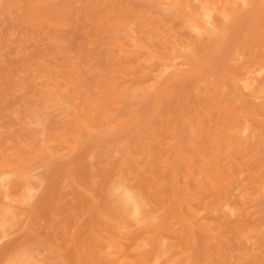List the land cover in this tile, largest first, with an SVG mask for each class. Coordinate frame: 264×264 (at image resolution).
<instances>
[{"label":"rangeland","instance_id":"obj_1","mask_svg":"<svg viewBox=\"0 0 264 264\" xmlns=\"http://www.w3.org/2000/svg\"><path fill=\"white\" fill-rule=\"evenodd\" d=\"M58 1V2H57ZM161 1V2H160ZM211 1V3H210ZM233 2V3H230ZM115 2V3H114ZM125 2V3H124ZM143 2V4H142ZM155 2V4H154ZM193 2V3H192ZM204 4H203V3ZM7 3V4H5ZM131 3V5H130ZM129 3V0H1L0 1V94H2L3 92H5V95L4 93L2 94V96L0 95V99H1V103H0V107L3 109L0 108V162L3 161L4 157L6 160L7 159H10L9 161L6 160V161H3V163H0V236H2L3 238L5 239H1L2 237H0V264H32L33 263V259H34V264H96L98 259H99V264H120L121 261L122 263L121 264H143L142 262L146 261L145 263L146 264H151L155 262L156 260V257L158 258L157 261L155 262L157 264V262L159 264H169L170 262L174 264V262H176V264H184V262L186 264H189L190 261H191V264H207V261L209 262L208 264H226V262L229 264H264V227L262 226V224H264V155L262 153H264V124L262 125L261 124V120L263 119L264 120V108H262L264 105V46H262V44L264 45V37H261V36H264L262 33L264 31V18H263V15H264V0H131ZM137 3V4H136ZM158 3V4H157ZM167 3V4H166ZM193 5H192V4ZM196 3V4H194ZM208 3V4H207ZM216 3V4H215ZM122 4V5H121ZM154 4V5H153ZM161 4V5H159ZM163 4L165 6H163ZM198 4V5H197ZM262 4V5H261ZM126 5V6H125ZM130 5V6H129ZM133 5V6H132ZM138 5V6H137ZM259 5V6H258ZM261 5V6H260ZM97 6V7H96ZM122 6V7H121ZM144 6V7H143ZM151 6H153L154 8L152 9ZM161 6H163L162 8H160ZM188 6V7H187ZM192 8H191V7ZM195 6V7H194ZM209 6H212L213 8L209 7ZM30 7V8H29ZM96 7V9H95ZM166 7V8H165ZM185 7V8H184ZM187 7V8H186ZM147 11H146V9ZM168 8V9H167ZM194 8V9H193ZM197 8L199 9L198 10V13H197ZM256 8V9H255ZM98 9V10H97ZM122 9V10H121ZM125 9V10H124ZM132 9V10H131ZM137 9V10H136ZM143 9L145 11H143ZM151 9V11H150ZM159 9V10H158ZM162 9V11L160 10ZM164 9V10H163ZM261 9L263 10L262 11V15L261 14ZM119 10V11H118ZM130 10V11H129ZM136 10V11H134ZM155 10V11H154ZM166 10V11H165ZM25 11V12H24ZM80 11V12H79ZM95 11V12H94ZM135 14H134V12ZM150 11V12H149ZM257 11V12H256ZM91 12V13H90ZM164 12V13H163ZM185 12V13H184ZM189 12V14L187 13ZM193 12V13H192ZM194 12H196L197 14H195ZM203 12V13H202ZM260 14H259V13ZM48 13V14H47ZM72 13V14H71ZM160 13V14H159ZM162 13V14H161ZM185 15H183V14ZM25 14V15H24ZM79 15V16H76ZM98 14V15H97ZM166 14V16H165ZM187 14V15H186ZM191 14V15H190ZM249 14V15H248ZM251 14V15H250ZM253 14V15H252ZM82 15H84L82 17ZM130 15V17H129ZM146 15V16H144ZM158 15V16H157ZM172 15V16H171ZM259 15V16H258ZM36 16V17H35ZM74 18H73V17ZM99 16V17H98ZM133 16V18H132ZM155 16V17H154ZM170 16V17H169ZM191 16V17H189ZM196 16V17H195ZM245 16V17H244ZM253 18H252V17ZM262 18H261V17ZM81 17L84 19L82 20ZM93 17V18H91ZM128 17V18H127ZM135 17V18H134ZM143 17V18H142ZM169 17V18H168ZM182 17H184L182 19ZM203 17V18H202ZM235 17V18H234ZM244 19H243V18ZM28 18V19H27ZM40 18V19H39ZM106 18V19H105ZM130 18V19H129ZM148 18V19H147ZM165 18V20H164ZM175 18V19H174ZM191 20H190V19ZM248 18V19H247ZM251 18V19H249ZM26 19V20H25ZM49 19V20H48ZM78 19V20H77ZM139 20L137 22H135V20ZM147 19V20H145ZM171 19V20H170ZM199 19V20H198ZM242 19V20H241ZM246 19V20H245ZM253 19V20H252ZM260 19V21H259ZM104 20V21H103ZM130 20V21H128ZM173 20V21H172ZM188 20V21H186ZM201 20V21H200ZM211 20V21H210ZM79 21V22H78ZM94 21V22H93ZM148 21V23H147ZM174 21H177V22H174ZM192 21V23H191ZM240 21V22H239ZM253 23H252V22ZM256 23H255V22ZM259 23H258V22ZM71 22V23H70ZM78 22V23H77ZM105 22V23H104ZM134 24H133V23ZM150 22V23H149ZM168 22V23H167ZM186 22L188 24H186ZM202 22V23H201ZM243 22V23H242ZM26 23V24H25ZM89 23V25L87 24ZM95 23V24H94ZM136 23V25H135ZM167 23V24H166ZM197 24L195 26V24ZM222 23V24H221ZM239 23V24H238ZM46 24V25H45ZM67 26H66V25ZM70 24V25H69ZM92 24V25H91ZM104 24V26H103ZM107 24V25H106ZM155 24V25H153ZM245 24V25H244ZM252 24H255V25H252ZM261 24V26H256ZM52 25V26H51ZM101 25V26H100ZM138 25V27H137ZM152 25V26H151ZM186 25V26H185ZM66 26V27H65ZM85 26V27H83ZM88 28H87V27ZM98 26V27H97ZM105 28H103V27ZM124 26V27H122ZM129 26V27H128ZM145 26V27H144ZM175 26V27H174ZM177 26V28H176ZM251 26V28H250ZM252 26H256V28L259 27L260 30H258V35H260V32L262 33L260 35V37H258L257 39L259 40H254L257 36L254 34V31H256L257 29L252 27ZM58 27V28H57ZM134 27V28H133ZM135 27L137 28L136 31L134 30ZM143 27V29H142ZM180 29H179V28ZM183 27V29H182ZM238 27V28H237ZM263 27V28H262ZM64 28V29H63ZM84 30H83V29ZM87 28V29H85ZM101 28V29H100ZM186 30H185V29ZM236 28V29H235ZM254 28V29H252ZM46 29V30H45ZM60 30V31H57V30ZM100 29V30H99ZM105 29V30H104ZM132 29V30H131ZM141 29V30H140ZM145 29H148L147 32ZM160 29H162L163 31H161ZM178 29V30H177ZM192 29V30H191ZM244 29L246 30L245 32ZM252 29V30H250ZM130 30V31H129ZM160 30V31H159ZM177 31V32H174V31ZM184 30V32H183ZM188 30L190 32H188ZM240 30V31H239ZM249 30V31H247ZM254 30V31H253ZM33 33H31V32ZM37 31V32H36ZM55 31V32H54ZM83 31V32H82ZM97 31H99V33H97ZM111 31V32H110ZM133 31V33L131 32ZM141 31V32H140ZM151 31V32H150ZM188 33H187V32ZM235 31V32H234ZM239 33H238V32ZM41 32V33H40ZM57 32V33H56ZM63 32V33H60ZM96 32V33H95ZM101 32V33H100ZM118 32V33H117ZM121 32V33H119ZM124 32V33H123ZM140 32V33H139ZM146 32V33H145ZM179 32V33H178ZM182 32V33H181ZM243 32V33H242ZM248 32H249V35L251 37V39H249V35H248ZM257 32V31H256ZM44 33V34H43ZM82 33V35H81ZM107 33V34H105ZM112 35H111V34ZM115 33V34H114ZM123 33V34H122ZM139 34L140 37H138L137 35ZM145 33V34H143ZM148 33V34H147ZM174 33V35H173ZM184 33H187L188 34V40L185 39L184 37L187 38V34L183 35ZM190 33V34H189ZM238 33V34H237ZM247 33V34H246ZM252 36H251V34ZM57 34V35H56ZM93 34V35H92ZM95 34V35H94ZM98 36H97V35ZM102 35V38H104V40L101 38V35ZM114 34V35H113ZM126 34V35H125ZM176 34V35H175ZM179 34H181L179 36ZM193 34V35H192ZM235 34V36H234ZM243 34V35H241ZM245 34V35H244ZM85 35V36H83ZM104 35V36H103ZM106 35V36H105ZM124 35V36H123ZM142 35V36H141ZM161 35V36H160ZM203 35V37H202ZM255 35V36H254ZM91 38H89V37ZM95 36V37H94ZM127 38H126V37ZM154 36H156L157 38H155ZM172 37L171 39H173V43H172V40L170 38H167L166 37ZM178 36V37H177ZM190 36V37H189ZM192 36V38H191ZM195 36V37H193ZM232 36V37H231ZM240 36L242 38H240ZM57 37V38H56ZM96 38V39H93ZM109 38V39H106V38ZM112 37V38H111ZM120 39V41H117L118 39ZM138 37V38H136ZM150 37V39H149ZM154 37V38H153ZM199 37V38H198ZM247 37V40H249L248 42L245 41ZM63 38V39H60ZM99 38V39H98ZM112 40H111V39ZM116 38V39H115ZM141 38V39H140ZM161 38V39H159ZM177 38V39H176ZM179 38V39H178ZM211 38V39H210ZM230 38V39H229ZM261 40H260V39ZM263 38V39H262ZM58 39V40H57ZM68 39V40H67ZM95 40L94 42H92L93 40ZM127 39V40H126ZM141 41H140V40ZM168 39H170L168 41ZM182 39V40H181ZM242 41H241V40ZM62 40H65V41H62ZM102 40V42H101ZM110 40V41H108ZM126 40V41H125ZM136 40V41H135ZM152 42H151V41ZM156 40V41H154ZM157 40H159L157 42ZM175 40H177L178 42H176ZM203 40V41H202ZM207 40V41H206ZM231 42H230V41ZM234 40V41H233ZM251 40L254 42L252 44H255V45H247L248 43L250 44L251 43ZM55 41V42H54ZM59 41H62L60 42L59 44ZM99 41V42H98ZM104 41H106V43H108V46L106 45V43H104ZM112 41H114L112 43ZM123 41V42H122ZM125 41V43H124ZM162 41V42H161ZM182 41V42H181ZM185 41V42H184ZM190 41V42H189ZM233 41V42H232ZM245 41V42H244ZM263 41V42H262ZM110 42V43H109ZM119 42V43H118ZM175 42V43H174ZM187 42V43H186ZM189 42V43H188ZM191 42H192V47L191 46ZM194 42V44H193ZM195 42H197V45ZM229 42V43H228ZM247 42V43H246ZM262 42V43H261ZM99 43V44H98ZM128 43V44H127ZM155 43V44H154ZM159 43V44H157ZM186 43V45H185ZM261 43V44H258ZM102 46H101V45ZM123 44H126V45H123ZM147 44V45H146ZM154 44V45H153ZM177 44V45H176ZM182 44V46L180 45ZM196 44V45H195ZM237 44H241L240 45H237ZM61 45V46H60ZM92 45V46H91ZM95 45V46H94ZM105 45V46H104ZM111 45H114L115 48ZM154 47H153V46ZM156 45V46H155ZM205 45V46H204ZM208 45V46H207ZM228 45V46H227ZM230 45V46H229ZM124 46V47H123ZM150 46V47H149ZM159 46V47H158ZM171 46V47H170ZM174 46V47H173ZM179 48L177 49L176 47ZM183 46L185 47L184 49ZM190 46V47H189ZM200 48V50H197L196 48ZM199 46V47H198ZM204 46V47H203ZM239 46V47H238ZM253 46V49H247L248 47L252 48ZM261 46L262 49H260L258 47ZM99 47V48H98ZM100 47H102V50H100ZM129 47V48H128ZM155 49H153V48ZM156 47V48H155ZM167 47V48H165ZM181 47V48H180ZM188 47V48H187ZM243 49H242V48ZM254 47H256L254 49ZM50 48V49H49ZM64 48V50H63ZM68 48V49H67ZM97 48V49H95ZM112 48V50H111ZM125 48V49H124ZM152 48V49H151ZM159 48V49H158ZM171 48V49H169ZM177 50H176V49ZM190 48V49H189ZM203 48V49H201ZM205 48V50H204ZM221 48V50H220ZM45 49V50H44ZM53 49V50H52ZM59 49V50H58ZM76 49V50H75ZM92 49V50H91ZM109 49V50H108ZM116 49L118 51H116ZM175 49V50H174ZM180 49V51H179ZM186 49V50H185ZM196 49V50H195ZM52 50V52L50 53V51ZM67 50V51H66ZM70 50V51H69ZM93 50H95L93 52ZM108 52H106V51ZM152 50V51H151ZM183 50V51H181ZM195 50V51H194ZM203 50V51H202ZM226 50V51H225ZM228 50V51H227ZM239 50V51H238ZM243 50L245 52H243ZM251 50V51H250ZM252 50H253V54H252ZM46 51V53H45ZM63 51V52H62ZM69 51V53H68ZM81 51V52H80ZM89 51V52H88ZM105 51V52H104ZM127 51V52H126ZM149 51V52H148ZM158 51H160L158 53ZM198 51V52H197ZM202 52V55H200V53ZM242 51V54H240ZM56 52V53H55ZM74 52V53H72ZM87 52V53H86ZM94 54H92V53ZM214 52V53H213ZM226 55H225V53ZM229 54H228V53ZM238 52V54L236 53ZM240 52V53H239ZM44 53V56L43 54ZM89 53V55H88ZM120 53V54H119ZM141 53V54H140ZM153 53V54H152ZM213 53V54H212ZM231 53V54H230ZM244 53H247V54H244ZM248 53H250L249 55L252 54V56H249ZM256 53V55H254ZM48 54V55H47ZM51 54V55H50ZM53 54V55H52ZM56 54V55H54ZM79 54V55H78ZM82 54V55H81ZM84 54H86L84 56ZM116 54V55H115ZM124 54V55H123ZM135 54V55H134ZM163 54V55H161ZM199 54V55H198ZM219 54V55H218ZM224 54V56H222ZM260 54V55H258ZM49 57V58H46L45 57ZM93 55V56H92ZM95 55V57H94ZM160 55V56H159ZM200 57V58H198ZM243 55V56H242ZM34 56V57H33ZM41 58H40V57ZM54 56V58H53ZM56 56V57H55ZM66 56V57H65ZM77 56V58H76ZM84 56V57H83ZM92 56V57H91ZM127 56V57H126ZM131 56V57H130ZM138 58H137V57ZM142 56V57H141ZM146 56V57H145ZM153 58H151V57ZM227 58H226V57ZM241 58H239V57ZM249 56V57H248ZM255 56V57H254ZM257 56V57H256ZM36 57V58H35ZM39 57V58H38ZM83 59H82V58ZM89 57V58H88ZM117 57H123L122 59L120 58V61H119V58ZM131 59H130V58ZM134 57V58H133ZM156 57V58H154ZM238 57V58H237ZM245 59H244V58ZM43 58V59H42ZM46 58V59H45ZM67 58V59H65ZM85 58V59H84ZM87 58V59H86ZM117 58V59H116ZM126 58V59H125ZM230 58V59H228ZM236 58V59H235ZM49 59V60H48ZM57 59V62L55 61ZM67 60V61H63V60ZM90 61H89V60ZM125 59V60H124ZM126 61V60H128ZM133 59V60H132ZM135 59V60H134ZM144 59L146 61H144ZM169 59V60H168ZM247 59H249L247 61ZM251 59V60H250ZM76 60V61H75ZM88 60V61H86ZM115 60L117 61V63L115 62ZM142 60V61H141ZM148 60V61H147ZM156 60V62H155ZM219 60V61H218ZM258 60V61H257ZM260 60V61H259ZM33 61V62H32ZM45 61V62H44ZM50 61V62H49ZM69 61V62H68ZM80 62V65H79V62ZM83 61H86L87 65L86 64H83L84 62ZM91 61H92V65H89L91 64ZM119 61V62H118ZM122 61V62H121ZM124 61V62H123ZM138 61V62H137ZM180 61V62H179ZM183 61V62H182ZM216 61V62H215ZM218 61V62H217ZM232 61V62H231ZM253 61H255V67H258L256 65H258L259 63L260 66H262L260 68V66L258 67L260 69V71L258 70V68L254 69L253 68V71H252V67H253V64H251ZM48 62V63H47ZM72 62V63H71ZM89 62V63H88ZM95 62V63H94ZM126 62V63H125ZM134 62V63H133ZM141 63V66L140 63ZM155 62V63H154ZM180 63L179 65L177 63ZM183 64H182V63ZM215 62V63H214ZM245 62V63H244ZM21 63V64H20ZM29 63V64H28ZM45 63V64H44ZM54 63V64H53ZM61 63V64H60ZM65 63V64H64ZM68 63V64H67ZM71 63V64H70ZM78 63V64H77ZM117 64L116 66H119L121 67H125L128 69H125V68H120V67H115L114 64ZM122 63V64H121ZM130 63V65H129ZM133 63V65H131ZM160 63V64H159ZM214 63V64H213ZM244 63V64H242ZM250 63V64H249ZM257 63V64H256ZM14 64V65H13ZM33 64V65H31ZM56 64V65H55ZM67 64V66H66ZM82 64H83V67H82ZM111 64V65H110ZM113 64V65H112ZM248 64H249V67H248ZM63 65V66H61ZM79 65V66H78ZM99 65V67H96V66ZM107 65V66H106ZM129 65V66H128ZM138 65V66H137ZM145 65V66H143ZM155 65V66H153ZM157 65V66H156ZM163 65V66H162ZM182 65V66H181ZM184 65V66H183ZM211 65V66H210ZM222 65V67H221ZM228 65V66H227ZM242 65V66H241ZM32 66V67H31ZM55 66V67H54ZM59 66V69H56L58 68ZM69 66V67H68ZM85 66V67H84ZM108 66L110 67V69H108ZM113 66V67H112ZM127 66V67H126ZM133 66V68L131 67ZM137 68H136V67ZM165 66V67H164ZM168 66V67H167ZM180 66V67H179ZM198 66V67H197ZM208 70H207V68ZM241 66V67H239ZM244 66V70L242 69ZM247 66V68H246ZM27 69H26V68ZM61 67V68H60ZM89 67V68H88ZM92 67V68H90ZM94 67V68H93ZM140 67V68H138ZM144 67V68H143ZM146 67V69H145ZM150 67V68H148ZM154 67H156L154 69ZM170 67V68H169ZM210 67V68H209ZM228 67V68H227ZM232 70H231V68ZM238 67V68H237ZM24 68V69H22ZM54 68V69H53ZM69 68V69H68ZM99 68V69H98ZM143 68V69H142ZM159 68V69H158ZM161 68V69H160ZM184 68V69H182ZM199 68V69H197ZM215 68V69H214ZM230 68V69H229ZM241 70H240V69ZM247 70H246V69ZM248 68L250 70H248ZM18 69V70H17ZM22 71H20V70ZM50 69V70H49ZM61 69V70H60ZM66 69V70H65ZM71 69V71H70ZM78 69L80 71H78ZM83 69V70H82ZM86 71H85V70ZM92 71H91V70ZM94 69V70H93ZM98 69V70H97ZM105 69V70H104ZM107 69V70H106ZM114 69V71L116 70L115 72V75H118L119 78H117L114 74L113 76L111 75V72H114L112 71ZM125 69V70H124ZM131 72H130V70ZM155 71H154V70ZM173 69V70H172ZM187 69V70H185ZM230 73H229V71ZM235 69H239L237 71H234ZM8 70V71H7ZM25 70V71H24ZM33 70V72L31 71ZM35 70V71H34ZM57 70V71H56ZM63 70H65V74L67 72V75L65 76L63 73ZM90 70V71H89ZM95 70L97 71L95 73ZM122 70V71H121ZM134 70V71H132ZM143 73H142V71ZM165 70V71H164ZM190 70V71H189ZM204 70L207 72H204ZM247 72H243V71ZM258 71L257 72H255ZM29 71V72H27ZM44 71V72H43ZM47 71V75L45 74ZM50 71V72H49ZM100 71L102 74H100ZM111 71V72H110ZM121 71V72H120ZM186 73H183L185 72ZM199 71V73H198ZM218 71V72H217ZM233 71V72H232ZM242 71V72H240ZM2 72V73H1ZM23 72V74H22ZM63 72V73H62ZM81 72V74L79 73ZM91 72V73H89ZM94 72V73H93ZM99 72V73H98ZM108 72V73H107ZM126 72V73H123ZM129 72V73H128ZM143 75L142 78H141V74H138L140 73ZM145 72V73H144ZM189 72V73H188ZM197 72V74H196ZM25 73V75H24ZM32 73V74H31ZM33 73H34V77H33ZM39 73V74H38ZM51 73V74H49ZM55 73V74H54ZM58 73V75H57ZM89 73V74H88ZM110 73V74H109ZM164 73V74H163ZM182 73V74H181ZM188 73V74H187ZM204 73V75H203ZM228 73V74H227ZM247 75H245V74ZM251 73V75H250ZM8 74V76H7ZM64 76H63V75ZM74 74V75H72ZM99 74H100V77H99ZM105 74V75H104ZM110 78H108L109 75ZM133 74V75H132ZM137 77H135L134 76ZM195 74V75H194ZM243 74V75H242ZM250 76H249V75ZM255 74V75H254ZM258 74V75H256ZM21 75V77H20ZM56 75V76H54ZM62 75V76H60ZM85 75V76H83ZM131 75V76H129ZM199 75V76H197ZM201 75V76H200ZM226 75V76H225ZM236 75V76H234ZM240 76L239 78H235L237 76ZM254 75V77H253ZM10 76V77H9ZM30 76V77H29ZM46 76V77H45ZM58 76V77H57ZM73 76V77H72ZM83 76V78H82ZM178 76H181V77H178ZM229 76V77H228ZM233 76V77H232ZM246 76V77H245ZM257 76V78H255ZM261 76H263L262 80L259 79L261 78ZM6 77H7V81H6ZM20 77V78H19ZM32 77V79H31ZM61 77V78H60ZM92 77L93 79L95 80H92ZM106 77V78H104ZM125 77H128V78H125ZM189 77V78H188ZM243 77V78H242ZM13 78V79H11ZM22 78V79H21ZM31 79V80H28V79ZM35 78H36V81H35ZM41 80H40V79ZM60 79L58 80L57 82V79ZM66 78V79H65ZM88 78V79H87ZM99 80H97V79ZM103 78V79H102ZM112 78V79H111ZM116 78V79H115ZM130 78V79H129ZM144 78V79H143ZM148 78V79H147ZM152 78V79H151ZM172 81H171V79ZM248 78H251L248 80ZM254 78V79H252ZM16 79V80H14ZM56 79L55 81H51V80H54ZM63 79V80H62ZM76 81H74V80ZM84 79V80H83ZM102 82H101V80ZM112 80L111 82L108 80ZM127 79V80H126ZM133 79V80H132ZM151 79V80H150ZM230 79V80H229ZM243 79V80H242ZM257 79V80H256ZM2 80V81H1ZM19 80V81H18ZM22 80V81H21ZM27 80V81H26ZM34 80V81H33ZM72 80V81H71ZM105 80V81H104ZM153 80V82H151ZM180 80V81H179ZM228 80V81H227ZM233 80V81H232ZM252 80V82L250 81ZM260 80V81H259ZM42 83H41V82ZM49 81V82H48ZM79 81V82H78ZM83 81V82H82ZM88 81V82H87ZM96 81V83H95ZM99 81V82H98ZM115 81V82H114ZM127 81V83L124 84V82ZM171 81V82H170ZM178 81V82H177ZM192 83H191V82ZM198 81V82H197ZM216 81V83L214 82ZM245 81H249L251 83H245ZM254 81V82H253ZM13 82H16L18 83L19 86H17V84L15 85L12 84ZM22 84H21V83ZM26 82V83H25ZM39 82V83H38ZM47 82V83H46ZM69 82V84H68ZM73 86H72V84ZM89 82H92V84ZM109 84H107V83ZM119 82H122V83H118ZM129 82V83H128ZM170 82V83H169ZM189 82V83H188ZM231 82V83H229ZM260 82V83H258ZM11 85H10V84ZM46 83V84H45ZM49 83H52V85L55 87L53 89H51V86ZM60 85H58V84ZM88 83V85H87ZM113 83V84H112ZM141 83V84H139ZM144 83H146V85H144ZM166 83V84H165ZM186 83V84H185ZM234 83V84H233ZM239 83V85H238ZM255 83V84H254ZM5 86H4V85ZM8 84V86H6ZM41 84V85H40ZM45 84V86H44ZM49 84V85H48ZM89 88H87L85 85ZM98 84V85H97ZM106 84V85H105ZM129 84H131L130 86H128ZM133 84V85H132ZM151 84V85H150ZM183 84V85H181ZM195 84V85H194ZM217 84V86L215 85ZM236 84V85H235ZM241 84V85H240ZM250 84H253V85H250ZM261 86H258L260 85ZM12 85H15V86H12ZM20 85H23L21 86L22 88L24 87L25 85V88L21 89L20 88ZM36 85V86H35ZM47 85L49 86L48 90L46 91L45 88H47ZM64 85V86H63ZM90 85H92L91 87H96L94 88L96 91L94 92V89H92L90 87ZM109 87H108V86ZM129 88H127V86ZM176 85V86H175ZM198 85L200 87H198ZM210 85V86H209ZM213 85H215V90H213ZM235 85V86H234ZM237 85L239 86V88L237 87ZM247 85V87H246ZM18 88H17V87ZM43 86V87H41ZM52 86V87H53ZM82 86V87H81ZM84 86V88H83ZM98 86V87H97ZM105 86V87H104ZM139 86V87H138ZM141 86V88H140ZM143 86V87H142ZM147 87V88H144ZM149 86V87H148ZM151 86L153 88H151ZM171 86V87H170ZM195 86V87H194ZM205 86V87H204ZM223 86V87H222ZM243 86V87H242ZM255 86V88H254ZM7 87V88H6ZM10 87H12L10 89ZM16 87V88H15ZM37 87V88H36ZM41 87V88H40ZM60 87V88H59ZM66 88V90H64V88ZM175 87V88H174ZM191 87V88H190ZM200 88V90H198V88ZM227 87V88H226ZM237 87V88H236ZM253 87V89H252ZM258 87V88H256ZM262 87V88H261ZM87 88V90L85 91V89ZM100 88V89H99ZM101 88H104L103 91H101ZM107 88V89H106ZM122 88V89H121ZM166 88H169V89H166L168 91L165 92V89ZM171 88V90H170ZM197 88V89H195ZM203 88V89H202ZM213 88V89H212ZM223 88V89H222ZM225 88V89H224ZM244 88V90H243ZM263 89L261 91V89ZM5 89V91H3ZM6 89H8L6 91ZM15 89V90H14ZM20 89V90H19ZM31 89V91H30ZM33 89V90H32ZM36 89V90H35ZM42 89V90H40ZM50 89V90H49ZM64 91H63V90ZM98 89H99V93H98ZM130 89V91L128 90ZM162 89H164L162 91ZM176 89V90H175ZM191 89V90H190ZM202 89V90H201ZM205 89H209L207 90V92H213L214 95L216 94V96H212V94L210 95V93H207L205 92ZM236 89H238L236 91ZM242 89V90H241ZM252 90V93L250 92V90ZM254 89L257 91L254 93ZM12 90V91H11ZM23 90V91H22ZM54 91L53 92H50V91ZM58 90V91H57ZM74 90V91H72ZM83 90V91H82ZM93 90V91H92ZM107 90V91H106ZM116 94H115V92ZM172 90H174V92H172ZM193 90H195L193 92ZM204 90V92H203ZM211 90V91H210ZM213 90V91H212ZM231 90V91H230ZM240 90V91H239ZM10 91V92H9ZM16 93H14V92ZM20 91L21 92V97H20ZM25 91V92H24ZM34 91V93H33ZM37 91V92H36ZM39 91V92H38ZM41 91H43L41 93ZM90 91V92H89ZM114 94H113V92ZM145 91V92H144ZM184 91V92H183ZM191 91V92H190ZM203 92L202 94L199 92ZM225 91V92H224ZM244 91V92H243ZM7 92V93H6ZM11 94H9V93ZM28 92H30L31 94H29ZM47 92V93H45ZM50 92V94H49ZM58 92V93H57ZM74 92V93H73ZM89 93V94H85V93ZM179 92V93H178ZM186 92V93H185ZM193 92V93H192ZM197 92V94L195 93ZM199 92V93H198ZM221 92V93H219ZM26 93V95H25ZM36 93V94H35ZM91 93V94H90ZM95 94L93 96V94ZM102 93V95H101ZM105 95H104V94ZM133 93V94H132ZM138 93H140L138 95ZM171 93V95H170ZM173 93V95H172ZM219 93V94H217ZM236 93H239V94H236ZM241 93V94H240ZM244 93V95L242 94ZM9 94V95H8ZM22 94L24 95V97L28 99V101H26L24 103L25 99ZM28 94V95H27ZM35 94V95H34ZM46 94V95H43ZM56 97L54 98L53 96ZM62 94V96H61ZM98 94V95H97ZM193 94V95H192ZM221 94V95H220ZM224 96H223V95ZM8 95V96H7ZM15 96V99H14V96ZM33 95V96H32ZM37 95V96H36ZM51 95V96H49ZM88 98L86 99L85 97ZM109 95V96H108ZM125 95V96H123ZM137 95V96H136ZM179 95V96H178ZM196 95V96H195ZM200 95V96H198ZM219 95V96H218ZM232 95V96H230ZM239 95V96H238ZM242 95V96H241ZM10 96V97H9ZM43 96V97H42ZM61 96V97H60ZM92 96V97H91ZM97 96V97H96ZM98 96L100 98H98ZM187 96V97H186ZM194 96V97H193ZM241 98L244 96V98H239L237 99V97ZM246 96V97H245ZM3 97V98H2ZM38 97L40 99H38ZM42 97V98H41ZM47 97V99H46ZM80 97V98H79ZM94 97V99H92ZM106 97V98H105ZM109 97V98H108ZM184 97V98H182ZM193 97V99H192ZM215 97L218 99H215ZM5 98V99H4ZM21 98V99H20ZM38 101H37V99ZM45 98V99H44ZM68 98V99H67ZM95 98H98V99H95ZM103 98V100L101 99ZM176 98H178L177 100H175ZM34 99H36V101H34ZM55 99V101H54ZM59 99V100H58ZM89 99V100H88ZM105 99V101H104ZM126 99V100H125ZM129 103L128 102V100ZM184 99V100H183ZM193 101H192V100ZM204 99H206L204 102ZM228 100V102H226V100ZM4 100V101H3ZM6 100V101H5ZM32 100V101H31ZM47 100V101H46ZM62 100V101H61ZM72 100V101H71ZM74 100V101H73ZM80 100V101H79ZM94 100H96V103H94ZM137 100V101H136ZM146 100V101H145ZM168 100V101H167ZM175 100V101H174ZM182 100V101H181ZM215 100H217L218 102H216ZM232 100V101H231ZM247 100V101H245ZM8 101V102H7ZM22 101V102H21ZM43 101H46V102H43ZM58 101V102H57ZM117 101L119 103H117ZM133 101V102H132ZM191 101L193 102V104L191 103ZM202 101L204 103H202ZM235 101V102H234ZM241 101V102H240ZM244 101V102H242ZM251 101V102H250ZM7 102V103H6ZM41 102V104H40ZM43 102V103H42ZM78 102V103H77ZM82 102V103H81ZM88 102V103H87ZM116 102V103H115ZM129 104H128V103ZM142 102L141 104L143 105H140L139 103ZM148 102V103H147ZM159 102V103H158ZM169 102V103H168ZM202 104H201V103ZM209 102V103H208ZM211 102V105H209ZM216 102V103H214ZM229 102H232L231 104ZM20 103V105H19ZM37 103V104H36ZM61 103V104H59ZM71 103V104H69ZM77 103V104H76ZM81 103V104H80ZM84 103V104H83ZM86 103L87 105H90L89 106H86ZM101 103V104H100ZM137 103V104H135ZM152 103V104H151ZM172 103V105H171ZM174 103H176V105H174ZM178 103V104H177ZM195 103V104H194ZM198 103V105L200 107H198V105L196 104ZM229 103V104H228ZM238 103V104H237ZM248 103V104H247ZM250 103V104H249ZM8 104V105H7ZM25 104V105H23ZM43 104V105H42ZM45 104H47L45 106ZM57 106H56V105ZM88 107L85 109V107ZM96 104V105H95ZM157 104V105H156ZM189 104H192V105H189ZM220 104V105H219ZM228 104V106L226 105ZM23 105V107H22ZM27 105V106H26ZM35 105V106H34ZM40 105V106H39ZM54 105V106H53ZM60 105V106H59ZM73 105V106H72ZM103 105V106H102ZM133 107H132V106ZM167 108L164 109L166 106ZM171 107H169V106ZM173 105L176 107L177 105H179V107L177 106L176 108L178 109H175L173 107ZM195 105V106H194ZM247 107H246V106ZM263 105V106H262ZM5 106V108H4ZM54 109H52L53 107ZM72 106V107H71ZM82 106V108H81ZM102 106V107H101ZM115 106V107H114ZM128 106H129V109H132V110H129L128 109ZM187 106V107H186ZM192 108H191V107ZM194 106V108H193ZM212 106V108L209 109V107ZM227 106V107H226ZM233 108H232V107ZM261 106V107H260ZM7 107V109H6ZM36 110H35V108ZM42 107V108H41ZM73 107H76L75 109ZM104 107V108H103ZM109 107V109H108ZM113 109H112V108ZM134 107H135V110H134ZM158 107V108H157ZM215 107V108H214ZM219 107H221V109H219ZM249 107V108H248ZM256 108L255 110L258 111L256 113V111L253 109ZM28 111H27V109ZM39 110H38V109ZM79 108V109H78ZM116 111L117 109L118 112H111L112 110ZM181 108V109H180ZM183 108V109H182ZM191 110H190V109ZM208 108V109H206ZM225 108H226V111H225ZM229 108V110H228ZM232 108L233 111L236 113H233L231 112L232 110L230 109ZM236 108V109H234ZM242 110H241V109ZM262 108V109H261ZM5 109V110H4ZM31 109V110H30ZM32 109L34 111H32ZM41 109V110H40ZM42 109H45V110H42ZM47 109L50 110L48 111L47 113ZM52 109V110H51ZM68 109V110H67ZM83 109H84V112H83ZM89 110V115H88V110ZM139 109V110H138ZM171 109V110H170ZM173 109H175L173 111ZM194 109V110H193ZM198 111H197V110ZM205 109V112L203 111ZM212 109V110H211ZM219 109V110H218ZM248 109V110H247ZM261 109V110H260ZM30 110V111H29ZM79 110V111H78ZM81 110V112H80ZM109 110H111L109 112ZM122 110V111H121ZM193 110V112H192ZM209 113H208V111ZM237 110L238 113H237ZM263 110V111H262ZM31 111L33 112L31 114ZM38 111V112H37ZM56 113H55V112ZM86 111V112H85ZM101 111V113H100ZM136 111V113L133 114V112ZM148 112V115L147 112ZM166 111V112H165ZM168 111V112H167ZM191 111V114H188V112ZM198 113H197V112ZM200 111V112H199ZM204 113H203V112ZM207 111V112H206ZM224 111V112H222ZM230 111V114L228 113ZM25 112V114H24ZM36 112V114H35ZM63 112V114H62ZM72 112V113H71ZM78 112V113H77ZM122 112V113H121ZM125 112V113H124ZM163 112L164 113H167V114H164L165 117L168 116V113H169V116H173V117H167L164 119V116L163 114L161 113ZM171 112V113H170ZM177 112V115L176 113ZM182 112V113H181ZM185 112L188 114L187 116L185 115ZM242 112V113H241ZM29 116H28V114ZM38 113V115H37ZM42 113V114H41ZM44 113V114H43ZM51 113L53 115H51ZM82 113V115H81ZM85 113L86 117L83 115ZM109 113V114H108ZM121 113V114H120ZM127 113V114H126ZM160 113V114H158ZM190 113V112H189ZM218 113V114H217ZM228 113V114H227ZM6 114V115H4ZM49 114V115H48ZM62 114V116H61ZM66 114V115H65ZM100 114V115H99ZM126 114V115H125ZM132 114V116H130ZM143 114V115H142ZM197 114H204L203 115V118L200 116V119L197 117ZM216 114V116H214ZM223 114V115H222ZM226 114V115H225ZM236 114V116L234 115ZM238 114V115H237ZM14 115V116H13ZM32 115V116H31ZM43 115V116H42ZM48 115V117H47ZM55 115H59L58 117ZM65 115V116H64ZM70 117H69V116ZM102 115V116H101ZM108 115V116H106ZM110 115V116H109ZM125 115V116H124ZM137 118H135V116ZM146 115V116H145ZM151 115V116H149ZM160 115V119H159V116ZM162 115V116H161ZM167 115V116H166ZM182 115H185V116H182ZM198 115V116H199ZM210 115V117L208 116ZM228 115V116H227ZM240 115V116H239ZM245 115V116H244ZM248 115V116H247ZM258 115V116H256ZM259 115L260 118H259ZM13 116V117H12ZM31 116V117H30ZM37 118H36V117ZM52 116V117H51ZM79 116V117H78ZM115 116L117 117V119L115 118ZM127 116V117H126ZM129 116V117H128ZM139 116V117H138ZM147 117L146 118H144ZM194 116V117H193ZM223 116V117H222ZM229 116H232L229 118ZM235 116V117H233ZM8 119V121L5 119ZM8 117V118H7ZM10 117V118H9ZM20 117V118H19ZM24 117V119H23ZM43 117V118H42ZM57 118V119H54ZM60 117V118H59ZM62 117V118H61ZM68 119H67V118ZM84 118L83 120L80 118ZM93 117V118H92ZM100 117V118H99ZM106 117H107V121H106ZM133 117V118H132ZM149 117V118H148ZM188 117V118H186ZM190 117V118H189ZM214 117V118H212ZM218 117V119H217ZM228 117V118H227ZM259 119H258V118ZM19 118V119H18ZM22 118V119H21ZM26 118V119H25ZM36 120H34V119ZM41 118V119H40ZM49 118V119H48ZM89 118V119H88ZM92 118V120L90 119ZM95 118V119H94ZM115 118V120H114ZM118 118H123L122 120L121 119H118ZM125 118V119H124ZM132 118V119H131ZM157 118V119H156ZM172 118V119H170ZM174 118V119H173ZM236 118V119H235ZM254 118V119H253ZM262 118V119H261ZM4 122H2L3 120ZM12 119V120H10ZM39 119V120H38ZM86 119V120H85ZM88 119V120H87ZM93 119L95 120V122H92ZM130 121H129V120ZM145 121H144V120ZM169 119V120H168ZM187 119V120H186ZM191 119L195 122L196 121V125L194 123H191ZM210 119V120H209ZM230 119V120H228ZM261 119V120H260ZM6 120V121H5ZM10 120V121H9ZM18 120V121H17ZM22 120V121H21ZM29 120V121H28ZM32 120V121H31ZM46 120V121H45ZM57 120V121H56ZM63 120V121H62ZM65 120H67L66 123H69L67 124V126L65 125ZM79 120V121H78ZM148 120V121H147ZM161 120V121H160ZM176 124H175V122ZM186 120V121H185ZM190 120V121H189ZM222 120V121H221ZM226 122V124L224 125V121ZM228 120V121H226ZM243 120V121H242ZM30 122L32 125H29L32 127H30L28 125V122ZM45 123H43V122ZM62 121V124L60 125ZM72 121V122H70ZM101 121V123H100ZM115 121V122H114ZM147 121V122H146ZM154 121H156L157 123H155ZM168 121V122H167ZM171 121V122H170ZM190 123H188V122ZM201 121V122H200ZM205 121V122H203ZM210 121V122H209ZM23 122V123H22ZM54 122V123H53ZM85 122V123H83ZM91 122V123H90ZM114 122V123H112ZM140 122V123H139ZM146 122V123H144ZM151 123V126H150V123ZM159 122V123H158ZM174 122V123H173ZM212 122V123H211ZM215 122V123H214ZM224 122V123H223ZM241 122V123H240ZM10 123V124H9ZM23 125H22V124ZM35 123V125H34ZM43 124L41 126V124ZM55 123L58 125H55ZM73 123V124H71ZM104 123V124H103ZM139 123V124H138ZM142 123V124H141ZM161 123V124H160ZM171 123V124H170ZM203 123V128L207 127L208 128H205L203 129L201 124ZM205 123V124H204ZM248 125H247V124ZM262 123H264V121H262ZM9 124V125H8ZM51 126H50V125ZM74 126V127H71V125ZM86 125H89V126H85ZM93 124V125H92ZM137 124H138V127H137ZM149 124V126L147 127V125ZM169 124V125H168ZM173 124V125H172ZM193 124V125H192ZM218 125V128H217V125ZM221 124V125H219ZM232 124V125H230ZM7 127H6V126ZM60 125V127H59ZM81 125V126H80ZM96 125V127L94 126ZM159 125V126H158ZM164 125V126H163ZM172 125V126H170ZM227 125V126H226ZM230 125V126H229ZM253 125V126H251ZM255 125V127H254ZM5 126V127H4ZM20 126L22 128H20ZM39 128H37V127ZM50 126V128H49ZM56 126V128H55ZM63 126V127H62ZM69 126V127H68ZM93 126V128H92ZM153 126H156V127H153ZM161 126V127H160ZM205 126V127H204ZM36 127V129L38 130H35L34 131V128ZM52 127L54 128V130L56 129V131H54L52 129ZM71 127V128H70ZM84 127V128H83ZM90 127V128H89ZM141 127V128H140ZM151 127V128H149ZM154 130H152L153 128ZM158 127V128H157ZM184 127H185V130H184ZM192 127V128H191ZM203 130L202 132L201 129ZM213 128V129H210ZM221 127V128H219ZM223 127V129H222ZM229 129H227V128ZM6 128H9V129H6ZM15 128V129H14ZM19 128V129H18ZM42 128V129H41ZM52 129V131H50L49 129ZM58 128V130H57ZM61 130H60V129ZM63 128L67 129V131H70L69 133H67L66 130H64ZM76 128V129H74ZM78 128V129H77ZM97 128V129H95ZM149 128V130L147 129ZM157 130H156V129ZM163 128H165L164 132H162ZM167 128L169 129H172V130H167ZM193 128L196 129V132L195 129L194 131L192 130ZM217 128V129H215ZM237 130H236V129ZM18 129V130H17ZM24 129V130H22ZM29 129V130H28ZM31 129V130H30ZM48 129V130H47ZM92 129L94 132H92ZM210 129V130H209ZM20 130V131H19ZM22 130V131H21ZM78 130V131H76ZM142 130V132H141ZM147 130V131H146ZM184 130V131H183ZM198 130V132H197ZM207 130V131H206ZM212 130V131H211ZM229 132L228 134L225 135L226 131ZM2 131V132H1ZM19 131V132H18ZM35 135H33V133ZM40 131H43L42 133H40ZM46 131V132H45ZM76 131L75 135H73V133ZM143 131H146V132H143ZM152 131H153V134H152ZM158 131V132H157ZM186 131V132H185ZM211 131V132H209ZM219 131V132H217ZM221 131V132H220ZM225 131V132H223ZM6 132V133H5ZM9 134H8V133ZM13 134H12V133ZM24 132V133H23ZM49 132V133H48ZM73 132V133H72ZM80 132L83 134L82 138L80 139L81 135ZM141 132V133H140ZM149 132V133H148ZM171 132V133H170ZM175 132V134H173ZM184 132V133H183ZM192 132V133H190ZM199 132H200V135H199ZM215 132V134L213 133ZM11 133V135H10ZM31 133H32V136H31ZM46 133V134H45ZM78 133V134H77ZM143 133H144V136H143ZM167 136H165L164 134ZM168 133L170 134L168 136ZM181 133V134H180ZM187 133V136H184L183 135L185 134L186 135ZM193 133L197 134V135H194ZM210 133V136H208ZM213 133L214 134V137L217 133V138L216 139H211V137L213 136ZM218 133L220 135L219 139H218ZM241 133V134H239ZM28 134V137L29 139H27L28 137H26ZM40 134L39 138L38 135ZM42 134V136H41ZM86 136H85V135ZM142 134V136L140 135ZM156 134V136L154 135ZM182 136H180V135ZM205 134V135H204ZM208 134V135H207ZM222 134V135H221ZM240 136H239V135ZM255 134V135H254ZM3 135V136H2ZM10 135V137H9ZM13 135H16L13 137ZM20 135H23L20 136ZM26 135V136H25ZM50 135V136H49ZM52 135V136H51ZM147 135L148 138L145 136ZM160 135V136H158ZM162 135V137H161ZM172 135V137H171ZM175 135V136H174ZM180 136V139H179V136ZM203 135V136H201ZM234 135V136H233ZM2 136V137H1ZM47 136V141L49 142L50 140V145L48 144V142H46L45 138L44 137ZM75 136V137H73ZM77 136V137H76ZM152 136V137H151ZM178 136V137H177ZM189 136V137H188ZM201 136V137H200ZM225 136V137H224ZM231 138H229V137ZM7 137V138H6ZM13 137V138H12ZM32 137V138H31ZM36 137V138H35ZM53 137V138H52ZM142 137V138H141ZM159 138V140H157V138ZM174 138L173 141L170 140V138ZM203 137V138H202ZM206 137V138H205ZM210 137V138H209ZM10 138V140H9ZM34 138V139H33ZM42 138V139H41ZM77 138V140H75ZM139 138V139H137ZM155 138V139H154ZM163 138L164 139V142H163ZM169 138V139H168ZM178 138V139H177ZM192 138L193 141L191 140ZM207 138H209V140H207ZM221 138H222V141H221ZM225 138H228V139H225ZM238 138V140H237ZM247 140H246V139ZM4 139H6L7 141H5ZM13 139V140H11ZM17 139V142L15 141ZM21 139V140H19ZM37 141H36V140ZM53 139V140H51ZM58 139V140H57ZM69 141H68V140ZM84 139V140H83ZM143 139H146V140H143ZM152 140L151 142L153 143H149L147 144L148 142H150V140ZM162 141H161V140ZM182 139V140H181ZM185 139V141H184ZM204 139H205V142H204ZM211 139V140H210ZM230 139V140H229ZM24 140H27V141H24ZM34 140L36 141L35 144L33 143ZM40 140V142H39ZM57 140V141H55ZM75 140V141H74ZM134 140L138 141V142H134ZM141 140V141H140ZM167 140V141H166ZM169 140V141H168ZM177 140V141H176ZM179 140V142H178ZM188 140V141H187ZM198 140V143L199 141H202L204 142V144H202V142L199 143V145L197 146L196 144ZM218 140V143L219 144H225V146L223 145H219L217 146V144L215 142H217ZM245 140V141H243ZM21 141V142H20ZM24 144H23V142ZM31 141V142H30ZM71 141V142H70ZM73 141V142H72ZM140 141V143H139ZM156 141V142H155ZM172 141V145L174 147V149L172 148V146L170 145ZM184 141V143H183ZM189 141H192L190 143H188L187 145L186 142H189ZM226 141V142H225ZM228 141V142H227ZM263 141V142H262ZM7 142V143H6ZM11 144H10V143ZM12 142H14L15 144H13ZM39 142V143H38ZM70 142V143H69ZM79 142V143H78ZM107 142V143H105ZM131 142V143H130ZM160 142L161 144V147H160V144L158 143ZM166 142V143H165ZM179 143L180 146L178 148V145L176 144ZM208 144H207V143ZM209 142L211 144H209ZM214 142V143H213ZM242 142H244L242 144ZM247 142V143H246ZM6 143V144H4ZM19 143V144H18ZM26 143V144H25ZM28 143V144H27ZM30 143L32 144V146H30ZM71 143H73L71 145ZM76 143V144H75ZM120 145H119V144ZM123 143V145L121 144ZM125 143V145H124ZM164 143L165 144V147L164 145L162 144ZM167 143H170L169 146ZM254 143V144H253ZM21 144V145H20ZM23 144V145H22ZM42 146H41V145ZM117 146H115V145ZM133 145V146H130V145ZM147 144V145H146ZM159 144V145H158ZM177 146H175V145ZM195 147H193V145ZM203 146H202V145ZM215 144V145H214ZM245 144V145H244ZM28 145V147H27ZM36 145V146H35ZM54 145V146H53ZM61 145V146H60ZM101 147H100V146ZM113 145V146H111ZM128 145V146H127ZM152 145V146H151ZM169 148H167V146ZM181 145L184 147L181 148ZM188 145H191V147H187ZM241 145V146H239ZM244 147H243V146ZM5 146V147H4ZM6 146L8 148H6ZM19 148H18V147ZM41 147V149H37L38 147ZM48 146H53L52 148L51 147H48ZM57 146V147H56ZM110 146V147H109ZM130 146V147H129ZM137 146V147H136ZM150 149V153H153V155H151L149 153V149ZM163 146V148H162ZM186 146V148H185ZM199 148H197V147ZM201 146V147H199ZM211 146V148H210ZM214 146V148H213ZM216 146V147H215ZM247 146V147H246ZM249 146V147H248ZM4 147V148H3ZM20 147L22 149H20ZM24 147V148H23ZM30 147V148H29ZM36 148V151H38L37 153L41 154L42 156H40L39 154L36 153L35 149L32 150L31 152V148ZM56 149H55V148ZM97 147V149H96ZM109 149H108V148ZM113 147H117L115 148L117 151H112L113 149H111ZM124 150H123V148ZM158 147L161 149V150H164V151H161V150H158ZM203 147V148H202ZM204 147H206L204 149ZM221 147V148H220ZM238 147V148H237ZM242 147V149H241ZM246 147V148H245ZM253 147V148H251ZM11 149L10 151L8 149ZM15 148V149H14ZM18 149V151L16 152V150ZM26 148H29V150L27 149V152H26ZM50 150H49V149ZM64 150H63V149ZM99 148V149H98ZM103 148V149H102ZM106 148L108 149V151L106 150ZM129 151L132 149L133 151L132 152H129V151H126L128 150ZM142 149V153L144 154H141V152L138 150V149ZM154 148V149H153ZM181 148V149H180ZM187 148H188V152H187ZM197 150L194 152V149ZM202 148V149H201ZM208 148V149H207ZM220 148V149H219ZM223 148V150H222ZM225 148H226V151H225ZM230 148V149H229ZM2 149V150H1ZM14 149V150H12ZM52 149V151H51ZM53 149L55 150V153L53 151ZM60 149L62 151H60ZM95 149V151H94ZM114 149V150H115ZM121 149V151H120ZM135 149V151H134ZM148 149V150H147ZM167 149V150H165ZM171 152H170V150ZM176 149V150H175ZM185 149V150H183ZM192 149V150H191ZM211 150L208 152V150ZM218 149V151H217ZM247 149V150H246ZM252 149V150H251ZM259 149V150H258ZM261 149V150H260ZM98 150V151H96ZM105 150V151H103ZM147 150V153H145ZM173 150H175L173 152ZM183 151L182 153L179 151ZM189 150H191L190 154H189ZM203 150V151H202ZM238 150V152H237ZM253 150H257V152H253ZM5 151V152H4ZM21 151V153H20ZM23 151V152H22ZM45 151V153H44ZM51 151V152H50ZM59 151V152H58ZM92 151V152H91ZM126 151V153L124 154L123 152ZM139 151V152H138ZM159 151H161L159 153ZM205 151V153H204ZM225 151V152H223ZM233 151V152H232ZM248 153V155L250 156H246L247 154L244 153L246 152ZM248 151H251L248 152ZM261 151V154H258V152ZM263 151V152H262ZM3 152V153H1ZM16 152V153H15ZM19 152V153H18ZM31 152V153H29ZM58 152V153H57ZM94 152V153H93ZM102 152V153H101ZM109 152V153H108ZM112 152V153H111ZM122 152V154H121ZM129 152V153H127ZM135 152V153H134ZM137 152V153H136ZM164 152V153H163ZM178 152V154H177ZM203 152V153H202ZM208 152V153H207ZM213 152V153H211ZM218 152H221V153H218ZM234 154V157H231L232 155H229V154ZM6 153H9V157L8 154ZM39 155H35V154ZM44 153V154H42ZM99 153V154H98ZM107 155H106V154ZM116 153V154H115ZM171 153V154H170ZM184 153V154H183ZM186 154H188L187 156H190L189 159L186 157ZM196 153V154H195ZM226 156H224L225 154ZM245 155H244V154ZM250 153V154H249ZM256 155L253 157L254 154ZM260 153V152H259ZM5 154V156L3 155ZM23 156H22V155ZM29 156H28V155ZM32 154H34V156H32ZM64 154V155H62ZM90 154V155H89ZM113 154V155H112ZM121 157H119V155ZM175 154V155H174ZM194 155V157L192 158V156ZM205 155V154H208L210 155L208 158V155H205V158L207 159H210V160H207V159H204L203 157H201L202 155ZM214 154V156H213ZM221 154V155H220ZM223 154V155H222ZM242 154V155H241ZM252 154V156H251ZM13 155V157L15 159H13V157L11 156ZM46 155V156H45ZM95 155V156H94ZM98 155H101V156H98ZM111 155V156H110ZM116 157H115V156ZM126 155V156H125ZM127 155H128V159L127 158ZM129 155H131L132 157H134L133 159L131 157H129ZM151 156V157H148ZM163 155V156H162ZM167 155V156H166ZM181 155V156H180ZM185 155V157H184ZM217 155V156H216ZM260 155L261 158H258ZM263 155V156H261ZM4 156V157H3ZM11 156V157H10ZM18 156V158H16ZM32 156V157H30ZM90 157V160H91V157L93 156L94 158H92V160L90 161L89 160V157ZM117 156L119 157V159L117 158ZM126 158H125V157ZM140 156V157H139ZM147 156V158L145 157ZM173 156V157H171ZM176 156V158H175ZM180 156V157H179ZM221 156H224L222 157L223 160H220ZM240 156H242L240 158ZM245 156V157H243ZM25 157V158H24ZM38 157H39V160H38ZM83 157V158H82ZM98 157V158H97ZM108 157V158H107ZM110 157V158H109ZM113 157H115L116 159H112ZM124 157V158H123ZM156 157V158H155ZM163 157V158H161ZM166 157V158H165ZM170 157V159H169ZM184 157V158H183ZM200 157V158H199ZM219 157V159H218ZM227 157V158H226ZM237 157V158H236ZM239 157V159H238ZM252 157V158H250ZM20 158H24V159H20ZM27 158V159H26ZM30 158L33 160H30ZM46 158V159H45ZM54 158V159H53ZM56 158V159H55ZM97 158V159H96ZM102 158V159H101ZM123 158V159H121ZM138 158V159H137ZM148 158H151V160H149ZM158 158V160H156ZM172 158V159H171ZM182 158V159H181ZM214 158L216 160H214ZM243 158V159H242ZM248 159V160H245ZM250 158V159H249ZM254 158V160H253ZM17 159V161H16ZM27 160L24 162V160ZM48 159V160H47ZM50 159V160H49ZM84 159V160H83ZM95 159V160H94ZM109 159V160H108ZM124 159L126 160L124 162ZM137 161L136 165H134V161L132 160ZM140 159V160H139ZM148 159V160H147ZM161 159V160H160ZM163 159V160H162ZM164 159L166 160H173L171 162H166ZM179 159V160H178ZM185 159V160H183ZM199 159V160H198ZM226 159V160H224ZM236 161H235V160ZM242 159V160H241ZM256 159V160H255ZM12 160V161H11ZM14 160V162H13ZM37 162H35V161ZM54 160V161H53ZM99 160V161H98ZM113 162H112V161ZM115 160V161H114ZM117 160V161H116ZM119 160L122 162H124V164L122 162H119ZM149 163H147L146 161ZM160 160V161H159ZM175 160V161H174ZM182 160V161H181ZM229 160V161H228ZM238 160V161H237ZM240 160V162H239ZM245 160V161H243ZM253 160V161H251ZM260 160V162H259ZM7 161L10 163V165H5L7 163ZM16 161V162H15ZM32 161V162H30ZM46 161H49V162H46ZM76 161V163H74ZM89 161V162H87ZM157 161H158V164H157ZM184 162H187L186 164H182ZM199 161V162H198ZM202 165H205L203 163H205L206 161V168H203V166H201V163ZM203 161V162H202ZM215 161L217 162L215 165ZM220 161V162H219ZM221 161H225L223 162L224 165H221ZM228 161V162H227ZM242 161V163H241ZM22 162V163H21ZM29 162V165H27ZM35 162V163H34ZM54 162V163H53ZM59 162V163H58ZM86 162V164H85ZM112 162V163H111ZM131 162H133L131 164ZM156 162V163H155ZM163 162L164 163V166H163ZM179 162V163H178ZM193 162V163H191ZM195 162V163H194ZM198 162V163H197ZM210 162H211V166H210ZM230 162V164H229ZM238 162V163H237ZM248 163V166H252L251 168L253 169L254 168V171L250 168V169H247L248 166H247V163ZM253 162V163H252ZM16 163L18 165H16ZM26 163V165H25ZM41 163H46V164H41ZM53 163V166L52 164ZM78 163V164H77ZM88 163V165H87ZM94 163V164H93ZM101 163V164H100ZM104 163L106 166H104ZM120 163V165H119ZM122 163V164H121ZM151 163V164H150ZM168 163H171V164H168ZM182 166H181V164ZM197 163V164H196ZM213 163V164H212ZM219 163V164H218ZM225 163H228V164H225ZM240 163L243 165L240 166ZM251 163V164H250ZM261 165H260V164ZM3 164V167H1V165ZM8 164V163H7ZM41 164V165H39ZM75 164V165H74ZM91 164V166H90ZM110 164V165H109ZM112 164V166H111ZM127 166H126V165ZM140 164V167L139 166ZM148 164H150L151 166H149ZM162 164V165H161ZM189 164V165H188ZM191 164V166H190ZM16 165V167H15ZM78 165V167H77ZM102 165V166H101ZM119 165V166H118ZM130 165V166H129ZM146 165H148L146 167ZM172 165V167H171ZM176 165V167H175ZM180 165V166H178ZM209 165V166H208ZM215 165V166H214ZM256 165V166H255ZM24 166V168L26 169H22V167ZM26 166V167H25ZM45 166V167H44ZM49 166L51 168H49ZM83 168V169H80V167ZM85 166V167H84ZM88 166V167H87ZM102 168H101V167ZM111 166V167H110ZM122 166V167H120ZM159 170L161 171H158V168ZM161 166V167H160ZM166 166V168L164 169V167ZM189 166V167H188ZM201 166V169L200 167ZM220 168H219V167ZM222 166V167H221ZM226 166H229V167H226ZM258 166V167H257ZM261 168H260V167ZM6 167V168H5ZM19 167V168H18ZM21 167V168H20ZM42 167V168H41ZM44 167V168H43ZM98 167V168H97ZM117 167V168H116ZM120 169H119V168ZM126 167V169H125ZM138 167V168H137ZM152 169H151V168ZM163 167V168H162ZM178 167V168H177ZM180 167V168H179ZM184 167H187L184 168ZM211 167L212 169L214 170L213 173L210 174L211 171ZM219 169H217V168ZM224 167H226L228 170L230 169L232 175H229V171H225ZM232 169H231V168ZM34 168V169H33ZM49 168V169H48ZM77 168V169H76ZM111 170H110V169ZM136 168V169H135ZM157 168V169H156ZM161 168V169H160ZM190 168H192L190 170ZM222 168V169H221ZM239 168V169H238ZM9 169V170H7ZM29 169V170H27ZM32 169V170H31ZM38 169V170H37ZM45 169V170H44ZM51 169V171H50ZM109 169V170H108ZM121 169L123 172H121ZM131 169V170H130ZM134 169H135V172H134ZM141 169V170H140ZM149 169V170H148ZM163 169V170H162ZM170 169H173V170H170ZM179 169V170H178ZM180 169H182L183 171H181ZM186 169V171H185ZM204 169V170H203ZM209 169V170H207ZM242 169V171H240ZM245 171H244V170ZM258 169V170H257ZM13 170V171H11ZM44 170V171H43ZM97 170V171H96ZM105 170V171H104ZM138 170V171H136ZM146 170V171H144ZM177 170V171H176ZM188 170L190 173H192L191 175L188 173ZM211 170V171H210ZM261 171V175H260V171ZM34 171V172H33ZM82 171V172H81ZM94 171H96L94 173ZM103 171L105 173H103ZM113 171H116V172H113ZM140 171V172H139ZM172 171V172H171ZM173 171H176V173H174ZM181 171V172H180ZM194 171V172H193ZM198 171V172H197ZM206 175H204V172ZM219 171V173H218ZM221 171V172H220ZM224 171V173H223ZM237 171H240L239 173H237ZM253 171V172H252ZM16 172H18L16 174ZM41 172H43L41 174ZM52 172V173H51ZM79 174H78V173ZM89 172V173H88ZM92 172V173H91ZM119 172V173H118ZM132 172V173H131ZM141 174H139V173ZM143 172V173H142ZM150 172V173H148ZM154 172V173H153ZM162 174V176L160 177L159 175H161L160 173ZM186 172V174H185ZM197 174H196V173ZM201 173L198 174V173ZM38 173V174H36ZM48 173V174H47ZM127 177H125L123 174ZM126 173V174H125ZM135 173V174H134ZM138 173V174H137ZM145 173V177H144V174ZM148 173V176H146ZM159 173V174H158ZM180 173V174H179ZM184 173V174H182ZM216 173H218V177L216 175ZM229 173V174H228ZM237 175H236V174ZM245 175H244V174ZM251 173H253L254 175H252ZM256 173V174H255ZM33 174V175H32ZM45 174V175H43ZM47 174V175H46ZM83 174V175H82ZM90 174V175H89ZM94 174V175H93ZM99 174V175H98ZM134 174V175H133ZM151 174V175H150ZM153 174V175H152ZM169 174V175H168ZM171 174V176H170ZM177 177H175V175ZM189 178L185 179L187 176H189ZM235 174V176L233 175ZM239 174V176H238ZM27 175V176H26ZM37 175V176H36ZM43 175V176H42ZM76 175L75 179H74V176ZM82 175V176H81ZM88 175V176H87ZM98 175V176H97ZM117 175L119 178H117ZM129 175V176H128ZM137 175L139 176H142V177H137ZM158 177H157V176ZM183 175V179H185L184 183H182V181L179 179L181 178ZM193 175V177L191 178V176ZM198 175V176H197ZM224 175V176H223ZM241 175V176H240ZM244 175V177H243ZM251 175H252V178H251ZM262 176V180H260L261 178L259 177ZM26 176V177H25ZM46 176V177H45ZM84 176V178H83ZM91 176V179L90 180V177ZM131 176V177H130ZM132 176H134L132 178ZM153 176V177H152ZM205 176H208L209 179ZM213 176V177H212ZM229 178H227V177ZM236 178H234V177ZM248 176V177H247ZM250 176V177H249ZM258 176V178H257ZM29 177V178H28ZM44 177V178H43ZM67 177V178H66ZM82 179H81V178ZM108 177V178H107ZM110 177H112L110 179ZM124 177V178H123ZM164 177V178H163ZM171 177V179H170ZM179 177V178H178ZM196 177V178H194ZM201 177V178H200ZM238 177L240 179H238ZM242 177V178H241ZM26 178V179H24ZM34 178V179H33ZM43 178V179H42ZM88 178V179H87ZM104 178V179H103ZM116 178V179H115ZM124 181H123V179ZM150 178V179H149ZM154 178V179H153ZM159 178V179H158ZM175 178V180H174ZM179 180H177V179ZM201 180H200V179ZM202 178H204L205 180H203ZM207 178V179H206ZM249 178V179H248ZM32 179V180H31ZM86 179V180H85ZM93 179H94V182H93ZM119 179V180H118ZM121 179V181H120ZM127 179V180H126ZM137 179V180H136ZM182 179V180H183ZM190 179V180H189ZM230 179V182H228V180ZM245 179V180H244ZM247 179V181H246ZM254 181L253 183H256L255 185H253L252 181ZM256 179V180H255ZM259 179V180H258ZM25 180V181H24ZM41 180V182H40ZM64 180H67V181H64ZM77 180V182H76ZM78 180H79V183L81 182L82 186L78 183ZM81 180V181H80ZM118 180V181H117ZM135 180V181H134ZM152 182L150 183V187H149V181ZM158 180H161L162 184L160 181ZM170 180V182H169ZM173 180V181H171ZM187 180V182H186ZM189 180V181H188ZM194 180V181H193ZM195 180H196V183H195ZM199 180V181H197ZM212 180V181H211ZM213 180H215V184L213 183ZM225 180V181H224ZM241 180V181H240ZM244 180V181H243ZM28 181V182H27ZM85 181V182H83ZM104 181V182H103ZM108 181V182H107ZM110 181L113 182L111 183L110 185ZM120 181V182H119ZM131 182V184L129 185ZM137 181V182H136ZM177 181V183H176ZM205 181H208V186H207V182L203 183ZM222 181V182H221ZM246 181V182H245ZM261 182V186H260V182ZM21 182V183H20ZM33 182V183H32ZM83 182V183H82ZM116 182V183H115ZM136 182V184H135ZM166 182V183H165ZM175 182V185L174 183ZM179 182V183H178ZM181 182V183H180ZM201 182V183H200ZM218 182V183H217ZM220 182L222 184H220ZM241 182H244V183H241ZM248 182V183H247ZM41 183V184H40ZM75 183H78L79 186H77V184ZM88 183H90L88 185ZM105 183V184H104ZM120 183V184H119ZM122 183V184H121ZM154 183V187H152V184ZM157 183V185H156ZM171 184V185H168V184ZM187 183H189L190 185H188ZM191 183L195 184L193 186H191ZM203 183V185H202ZM225 183H227L228 185H226ZM230 183V184H229ZM234 183V184H233ZM240 183V187L238 186V184ZM259 183V184H258ZM21 184V185H20ZM38 184V185H37ZM73 184V185H72ZM86 184V185H85ZM109 184V185H108ZM113 184V185H112ZM115 184H119L118 186L115 185ZM125 185V186H122L120 187L121 185ZM135 184V185H134ZM141 184V185H140ZM148 186H147V185ZM197 184V185H196ZM263 184V185H262ZM40 185V187H39ZM65 185V186H64ZM68 185V186H67ZM90 185H93L94 187H90ZM103 185V186H102ZM116 186V189H115V186ZM129 185V186H128ZM161 185V186H159ZM200 185V186H199ZM206 187L207 188H203V187ZM212 185V186H210ZM238 189H237V187ZM36 186V187H35ZM62 186H64L62 188ZM100 186V187H99ZM113 186V187H112ZM134 186V187H133ZM137 186V187H136ZM173 186H176L175 188H173ZM196 186V187H195ZM218 186V187H217ZM225 186L227 188H225ZM231 186V188L229 187ZM235 186V187H234ZM254 186H257V191L254 190ZM259 186V187H258ZM70 187V191L66 190V188ZM85 187V188H84ZM102 187V188H101ZM108 187V189H107ZM112 187V188H111ZM127 187V189H126ZM167 187H169L168 189L170 190L171 189V193L170 191L167 189ZM172 187V188H171ZM184 187V188H183ZM195 187V188H194ZM217 187V188H216ZM232 187L236 188L237 191H241L242 192V189H246L242 194H244L247 198H245V196L243 197L242 194L239 193V196H238V192L236 191V189H232ZM77 188V189H76ZM84 190H83V189ZM96 188V189H95ZM114 188V189H113ZM135 188V190H134ZM157 188H160V189H157ZM163 188V191L167 192L165 194H163L164 192H162V189ZM182 188V189H180ZM186 188V191L184 190ZM201 188V189H200ZM213 188V190H212ZM223 188V189H222ZM240 188V189H239ZM251 188V189H250ZM253 188V189H252ZM259 188V189H258ZM262 188V189H260ZM39 189V190H37ZM64 191H63V190ZM90 189V190H89ZM92 189V190H91ZM122 189V191H121ZM140 189V190H139ZM165 189V190H164ZM177 189V190H176ZM188 189V190H187ZM192 189V190H191ZM198 189L201 190L198 191ZM234 191V194L232 190ZM13 190V191H12ZM66 190V191H65ZM108 190V191H107ZM113 190V191H112ZM117 190V192H116ZM149 190V192H148ZM153 190L154 193H152L151 191ZM157 190H160V193L159 191L157 192ZM196 190V191H195ZM208 190V191H207ZM216 190V192H215ZM250 190V191H249ZM254 190V191H252ZM260 190V191H259ZM17 191V192H16ZM59 191V192H58ZM63 191V192H62ZM75 191V192H74ZM126 193L128 195V201H124L125 199L121 197V195H119L120 193L119 192H123ZM128 191V192H127ZM132 191V192H131ZM134 191H135V194H134ZM142 191V192H140ZM207 191V193H205ZM213 191V192H212ZM219 194H218V192ZM224 191V192H223ZM228 191V192H226ZM232 191V192H231ZM263 191L262 195L261 192ZM66 192V193H64ZM68 192V194H67ZM85 193V198L84 196H82L83 194L81 193ZM92 192V193H91ZM99 192V193H98ZM108 194H107V193ZM177 192V194H176ZM187 192V193H186ZM191 194H190V193ZM222 192V193H221ZM248 192V193H247ZM250 192V193H249ZM256 194H255V193ZM259 192V193H258ZM48 193V194H47ZM70 193V194H69ZM80 193V194H79ZM101 193V194H100ZM106 193V194H105ZM112 193V194H111ZM116 193V194H115ZM142 193V194H140ZM150 193L152 196L149 197ZM173 193L172 195V198L173 199L171 202L169 201V196H171V194ZM189 193V194H188ZM195 193V194H194ZM201 195H200V194ZM217 194L215 196V194ZM225 193V195H224ZM251 193L255 194V195H252ZM7 194V195H6ZM47 194V195H46ZM55 194V195H54ZM59 194V195H58ZM64 196V199H63V196ZM67 194V195H66ZM82 194V195H81ZM94 194V195H93ZM97 194V195H96ZM111 195H115L114 196H110ZM140 195L137 196V195ZM156 194V197L154 195ZM167 194L168 196V201H167V196L164 197L165 195ZM170 194V195H169ZM193 194V195H192ZM198 194V195H197ZM203 194V196H202ZM212 194V197L210 196ZM228 194V195H227ZM229 194H230V197L232 195L231 198H229ZM234 194V195H233ZM252 196H251V195ZM18 195V196H17ZM37 195V196H36ZM80 195V196H79ZM109 195V196H108ZM132 198H131V196ZM136 195V196H135ZM142 195V196H141ZM147 195V196H146ZM200 195V196H199ZM219 195V196H218ZM51 196V197H50ZM62 196V197H61ZM67 196V197H65ZM72 196V197H71ZM94 198H92V197ZM96 196V197H95ZM117 196V197H116ZM120 196V197H119ZM162 199H161V197ZM205 196V197H204ZM249 196V197H248ZM46 197V198H44ZM59 199H58V198ZM83 197V201H82V198ZM118 197L121 199H118ZM160 199H159V198ZM174 197H178L179 199H177L178 203L176 202V199H174ZM184 199H183V198ZM191 197V198H189ZM200 197V198H198ZM209 197V198H208ZM214 197V198H213ZM242 197V199L240 198ZM44 198V199H42ZM79 198V199H78ZM99 198V199H97ZM106 198V199H105ZM133 198H137L135 200H133ZM138 198L141 200H138ZM143 198V199H142ZM155 198V200H153ZM166 198V199H165ZM193 198V199H192ZM220 198V199H219ZM223 198V200H222ZM224 198L226 201H224ZM234 198H236V200L234 201ZM253 198H255L253 200ZM2 199V200H1ZM56 199V201H55ZM62 199V201H61ZM87 199V200H86ZM90 199V200H89ZM102 199V200H101ZM113 199V200H112ZM115 199V201H114ZM132 201H131V200ZM150 200V203L149 204V200ZM159 199V200H158ZM164 199V200H163ZM205 199H208L210 202H208V200H205ZM219 199V201L217 202L216 200ZM228 199V200H227ZM246 199V200H245ZM6 200V202L4 201ZM78 200L80 202H78ZM86 200V202H85ZM91 201L89 203V201ZM96 200V201H95ZM123 200V201H122ZM138 200V202H137ZM163 200V201H161ZM175 200V202H174ZM195 200V201H194ZM205 200V201H204ZM212 200L214 201L212 202ZM224 202H222V201ZM230 200V201H229ZM249 200V201H247ZM2 201V202H1ZM17 201V202H16ZM41 201V202H40ZM55 201V202H54ZM110 201V202H109ZM118 203H117V202ZM130 201V202H129ZM133 201L135 203H133ZM140 201V202H139ZM152 201L154 202V204H152ZM184 203L186 202V204L183 205V202ZM191 201V202H189ZM192 201L195 203L192 204ZM199 201L201 204L197 203ZM204 201V203H202ZM207 201V202H206ZM232 201V202H231ZM242 201L244 203H242ZM12 202V203H11ZM52 202L53 204L57 202L56 205H54L53 207H56V208H53L52 207ZM64 202V203H63ZM66 202V203H65ZM70 202V203H68ZM83 202V203H82ZM102 202L105 204L102 205ZM121 202V203H120ZM123 202V203H122ZM125 202V203H124ZM127 202L129 203L127 205ZM132 202V203H131ZM158 202V203H156ZM162 202H163V206H164V209L162 208ZM168 202V203H167ZM222 202V203H221ZM241 202V203H239ZM246 202H248V205L246 204ZM254 202V204H253ZM258 202V203H257ZM5 203H7L5 205ZM63 203V204H62ZM86 205H85V204ZM131 203V204H130ZM141 205L139 207V205ZM142 203V204H141ZM161 203V204H159ZM177 203V204H176ZM207 203V204H206ZM220 203V204H219ZM229 203V204H228ZM231 203H234V204H231ZM65 204V206L67 207H63V205ZM71 204V206H69ZM97 204V206H99V208L97 206H95ZM99 204V205H98ZM133 204V205H132ZM137 205V206H134ZM145 206H144V205ZM173 204V206H172ZM198 204V205H197ZM210 204V205H209ZM219 204V205H218ZM234 205V206H231V205ZM236 204V205H235ZM242 204V205H241ZM246 204V206L244 205ZM252 204V205H251ZM256 204V205H255ZM3 205V207H2ZM59 205V206H58ZM62 205V206H61ZM92 205V206H91ZM118 207H117V206ZM130 206L131 208L134 207V208H129V207H126V206ZM159 205H161V207H159ZM169 205H171L172 207H169ZM175 205V206H174ZM189 205V206H188ZM191 205V206H190ZM196 205V206H195ZM205 205V206H203ZM208 207H207V206ZM212 205V207H211ZM225 205V206H224ZM228 205V206H227ZM229 205H230V209H229ZM251 205V206H250ZM255 205V207H254ZM79 206V207H78ZM86 206V207H85ZM90 206V207H89ZM102 206V207H101ZM122 206V207H121ZM144 208H143V207ZM149 206V207H148ZM155 206V208H154ZM178 206V207H177ZM184 206H188V208H192L193 209V206H194V210L190 209V211H188V209ZM201 206V207H200ZM218 206V208L216 207ZM223 206V207H222ZM237 206V209H239L238 211L235 212V208ZM243 206V207H242ZM246 208H245V207ZM259 206V207H258ZM15 210H14V208ZM62 207V208H61ZM116 207V208H114ZM124 208L123 210L120 209V208ZM126 207V208H125ZM157 207V208H156ZM169 207V211L171 212V210H173L174 212L170 213L169 211H167V209ZM175 207H176V211H175ZM179 207L181 208V210H179ZM206 208V209H203V208ZM231 207L233 210H231ZM253 209H252V208ZM3 208V209H2ZM52 208V209H51ZM86 208V209H85ZM88 208V209H87ZM92 208H96L95 209V213H91L94 212ZM118 208V209H117ZM128 208L130 210H128ZM139 208V209H138ZM160 208V210H159ZM202 208V210H200ZM208 208H211L212 210L208 209ZM215 208V209H214ZM219 208L223 209L225 208V212L221 210V213H220V210ZM242 208V209H241ZM247 212H246V210ZM250 208V209H249ZM260 208V209H259ZM2 209V210H1ZM56 211H55V210ZM62 209V210H60ZM65 209V210H64ZM75 209V210H74ZM79 209V210H78ZM82 209V210H81ZM91 209V210H90ZM151 210V211H148V210ZM156 209V210H155ZM217 209V211H216ZM236 209V210H237ZM250 211H249V210ZM262 209V211H261ZM54 210V211H53ZM71 210V211H69ZM78 210V211H77ZM90 210V211H89ZM114 210V211H113ZM119 212L121 213L123 211L122 216L121 214L118 216L119 213L116 212ZM122 210V211H121ZM124 210H125V213L127 214H124ZM132 210V211H131ZM134 210V211H133ZM162 210H163V213H162ZM201 212V215L199 214ZM205 210V211H204ZM219 210V211H218ZM2 211V212H1ZM50 211V212H49ZM62 211V213H61ZM105 211V212H104ZM110 211H112L110 213ZM127 211V212H126ZM133 217H131L129 215ZM141 211V213H139ZM148 211V212H147ZM189 212L186 213V212ZM198 211V212H197ZM208 211V212H206ZM211 211V212H210ZM227 211V212H226ZM245 211V213H244ZM253 211V212H252ZM257 211V212H256ZM10 212V214H9ZM58 212V213H56ZM69 213V214H65V213ZM82 212V213H81ZM134 212V213H132ZM150 212V213H149ZM155 212V213H154ZM160 212V213H159ZM166 212V214H164ZM206 212V213H205ZM216 212V213H215ZM229 212V213H228ZM234 212V213H233ZM239 212L240 213V216H236L237 214L239 215ZM243 212V213H241ZM259 212L258 217H254V216H257L256 214ZM90 213V214H89ZM140 215H139V214ZM169 213V214H168ZM175 213V215L173 214ZM178 213V214H177ZM217 215H215V214ZM220 213V214H219ZM224 215H223V214ZM233 213V214H232ZM247 213H252L251 215L250 214H247ZM5 214V215H3ZM44 214V215H43ZM46 214V216H45ZM53 214V215H52ZM57 214V215H56ZM75 214V215H74ZM94 214V215H93ZM126 216V219L128 220L129 218V223L128 221L125 219L124 215ZM149 214V216H148ZM151 214V215H150ZM160 214H164V215H160ZM180 214V215H179ZM187 214V215H186ZM194 214H197L198 218L196 215ZM203 214V215H202ZM210 214V215H209ZM213 216H212V215ZM223 216H222V215ZM254 214V215H253ZM262 216H261V215ZM7 215H8V218H7ZM13 215V216H12ZM60 215V216H59ZM65 215V216H64ZM68 215H70L72 217V215L74 217H68ZM82 215V216H81ZM88 215V216H87ZM98 215V217H97ZM99 215H100V218H99ZM137 215V216H136ZM143 215L145 217V221L143 219L140 218V216ZM146 215L148 217H146ZM183 215V217H182ZM200 215V216H199ZM204 215H209L210 217L208 216H204ZM234 215V216H233ZM248 215V216H246ZM253 215V216H252ZM16 219H15V217ZM42 216V218H41ZM45 218H44V217ZM57 216V217H56ZM77 216H78V219H82L81 221H78L77 220ZM91 216V218H89ZM113 216V217H112ZM129 216V217H128ZM139 217L138 219L135 220L136 217ZM153 216V217H152ZM155 216V218H154ZM161 216V217H160ZM162 216H165L164 218ZM187 216H188V220L190 221V223H188V220L187 219ZM192 216L197 217V218H193ZM203 216V217H202ZM215 216V217H214ZM226 216V217H224ZM241 216L243 217V219L241 218ZM252 216V217H251ZM5 217V219H4ZM21 217V218H20ZM56 217V218H55ZM59 217V218H58ZM66 217H68L66 219ZM76 219H73L75 218ZM80 217V218H79ZM83 217V218H82ZM122 217V218H121ZM150 217V219H149ZM179 217V218H178ZM182 222H181V219ZM186 217V219H185ZM245 217V218H244ZM253 217H254V220H253ZM7 218V219H6ZM13 218L15 219V221L13 222ZM20 218V219H19ZM38 218L40 219L39 221H35L38 220ZM49 218V219H48ZM52 220H51V219ZM107 220L106 222L103 220ZM110 218V219H109ZM116 218V219H115ZM122 221H120L119 220ZM161 218H163L164 220H162ZM177 218V219H176ZM221 220H220V219ZM226 218V219H224ZM239 218L241 220H239ZM252 218V219H251ZM5 221H4V220ZM12 219V220H11ZM19 219V220H18ZM54 219V220H53ZM59 219V221H58ZM69 219V220H68ZM100 220L102 221V223L100 221H97V220ZM114 219V220H113ZM142 221H141V220ZM148 219V221L146 220ZM158 221V219H160V221H158L159 223L158 224H161V226L158 227L155 226V221ZM171 220V222H167V220ZM180 219V220H179ZM185 219V220H184ZM196 220V221H193V220ZM200 219V220H199ZM206 222H205V220ZM218 219V220H216ZM238 219V220H237ZM259 219V220H258ZM47 220V221H46ZM49 220V221H48ZM74 220V221H73ZM76 220V221H75ZM110 222H109V221ZM135 220V221H134ZM138 220V221H137ZM162 220V221H161ZM169 220V221H170ZM175 221L173 222V225L175 224L176 226V223H177V228L175 226H172V221ZM224 220V221H222ZM237 220V221H236ZM250 220H252L251 222H249ZM10 221V222H9ZM50 221L52 222L50 224ZM73 223H71V222ZM78 221V222H77ZM112 221H114L112 223ZM116 221H118L119 224H122V225H115ZM133 221V222H131ZM184 221V225L185 224H189L188 226H183V223ZM195 223H193V222ZM200 221V223H199ZM202 221V223H201ZM208 221H212V226L211 223L208 224ZM236 221V222H235ZM255 221H258L256 222V226L254 224ZM3 222V223H2ZM6 222V223H5ZM49 224H48V223ZM59 222V223H58ZM85 222V223H84ZM89 222V223H88ZM98 222L100 225V229L99 227L97 226ZM111 224H109V223ZM136 222V223H135ZM142 222H144L142 224ZM161 222V223H160ZM215 222V223H213ZM245 222V224L243 223ZM253 222V223H252ZM262 222V224H260ZM36 225H35V224ZM40 223V224H39ZM48 224L47 226L45 224ZM71 223V224H70ZM81 223V224H80ZM104 223V225H103ZM124 223V225H123ZM134 223V224H132ZM147 223V224H145ZM151 223V225H149ZM155 223V224H154ZM220 223V224H219ZM14 224V225H13ZM32 224V225H31ZM39 224V226L37 225ZM55 226H54V225ZM62 224V225H61ZM86 224V225H85ZM113 224V225H112ZM130 224V225H129ZM139 224V225H138ZM145 225H149V227L145 226L146 228L142 227ZM171 224V225H170ZM180 224V225H179ZM197 224V225H196ZM204 224V226L202 225ZM206 224V225H205ZM208 224V225H207ZM215 224V225H214ZM235 224V225H234ZM241 224V225H240ZM248 224V226H246ZM251 224V225H249ZM254 226H253V225ZM259 224V225H258ZM5 227H4V226ZM13 225V226H12ZM50 225V226H49ZM61 227H60V226ZM65 225V227H64ZM84 227H81L83 226ZM129 226L130 230L127 228V226ZM138 225V226H137ZM191 225V226H190ZM194 225V226H193ZM201 225V227H199ZM228 225V226H227ZM230 225V226H229ZM237 225V226H236ZM245 225V226H244ZM261 225V226H260ZM34 226V227H33ZM45 228H44V227ZM87 228H86V227ZM92 226V227H90ZM114 226H117V227H112ZM126 226V227H125ZM133 228H132V227ZM136 226V227H135ZM141 226V227H140ZM164 226V227H163ZM181 226V227H180ZM193 226V228H192ZM196 226H198V228L201 230L198 229V228H195ZM205 227V229L203 230V227ZM218 226V227H217ZM224 228H222V227ZM225 226V227H224ZM233 226V227H232ZM250 226V228H249ZM38 229H37V228ZM164 229H163V228ZM174 227V228H173ZM179 227V228H178ZM184 227L185 230H191L190 227L192 228L191 231H184L182 228ZM209 227V228H208ZM214 227L216 233L215 234H210L211 230ZM217 227V228H215ZM231 227L233 229H231ZM244 227H247V230L246 228ZM255 227V228H254ZM261 229H260V228ZM7 228V229H6ZM9 228L11 229L10 232H9ZM33 228V230H32ZM56 228V229H55ZM62 230H60V229ZM89 228L91 229V231L89 230ZM93 228V229H92ZM102 228V230H101ZM119 230V232H116L115 230L116 229ZM127 228V230H126ZM132 228V229H131ZM150 230H149V229ZM183 232L181 233V229ZM207 228V230H206ZM221 228V229H219ZM226 228V229H225ZM227 228H229V231ZM5 229V230H3ZM30 229V230H29ZM34 229L36 231H34ZM87 229L92 232L94 231V233H90L89 231H87ZM115 229V230H114ZM123 229V230H122ZM140 229L139 233H138V230ZM208 229L210 231H208ZM214 229H212V233H214ZM241 229V230H240ZM243 229V230H242ZM249 229V230H248ZM253 229V230H251ZM38 230V231H37ZM54 230V231H53ZM86 230V231H85ZM114 230V231H113ZM121 230V231H120ZM159 230V231H157ZM193 230H195L193 232ZM198 232H197V231ZM205 232H203V231ZM219 230V232L217 231ZM226 230V232H225ZM237 230V231H236ZM59 232V233H56ZM60 231H62L60 233ZM85 235H84V233ZM102 231V232H101ZM148 231V232H147ZM228 231V232H227ZM246 231H250L248 233H246ZM257 231V232H256ZM33 232V233H32ZM51 234H50V233ZM53 232V233H52ZM69 232V233H68ZM105 232V233H104ZM108 232V234H106ZM115 232V233H113ZM131 234H130V233ZM155 232V233H154ZM203 232V233H202ZM225 232V234H224ZM235 232V237H231L230 234H233ZM237 232V233H236ZM240 232V233H239ZM246 234H245V233ZM259 232V233H258ZM8 233V234H7ZM32 233V234H31ZM49 235H48V234ZM110 233V234H109ZM119 233L120 237H123V239H119L120 237L117 236ZM123 233H124V236H123ZM128 235H126V234ZM148 233V235H147ZM154 233V234H153ZM181 233V234H179ZM186 233V234H185ZM199 233V234H198ZM209 236H207V234ZM229 234V235H226V234ZM258 233V234H256ZM262 233V234H261ZM35 234V235H33ZM37 234V235H36ZM43 235V236H40V235ZM53 234V236H52ZM63 234V236H62ZM70 234V235H69ZM86 234H88V236H86ZM117 234V235H116ZM135 236H133V235ZM152 234V235H151ZM193 234V235H192ZM219 234V235H218ZM222 234L224 236H222ZM237 234H241L240 237L239 235ZM242 234H244L242 236ZM48 235V236H47ZM58 235V237H57ZM68 235V236H67ZM113 235V236H112ZM125 235L128 236V239L125 238ZM129 235H132L129 237ZM151 235V236H150ZM153 235H156L155 238ZM181 237H180V236ZM187 235H189L187 237ZM203 235V236H202ZM211 235V236H210ZM214 235V237H213ZM216 235V237H215ZM218 235V236H217ZM226 235V237H225ZM261 237H260V236ZM28 236H29V239H28ZM35 236L37 238H35ZM62 236V237H61ZM168 237L169 239L166 240V237ZM193 236V237H192ZM200 236V237H199ZM207 236V237H206ZM27 237V238H26ZM55 237V238H53ZM65 237V238H64ZM94 237L96 238L95 239V242H94ZM114 237L116 239H112L110 240V238ZM150 237V238H149ZM151 237L152 240H151ZM165 237V238H164ZM184 237V238H183ZM199 237V238H198ZM225 237V238H224ZM233 238V240H230V238ZM237 237V238H236ZM256 239H255V238ZM258 237V238H257ZM40 238V239H38ZM47 238V239H46ZM61 238V239H59ZM106 238V239H105ZM156 241H155V239ZM187 238H189L188 240H186ZM193 238V239H192ZM214 238V239H213ZM227 241L226 244L224 241H222L221 239ZM236 238V239H235ZM252 238V239H250ZM22 239V240H21ZM55 239V240H54ZM63 239V240H62ZM104 239V241H103ZM135 239V240H134ZM151 241H150V240ZM172 239V240H171ZM204 239V240H203ZM218 239V240H216ZM227 239V240H226ZM235 239V241H234ZM238 239V241H237ZM254 239V240H253ZM6 240V241H5ZM31 240V241H29ZM35 240V241H34ZM40 240V241H39ZM57 240H60V241H57ZM63 242H62V241ZM65 240V241H64ZM102 240V241H101ZM142 240L145 242L144 245H148V248L146 246L143 245L144 242H142ZM171 240V241H170ZM177 240V241H176ZM185 240V241H184ZM210 242H209V241ZM216 242H215V241ZM250 240V241H249ZM22 241V242H20ZM34 241V242H33ZM42 241V242H41ZM45 241V242H44ZM57 241V242H56ZM67 241V242H66ZM79 243H78V242ZM89 241V242H88ZM92 241V242H91ZM98 241V242H97ZM106 241V242H105ZM114 242H117L116 244L113 243ZM137 241V242H136ZM141 241V242H140ZM168 241V242H166ZM190 241V242H189ZM209 243H207V242ZM212 241L215 242L214 244H212ZM218 241V242H217ZM220 241V242H219ZM238 243H237V242ZM252 241V242H251ZM14 242V243H13ZM30 242V243H29ZM47 242V244H46ZM82 244H81V243ZM94 242V243H93ZM103 242V243H102ZM105 242V243H104ZM126 242V243H125ZM131 242V243H130ZM134 242V243H133ZM179 242V243H177ZM199 242V243H198ZM222 242V243H221ZM262 242V244H261ZM28 243V244H27ZM45 243V244H44ZM63 243H66L63 244ZM99 243V244H98ZM109 245H107V244ZM121 243H125L123 244L124 248L122 245H120ZM137 243V244H135ZM140 243L141 246H140ZM167 243V244H166ZM170 245H169V244ZM173 243V244H171ZM188 243V245H186ZM190 243V244H189ZM204 243V244H203ZM206 243L208 244L206 246ZM217 243V244H216ZM220 243V244H218ZM238 244L235 245V244ZM251 243V244H250ZM256 243V246H254V244ZM9 244V245H8ZM14 244V245H13ZM37 244V245H35ZM38 244L41 246L43 245L41 248L40 246H38ZM80 246H79V245ZM105 244L104 246H101V245ZM118 244V245H117ZM152 244L155 249L151 248L150 247ZM162 244V245H160ZM173 246V250L172 247L168 249L167 248H164L166 247L165 246ZM231 244V246H230ZM235 248H234V246ZM253 244V245H252ZM259 244V245H258ZM8 245V246H7ZM79 246L76 248L75 250V246ZM90 245V246H89ZM95 245V247H94ZM98 245V246H97ZM116 245V247H115ZM182 245V246H181ZM200 245V246H199ZM205 245V246H204ZM218 247H214V246H217ZM221 249L222 251L220 250V247L221 246ZM240 245V246H239ZM242 245V246H241ZM243 245H244V248H243ZM246 245V246H245ZM5 246V247H4ZM11 246V247H10ZM31 246V249H29ZM34 246H37V247H34ZM74 246V247H73ZM111 246V247H110ZM120 246L122 247L120 250L123 251V252H120L118 249L120 248ZM143 246V247H142ZM175 246V247H174ZM189 246L191 248H189ZM212 246V247H210ZM253 246V247H252ZM259 246V247H258ZM3 247V249H2ZM10 247V248H9ZM26 247L28 248V251L26 250ZM45 247V248H44ZM92 247V248H90ZM107 247H110L111 248V252H113V254L111 255V252L109 251L110 249L107 248ZM131 249H130V248ZM140 247H142L143 249H139ZM157 247H162L161 248V251H160V248L157 249ZM225 250H224V248ZM237 247H239L240 249H238ZM245 247H248L245 249ZM254 249L253 252H252V248ZM13 248V249H12ZM24 248V249H23ZM38 248V249H37ZM96 248V249H95ZM105 248V249H104ZM124 248V249H123ZM137 248L139 250H137ZM178 250H177V249ZM199 248V249H198ZM208 248V249H207ZM216 248V249H215ZM251 248V249H250ZM258 248V250H257ZM262 248V249H261ZM20 249V250H19ZM33 249V250H32ZM77 249L80 251H77ZM92 249V251H91ZM146 249V250H145ZM150 249V250H149ZM166 249V251H164ZM182 251H181V250ZM202 249H204L202 251ZM218 249V250H217ZM232 249V251L230 252V250ZM234 249H236V251H234ZM238 249V250H237ZM248 249V250H247ZM7 250V251H6ZM17 250V252H16ZM23 252H22V251ZM26 250V251H25ZM29 250H31L32 252H29ZM35 250V252H34ZM38 250V251H37ZM45 250V251H44ZM83 250V254L81 255V257L78 256V254L80 255ZM90 250V251H89ZM94 250H95V253H94ZM101 250V251H100ZM121 253L118 254L115 252V251ZM134 250V251H133ZM140 251V252H135V251ZM154 250V251H153ZM177 252H176V251ZM185 250V251H184ZM198 250V251H197ZM201 250V251H200ZM242 250V251H241ZM244 250V251H243ZM12 251V252H11ZM107 251H108V255H107ZM125 251V253H124ZM149 251V252H148ZM160 251V252H159ZM168 252V254H166ZM184 251V254L181 253V252ZM190 251V253H189ZM192 251H193V254H192ZM195 251H197L195 253ZM205 251H206V254L208 255V257H206L207 255H205ZM208 251V253H207ZM218 251V254L216 253ZM220 251V252H219ZM224 252L221 253V252ZM245 251H247L245 253ZM42 252V253H41ZM47 254H46V253ZM49 252V253H48ZM52 252V253H51ZM57 252V253H56ZM115 252V253H114ZM132 252V253H131ZM135 252V253H134ZM157 252V253H156ZM165 252V253H164ZM173 252H176L173 254ZM230 252V254H229ZM240 252V253H239ZM20 253V254H18ZM22 253V254H21ZM35 253V254H34ZM40 253V255L38 254ZM86 253V255H85ZM89 253V254H88ZM97 253V254H96ZM105 253V257H103L104 255L103 254ZM123 253V254H122ZM161 253V254H159ZM198 253V256L196 255ZM201 253V255H200ZM211 253V254H210ZM228 253V254H227ZM234 253L233 256H236L235 254L237 253L238 256L236 257H232V254ZM240 255H239V254ZM249 255H248V254ZM12 254V256L10 255ZM33 254V255H32ZM37 254V255H36ZM52 254V255H51ZM58 254V255H57ZM60 254V255H59ZM96 254V255H95ZM149 256V258L147 257V255ZM162 254L164 255V257H166L167 255V258L166 261L169 262L167 263L166 261H164L165 259H162L161 256ZM180 254L182 257H180ZM219 256H217V255ZM226 254L228 255L226 257ZM18 255V256H17ZM25 255V257L23 256ZM31 255V256H30ZM76 255V256H75ZM89 255V256H87ZM95 255V256H94ZM110 255V256H109ZM116 255V256H115ZM124 256V257H121V256ZM146 255V256H145ZM161 255V256H159ZM166 255V256H165ZM171 255H174V256H171ZM189 257H188V256ZM191 255V256H190ZM211 255V256H210ZM214 255V256H213ZM244 255H246L245 257H243ZM249 257H248V256ZM253 255V256H252ZM36 256L38 257V259L36 258ZM41 256V257H39ZM44 256V257H43ZM49 256V257H47ZM58 256V257H57ZM68 256V257H67ZM94 256V260L92 259V257ZM111 256H114L113 259H111ZM159 256V257H158ZM185 256V257H184ZM204 256V257H203ZM224 256V257H223ZM256 256V257H255ZM21 257V258H20ZM45 257L47 259H45ZM52 257V258H51ZM53 257H55L56 259H53ZM76 257V258H75ZM89 257H91V260ZM110 259H107L109 258ZM170 257V259H169ZM184 257V258H183ZM195 260H193V258ZM201 257V258H200ZM203 257V259H202ZM248 257V258H247ZM254 257V258H253ZM260 257V258H259ZM12 258V259H11ZM17 258V259H16ZM32 258V259H31ZM69 258V260H68ZM81 258V259H79ZM84 258V260H82ZM105 258V260H104ZM128 258V259H127ZM132 258H134V260H132ZM143 258V259H141ZM172 258V260H171ZM181 258V259H180ZM187 258V260L185 261V259ZM207 258V260L205 259ZM220 258V259H219ZM223 258V259H222ZM237 260H236V259ZM16 259V260H15ZM22 259V260H20ZM40 259V260H39ZM77 259V260H75ZM96 259V260H95ZM103 259V262L102 260ZM126 259V260H125ZM130 259V260H129ZM168 259V260H167ZM191 259V260H190ZM212 259V260H211ZM222 259V260H221ZM232 259V261H231ZM253 259L254 262L252 261ZM8 260V261H7ZM13 260V261H12ZM29 260V262H28ZM35 260L37 262H35ZM51 260V261H50ZM82 260L83 263L80 261ZM110 262H107L109 261ZM114 260V261H113ZM117 260V261H116ZM119 260V261H118ZM136 260V261H135ZM144 260V261H142ZM161 260V261H160ZM198 260V262H197ZM215 260V261H214ZM221 262H220V261ZM227 260V261H226ZM258 263H257V261ZM260 260V262H259ZM21 261V262H20ZM31 261V262H30ZM77 261V262H76ZM101 261V262H100ZM106 261V262H105ZM114 263H113V262ZM116 261V262H115ZM133 261L135 263H133ZM140 261V262H139ZM224 261V262H223ZM226 261V262H225ZM230 261V262H229ZM18 262V263H17ZM45 262V263H44ZM137 262V263H136ZM160 262H164V263H160ZM178 262V263H177ZM212 262V263H210ZM232 262V263H231ZM97 263V264H98ZM144 263V264H145Z\"/></svg>","mask_w":264,"mask_h":264},{"label":"bare ground","instance_id":"obj_2","mask_svg":"<svg viewBox=\"0 0 264 264\" xmlns=\"http://www.w3.org/2000/svg\"><path fill=\"white\" fill-rule=\"evenodd\" d=\"M0 1H1V0H0ZM18 1H19V0H18ZM84 1H85V0H84ZM100 1H101V0H100ZM124 1H126V0H124ZM130 1H131V0H129V3H130ZM132 1H133V0H132ZM225 1H226V0H225ZM57 2H58V1H57ZM160 2H161V1H160ZM114 3H115V2H114ZM124 3H125V2H124ZM192 3H193V2H192ZM192 3H191V4H192ZM202 3H203V2H202ZM210 3H211V1H210ZM230 3H233V2L230 1ZM5 4H7V3H5ZM136 4H137V3H136ZM142 4H143V2H142ZM154 4H155V2H154ZM154 4H153V5H154ZM157 4H158V3H157ZM166 4H167V3H166ZM194 4H196V3H194ZM203 4H204V3H203ZM207 4H208V3H207ZM215 4H216V3H215ZM121 5H122V4H121ZM130 5H131V3H130ZM130 5H129V6H130ZM143 5H144V4H143ZM159 5H161V4H159ZM192 5H193V4H192ZM197 5H198V4H197ZM261 5H262V4H261ZM261 5H260V6H261ZM125 6H126V5H125ZM132 6H133V5H132ZM137 6H138V5H137ZM163 6H165V5L163 4ZM163 6H161L160 8H162ZM258 6H259V5H258ZM96 7H97V6H96ZM96 7H95V9H96ZM121 7H122V6H121ZM143 7H144V6H143ZM187 7H188V6H187ZM187 7H186V8H187ZM190 7H191V6H190ZM194 7H195V6H194ZM209 7L213 8L212 6H209ZM29 8H30V7H29ZM151 8L153 9L154 7L151 6ZM165 8H166V7H165ZM184 8H185V7H184ZM191 8H192V7H191ZM145 9H146V8H145ZM167 9H168V8H167ZM193 9H194V8H193ZM213 9H214V8H213ZM255 9H256V8H255ZM97 10H98V9H97ZM121 10H122V9H121ZM124 10H125V9H124ZM131 10H132V9H131ZM136 10H137V9H136ZM136 10H134V11H136ZM158 10H159V9H158ZM160 10L162 11V9H160ZM163 10H164V9H163ZM198 10H199V9L197 8V13H198ZM118 11H119V10H118ZM129 11H130V10H129ZM134 11H133V12H134ZM143 11H145V10L143 9ZM146 11H147V9H146ZM150 11H151V9H150ZM150 11H149V12H150ZM154 11H155V10H154ZM165 11H166V10H165ZM262 11H263V10L261 9V14H260L259 12H258V13H259L260 15H262ZM24 12H25V11H24ZM79 12H80V11H79ZM94 12H95V11H94ZM256 12H257V11H256ZM90 13H91V12H90ZM163 13H164V12H163ZM184 13H185V12H184ZM187 13L189 14V12H187ZM192 13H193V12H192ZM194 13L197 14L196 12H194ZM202 13H203V12H202ZM47 14H48V13H47ZM71 14H72V13H71ZM134 14H135V12H134ZM159 14H160V13H159ZM161 14H162V13H161ZM182 14H183V13H182ZM198 14H199V13H198ZM24 15H25V14H24ZM97 15H98V14H97ZM183 15H184V14H183ZM186 15H187V14H186ZM190 15H191V14H190ZM248 15H249V14H248ZM250 15H251V14H250ZM252 15H253V14H252ZM76 16H79V15L76 14ZM83 16H84V15H82V17H83ZM144 16H146V15H144ZM157 16H158V15H157ZM165 16H166V14H165ZM171 16H172V15H171ZM184 16H185V15H184ZM258 16H259V15H258ZM35 17H36V16H35ZM72 17H73V16H72ZM82 17H81V19L84 20ZM98 17H99V16H98ZM129 17H130V15H129ZM154 17H155V16H154ZM169 17H170V16H169ZM169 17H168V18H169ZM189 17H191V16H189ZM195 17H196V16H195ZM244 17H245V16H244ZM251 17H252V16H251ZM260 17H261V16H260ZM73 18H74V17H73ZM91 18H93V17H91ZM127 18H128V17H127ZM132 18H133V16H132ZM134 18H135V17H134ZM142 18H143V17H142ZM183 18H184V17H182V19H183ZM202 18H203V17H202ZM234 18H235V17H234ZM242 18H243V17H242ZM252 18H253V17H252ZM261 18H262V17H261ZM263 18H264V15H263ZM27 19H28V18H27ZM39 19H40V18H39ZM105 19H106V18H105ZM129 19H130V18H129ZM147 19H148V18H147ZM147 19H145V20H147ZM174 19H175V18H174ZM189 19H190V18H189ZM243 19H244V18H243ZM247 19H248V18H247ZM249 19H251V18H249ZM25 20H26V19H25ZM48 20H49V19H48ZM77 20H78V19H77ZM134 20H135V19H134ZM139 20H140V19H139ZM139 20L137 19V20H135V22H137V21H139ZM164 20H165V18H164ZM170 20H171V19H170ZM190 20H191V19H190ZM198 20H199V19H198ZM241 20H242V19H241ZM245 20H246V19H245ZM252 20H253V19H252ZM103 21H104V20H103ZM128 21H130V20H128ZM172 21H173V20H172ZM186 21H188V20H186ZM200 21H201V20H200ZM210 21H211V20H210ZM259 21H260V19H259ZM78 22H79V21H78ZM78 22H77V23H78ZM93 22H94V21H93ZM139 22H140V21H139ZM139 22H137V23H139ZM174 22H177V21H174ZM239 22H240V21H239ZM251 22H252V21H251ZM254 22H255V21H254ZM257 22H258V21H257ZM70 23H71V22H70ZM104 23H105V22H104ZM132 23H133V22H132ZM147 23H148V21H147ZM149 23H150V22H149ZM167 23H168V22H167ZM167 23H166V24H167ZM191 23H192V21H191ZM201 23H202V22H201ZM242 23H243V22H242ZM252 23H253V22H252ZM255 23H256V22H255ZM258 23H259V22H258ZM262 23H264V22H262ZM25 24H26V23H25ZM87 24L89 25V23H87ZM94 24H95V23H94ZM133 24H134V23H133ZM186 24H188V23L186 22ZM192 24H193V23H192ZM194 24H195V23H194ZM221 24H222V23H221ZM238 24H239V23H238ZM45 25H46V24H45ZM65 25H66V24H65ZM69 25H70V24H69ZM91 25H92V24H91ZM106 25H107V24H106ZM135 25H136V23H135ZM153 25H155V24H153ZM196 25H197V24H195V26H196ZM244 25H245V24H244ZM252 25H255V24H252ZM51 26H52V25H51ZM66 26H67V25H66ZM66 26H65V27H66ZM100 26H101V25H100ZM103 26H104V24H103ZM103 26H102V27H103ZM151 26H152V25H151ZM185 26H186V25H185ZM256 26H261V24H259V25L256 24ZM256 26H252V27L256 28ZM83 27H85V26H83ZM86 27H87V26H86ZM97 27H98V26H97ZM122 27H124V26H122ZM128 27H129V26H128ZM137 27H138V25H137ZM144 27H145V26H144ZM174 27H175V26H174ZM57 28H58V27H57ZM87 28H88V27H87ZM87 28H85V29H87ZM103 28H105V27H103ZM133 28H134V27H133ZM176 28H177V26H176ZM178 28H179V27H178ZM237 28H238V27H237ZM250 28H251V26H250ZM254 28H252V29H254ZM262 28H263V27H262ZM63 29H64V28H63ZM82 29H83V28H82ZM100 29H101V28H100ZM100 29H99V30H100ZM136 29H137V28L135 27L134 30L136 31ZM142 29H143V27H142ZM179 29H180V28H179ZM182 29H183V27H182ZM184 29H185V28H184ZM235 29H236V28H235ZM252 29H250V30H252ZM256 29H257V30H256L257 32L253 30V31H254V34H255V33L257 34V33H258V30H260L259 27L256 28ZM45 30H46V29H45ZM56 30H57V29H56ZM83 30H84V29H83ZM104 30H105V29H104ZM131 30H132V29H131ZM140 30H141V29H140ZM145 30H146V32H147L148 29H145ZM160 30L163 31L162 29H160ZM160 30H159V31H160ZM177 30H178V29H177ZM185 30H186V29H185ZM191 30H192V29H191ZM191 30H190V31H191ZM57 31H60V30H57ZM129 31H130V30H129ZM172 31H174V30H172ZM190 31L188 30V32H190ZM239 31H240V30H239ZM245 31H246V30L244 29L243 32H245ZM247 31H249V30H247ZM30 32H31V31H30ZM36 32H37V31H36ZM54 32H55V31H54ZM82 32H83V31H82ZM110 32H111V31H110ZM131 32L133 33V31H131ZM136 32H137V31H136ZM140 32H141V31H140ZM140 32H139V33H140ZM146 32H145V33H146ZM150 32H151V31H150ZM174 32H177V31H174ZM183 32H184V30H183ZM186 32H187V31H186ZM188 32H187V33H188ZM234 32H235V31H234ZM237 32H238V31H237ZM243 32H242V33H243ZM31 33H32V32H31ZM40 33H41V32H40ZM56 33H57V32H56ZM59 33H60V32H59ZM61 33H63V32H61ZM61 33H60V34H61ZM95 33H96V32H95ZM97 33H99V31H97ZM100 33H101V32H100ZM117 33H118V32H117ZM119 33H121V32H119ZM123 33H124V32H123ZM123 33H122V34H123ZM145 33H143V34H145ZM178 33H179V32H178ZM181 33H182V32H181ZM187 33H184L183 35H185V34H187ZM238 33H239V32H238ZM238 33H237V34H238ZM262 33H264V31H263ZM262 33L260 32V35H261ZM32 34H33V33H32ZM43 34H44V33H43ZM105 34H107V33H105ZM110 34H111V33H110ZM114 34H115V33H114ZM114 34H113V35H114ZM137 34H138V33H137ZM147 34H148V33H147ZM189 34H190V33H189ZM246 34H247V33H246ZM250 34H251V33H250ZM256 34H255V35H256ZM258 34H259V33H258ZM258 34H257V35H258ZM56 35H57V34H56ZM81 35H82V33H81ZM92 35H93V34H92ZM94 35H95V34H94ZM96 35H97V34H96ZM100 35H101V34H100ZM111 35H112V34H111ZM125 35H126V34H125ZM145 35H146V34H145ZM173 35H174V33H173ZM175 35H176V34H175ZM180 35H181V34H179V36H180ZM192 35H193V34H192ZM241 35H243V34H241ZM244 35H245V34H244ZM248 35H249V32H248ZM255 35H254V36H255ZM257 35H256V36H257ZM260 35L257 36L254 40H258L257 38L260 37ZM263 35H264V34H263ZM83 36H85V35H83ZM97 36H98V35H97ZM103 36H104V35H103ZM105 36H106V35H105ZM123 36H124V35H123ZM137 36L140 37L139 34H138ZM141 36H142V35H141ZM146 36H147V35H146ZM160 36H161V35H160ZM181 36H182V35H181ZM234 36H235V34H234ZM251 36H252V34H251ZM88 37H89V36H88ZM94 37H95V36H94ZM94 37H93V39H96V38H97V37H96V38H94ZM125 37H126V36H125ZM138 37H136V38H138ZM154 37L157 38L156 36H154ZM154 37H153V38H154ZM177 37H178V36H177ZM189 37H190V36H189ZM193 37H195V36H193ZM202 37H203V35H202ZM231 37H232V36H231ZM261 37H264V36H261ZM56 38H57V37H56ZM89 38H91V37H89ZM101 38H102V35H101ZM111 38H112V37H111ZM111 38H110V39H111ZM126 38H127V37H126ZM147 38H148V36H147ZM167 38H170V39H171L172 37L169 36V37H166V39H167ZM174 38H175V37H174ZM174 38H173V39H174ZM184 38L188 40V34H187V38H186V37H184ZM191 38H192V36H191ZM195 38H196V37H195ZM198 38H199V37H198ZM240 38H242V37L240 36ZM59 39H60V38H59ZM61 39H63V38H61ZM61 39H60V40H61ZM93 39H91V40H93ZM98 39H99V38H98ZM102 39L104 40V38H102ZM106 39H109V38L107 37ZM115 39H116V38H115ZM117 39H118V37H117ZM120 39H121V38H120ZM120 39H118L117 41H120ZM140 39H141V38H140ZM140 39H139V40H140ZM149 39H150V37H149ZM159 39H161V38H159ZM170 39H168V41H169ZM173 39H171V40H172V43H173ZM176 39H177V38H176ZM178 39H179V38H178ZM210 39H211V38H210ZM229 39H230V38H229ZM249 39H251L250 35H249ZM259 39H260V38H259ZM262 39H263V38H262ZM57 40H58V39H57ZM67 40H68V39H67ZM96 40H97V39H96ZM111 40H112V39H111ZM126 40H127V39H126ZM126 40H125V41H126ZM181 40H182V39H181ZM240 40H241V39H240ZM260 40H261V39H260ZM62 41H65V40H62ZM62 41H59V44H60V42H62ZM94 41H95V40H93L92 42H94ZM108 41H110V40H108ZM125 41H124V43H125ZM135 41H136V40H135ZM140 41H141V40H140ZM150 41H151V40H150ZM154 41H156V40H154ZM158 41H159V40H157V42H158ZM175 41L178 42L177 40H175ZM202 41H203V40H202ZM206 41H207V40H206ZM229 41H230V40H229ZM233 41H234V40H233ZM233 41H232V42H233ZM241 41H242V40H241ZM245 41H247V42L249 41V40H247V37H246ZM245 41H244V42H245ZM258 41H259V40H258ZM263 41H264V40H263ZM263 41H262V42H263ZM54 42H55V41H54ZM98 42H99V41H98ZM101 42H102V40H101ZM110 42H111V41H110ZM110 42H109V43H110ZM113 42H114V41H112V43H113ZM122 42H123V41H122ZM151 42H152V41H151ZM161 42H162V41H161ZM181 42H182V41H181ZM184 42H185V41H184ZM189 42H190V41H189ZM189 42H188V43H189ZM230 42H231V41H230ZM247 42H246V43H247ZM249 42H250V41H249ZM262 42H261V43H262ZM94 43H95V42H94ZM104 43H106V41H104ZM118 43H119V42H118ZM174 43H175V42H174ZM178 43H179V42H178ZM186 43H187V42H186ZM186 43H185V45H186ZM195 43L197 44V42H195ZM228 43H229V42H228ZM252 43H254V42L251 40V43H250V44L248 43L247 45L249 46V45H251ZM261 43H259V44H261ZM263 43H264V42H263ZM98 44H99V43H98ZM127 44H128V43H127ZM154 44H155V43H154ZM154 44H153V45H154ZM157 44H159V43H157ZM193 44H194V42H193ZM196 44H195V45H196ZM257 44H258V43H257ZM259 44H258V45H259ZM100 45H101V44H100ZM106 45L108 46V43H106ZM123 45H126V44H123ZM146 45H147V44H146ZM153 45H152V46H153ZM176 45H177V44H176ZM180 45L182 46V44H180ZM197 45H199V44H197ZM237 45H240V46H241V44H237ZM252 45H255V44H252ZM60 46H61V45H60ZM91 46H92V45H91ZM94 46H95V45H94ZM101 46H102V45H101ZM104 46H105V45H104ZM111 46H113V47L115 48L114 45H111ZM155 46H156V45H155ZM191 46H192V42H191ZM204 46H205V45H204ZM204 46H203V47H204ZM207 46H208V45H207ZM227 46H228V45H227ZM229 46H230V45H229ZM262 46H264V45L262 44ZM123 47H124V46H123ZM149 47H150V46H149ZM153 47H154V46H153ZM153 47H152V48H153ZM158 47H159V46H158ZM170 47H171V46H170ZM173 47H174V46H173ZM175 47H176V46H175ZM189 47H190V46H189ZM192 47H193V46H192ZM198 47H199V46H198ZM238 47H239V46H238ZM256 47H257V46H256ZM256 47H254V49H255ZM258 47H259V46H258ZM258 47H257V49H258ZM98 48H99V47H98ZM128 48H129V47H128ZM152 48H151V49H152ZM155 48H156V47H155ZM165 48H167V47H165ZM176 48H177V47H176ZM176 48H175V49H176ZM178 48H179V46H178ZM178 48H177V49H178ZM180 48H181V47H180ZM184 48H185V47L183 46L182 49H184ZM187 48H188V47H187ZM193 48H194V47H193ZM195 48H196V46H195ZM241 48H242V47H241ZM259 48L262 49L261 46H260ZM49 49H50V48H49ZM67 49H68V48H67ZM95 49H97V48H95ZM124 49H125V48H124ZM153 49H154V48H153ZM158 49H159V48H158ZM169 49H171V48H169ZM175 49H174V50H175ZM177 49H176V50H177ZM189 49H190V48H189ZM196 49H197V50H200V48H199V49L196 48ZM196 49H195V50H196ZM201 49H203V48H201ZM242 49H243V48H242ZM247 49H253V46H252V48H251V47H250V48L248 47ZM44 50H45V49H44ZM52 50H53V49H52ZM52 50L50 51V53L52 52ZM58 50H59V49H58ZM63 50H64V48H63ZM75 50H76V49H75ZM91 50H92V49H91ZM100 50H102V47H100ZM108 50H109V49H108ZM111 50H112V48H111ZM154 50H155V49H154ZM185 50H186V49H185ZM195 50H194V51H195ZM204 50H205V48H204ZM220 50H221V48H220ZM66 51H67V50H66ZM69 51H70V50H69ZM69 51H68V53H69ZM94 51H95V50H93V52H94ZM105 51H106V50H105ZM105 51H104V52H105ZM116 51H118V50L116 49ZM151 51H152V50H151ZM179 51H180V49H179ZM181 51H183V50H181ZM202 51H203V50H202ZM225 51H226V50H225ZM227 51H228V50H227ZM238 51H239V50H238ZM250 51H251V50H250ZM62 52H63V51H62ZM80 52H81V51H80ZM88 52H89V51H88ZM106 52H108V51H106ZM126 52H127V51H126ZM148 52H149V51H148ZM159 52H160V51H158V53H159ZM197 52H198V51H197ZM243 52H245V51L243 50ZM45 53H46V51H45ZM55 53H56V52H55ZM72 53H74V52H72ZM86 53H87V52H86ZM91 53H92V52H91ZM199 53H200V51H199ZM213 53H214V52H213ZM213 53H212V54H213ZM224 53H225V52H224ZM227 53H228V52H227ZM235 53H236V52H235ZM239 53H240V52H239ZM42 54H43V56H44V53H42ZM69 54H70V53H69ZM92 54H94V53H92ZM119 54H120V53H119ZM140 54H141V53H140ZM152 54H153V53H152ZM228 54H229V53H228ZM230 54H231V53H230ZM236 54H238V52H237ZM240 54H242V51H241ZM240 54H238V55H240ZM244 54H247V53H244ZM249 54H250V53H248V55H249ZM252 54H253V50H252ZM252 54L249 55V56H252ZM47 55H48V54H47ZM50 55H51V54H50ZM52 55H53V54H52ZM54 55H56V54H54ZM78 55H79V54H78ZM81 55H82V54H81ZM85 55H86V54H84V56H85ZM88 55H89V53H88ZM90 55H91V54H90ZM90 55H89V56H90ZM115 55H116V54H115ZM123 55H124V54H123ZM134 55H135V54H134ZM161 55H163V54H161ZM198 55H199V54H198ZM200 55H202V52L200 53ZM218 55H219V54H218ZM225 55H226V53H225ZM254 55H256V53H255ZM258 55H260V54H258ZM84 56H83V57H84ZM92 56H93V55H92ZM92 56H91V57H92ZM159 56H160V55H159ZM196 56H197V55H196ZM222 56H224V54H223ZM226 56H227V55H226ZM226 56H225V57H226ZM242 56H243V55H242ZM249 56H248V57H249ZM33 57H34V56H33ZM39 57H40V56H39ZM39 57H38V58H39ZM45 57H46V55H45ZM55 57H56V56H55ZM65 57H66V56H65ZM85 57H86V56H85ZM94 57H95V55H94ZM126 57H127V56H126ZM130 57H131V56H130ZM130 57H129V58H130ZM136 57H137V56H136ZM141 57H142V56H141ZM145 57H146V56H145ZM150 57H151V56H150ZM152 57H153V56H152ZM152 57H151V58H152ZM197 57H198V56H197ZM238 57H239V56H238ZM238 57H237V58H238ZM240 57H241V56H240ZM240 57H239V58H240ZM254 57H255V56H254ZM256 57H257V56H256ZM35 58H36V57H35ZM40 58H41V57H40ZM46 58H49V57H46ZM46 58H45V59H46ZM53 58H54V56H53ZM76 58H77V56H76ZM81 58H82V57H81ZM88 58H89V57H88ZM117 58H119V57H117ZM117 58H116V59H117ZM120 58L122 59L123 57H120ZM120 58H119V61H120ZM133 58H134V57H133ZM137 58H138V57H137ZM154 58H156V57H154ZM198 58H200V57H198ZM226 58H227V57H226ZM243 58H244V57H243ZM42 59H43V58H42ZM54 59H55V58H54ZM65 59H67V58H65ZM82 59H83V58H82ZM84 59H85V58H84ZM86 59H87V58H86ZM125 59H126V58H125ZM125 59H124V60H125ZM130 59H131V58H130ZM152 59H153V58H152ZM228 59H230V58H228ZM235 59H236V58H235ZM240 59H241V58H240ZM244 59H245V58H244ZM48 60H49V59H48ZM62 60H63V59H62ZM88 60H89V59H88ZM88 60H86V61H88ZM132 60H133V59H132ZM134 60H135V59H134ZM168 60H169V59H168ZM248 60H249V59H247V61H248ZM250 60H251V59H250ZM55 61L57 62V59H56ZM63 61H64V60H63ZM65 61H67V60H65ZM65 61H64V62H65ZM75 61H76V60H75ZM86 61H83V62H84L83 64H86V65H87ZM89 61H90V60H89ZM119 61H118V62H119ZM126 61L130 62L129 59L126 60ZM141 61H142V60H141ZM144 61H146V60L144 59ZM147 61H148V60H147ZM218 61H219V60H218ZM218 61H217V62H218ZM257 61H258V60H257ZM259 61H260V60H259ZM32 62H33V61H32ZM44 62H45V61H44ZM49 62H50V61H49ZM68 62H69V61H68ZM78 62H79V61H78ZM115 62L117 63L116 60H115ZM121 62H122V61H121ZM123 62H124V61H123ZM137 62H138V61H137ZM155 62H156V60H155ZM155 62H154V63H155ZM179 62H180V61H179ZM179 62L177 63L178 65L180 64ZM182 62H183V61H182ZM182 62H181V63H182ZM215 62H216V61H215ZM215 62H214V63H215ZM231 62H232V61H231ZM47 63H48V62H47ZM71 63H72V62H71ZM71 63H70V64H71ZM88 63H89V62H88ZM94 63H95V62H94ZM116 63L114 64V66H115V67H120V66H119L120 64H119L118 66H116V65H117ZM125 63H126V62H125ZM133 63H134V62H133ZM133 63H132L131 65H133ZM139 63H140V62H139ZM214 63H213V64H214ZM244 63H245V62H244ZM244 63H242V64H244ZM253 63H255V61H253L251 64H253ZM20 64H21V63H20ZM28 64H29V63H28ZM44 64H45V63H44ZM53 64H54V63H53ZM60 64H61V63H60ZM64 64H65V63H64ZM67 64H68V63H67ZM67 64H66V66H67ZM77 64H78V63H77ZM83 64H82V67H83ZM121 64H122V63H121ZM159 64H160V63H159ZM182 64H183V63H182ZM249 64H250V63H249ZM249 64H248V67H249ZM256 64H257V63H256ZM260 64H261V63H259V64L256 65V66L259 67ZM13 65H14V64H13ZM31 65H33V64H31ZM55 65H56V64H55ZM79 65H80V62H79ZM79 65H78V66H79ZM89 65H92V61H91V64H89ZM110 65H111V64H110ZM112 65H113V64H112ZM129 65H130V63H129ZM129 65H128V66H129ZM61 66H63V65H61ZM95 66H96V65H95ZM106 66H107V65H106ZM137 66H138V65H137ZM139 66H141V63H140ZM143 66H145V65H143ZM153 66H155V65H153ZM156 66H157V65H156ZM162 66H163V65H162ZM181 66H182V65H181ZM183 66H184V65H183ZM210 66H211V65H210ZM227 66H228V65H227ZM241 66H242V65H241ZM241 66H239V67H241ZM31 67H32V66H31ZM54 67H55V66H54ZM68 67H69V66H68ZM84 67H85V66H84ZM96 67H99V65L96 66ZM112 67H113V66H112ZM126 67H127V66H126ZM131 67L133 68V66H131ZM135 67H136V66H135ZM164 67H165V66H164ZM167 67H168V66H167ZM179 67H180V66H179ZM197 67H198V66H197ZM221 67H222V65H221ZM254 67H255V64H253L252 71H253V68H254ZM258 67H256V68H258ZM261 67H262V66H260V68H261ZM25 68H26V67H25ZM60 68H61V67H60ZM88 68H89V67H88ZM90 68H92V67H90ZM93 68H94V67H93ZM120 68H125V67H122V65H121ZM136 68H137V67H136ZM138 68H140V67H138ZM143 68H144V67H143ZM143 68H142V69H143ZM148 68H150V67H148ZM155 68H156V67H154V69H155ZM169 68H170V67H169ZM206 68H207V66H206ZM209 68H210V67H209ZM227 68H228V67H227ZM230 68H231V67H230ZM230 68H229V69H230ZM237 68H238V67H237ZM246 68H247V66H246ZM246 68H245V69H246ZM256 68H254V69H256ZM22 69H24V68H22ZM26 69H27V68H26ZM53 69H54V68H53ZM56 69H59V66H58V68H56ZM68 69H69V68H68ZM98 69H99V68H98ZM98 69H97V70H98ZM108 69H110L109 66H108ZM125 69H128V67L125 68ZM125 69H124V70H125ZM145 69H146V67H145ZM154 69H153V70H154ZM158 69H159V68H158ZM160 69H161V68H160ZM182 69H184V68H182ZM197 69H199V68H197ZM214 69H215V68H214ZM239 69H240V68H239ZM239 69H235L234 71H237V70H239ZM242 69L244 70V66H243ZM261 69H262V68H261ZM17 70H18V69H17ZM19 70H20V69H19ZM49 70H50V69H49ZM60 70H61V69H60ZM65 70H66V69H65ZM65 70H63V72H64ZM82 70H83V69H82ZM84 70H85V69H84ZM90 70H91V69H90ZM90 70H89V71H90ZM93 70H94V69H93ZM104 70H105V69H104ZM106 70H107V69H106ZM129 70H130V69H129ZM172 70H173V69H172ZM185 70H187V69H185ZM207 70H208V68H207ZM207 70H206V71L204 70V72H207ZM227 70H228V69H227ZM231 70H232V68H231ZM240 70H241V69H240ZM243 70H242V71H243ZM246 70H247V69H246ZM248 70H250V69L248 68ZM258 70L260 71L259 68H258ZM7 71H8V70H7ZM20 71H22V70H20ZM24 71H25V70H24ZM31 71L33 72V70H31ZM34 71H35V70H34ZM56 71H57V70H56ZM70 71H71V69H70ZM78 71H80V70L78 69ZM85 71H86V70H85ZM91 71H92V70H91ZM112 71H114V69H113ZM121 71H122V70H121ZM121 71H120V72H121ZM132 71H134V70H132ZM141 71H142V70H141ZM154 71H155V70H154ZM164 71H165V70H164ZM187 71H188V70H187ZM189 71H190V70H189ZM228 71H229V70H228ZM242 71H240V72H242ZM27 72H29V71H27ZM43 72H44V71H43ZM49 72H50V71H49ZM63 72H62V73H63ZM96 72H97V71L95 70V73H96ZM110 72H111V71H110ZM115 72H116V70H115L114 72H111V75H112V76H113V74L115 75ZM130 72H131V70H130ZM217 72H218V71H217ZM232 72H233V71H232ZM243 72H245V71H243ZM255 72L258 73V71H256V70H255ZM1 73H2V72H1ZM67 73H69V72H67ZM67 73L65 74V72H64L63 74L66 76ZM78 73H79V72H78ZM89 73H91V72H89ZM89 73H88V74H89ZM93 73H94V72H93ZM98 73H99V72H98ZM107 73H108V72H107ZM122 73H123V72H122ZM124 73H126V72H124ZM124 73H123V74H124ZM128 73H129V72H128ZM142 73H143V71H142ZM144 73H145V72H144ZM183 73H186V71L183 72ZM188 73H189V72H188ZM188 73H187V74H188ZM198 73H199V71H198ZM229 73H230V71H229ZM245 73H247V72H245ZM245 73H244V74H245ZM22 74H23V72H22ZM31 74H32V73H31ZM38 74H39V73H38ZM45 74L47 75V71H46ZM49 74H51V73H49ZM54 74H55V73H54ZM63 74H62V75H63ZM79 74H81V72H80ZM100 74H102L101 71H100ZM100 74H99V77H100ZM109 74H110V73H109ZM109 74H108V75H109ZM138 74H141V72L138 73ZM163 74H164V73H163ZM181 74H182V73H181ZM196 74H197V72H196ZM227 74H228V73H227ZM24 75H25V73H24ZM57 75H58V73H57ZM62 75H60V76H62ZM64 75H63V76H64ZM68 75H69V74H68ZM68 75H67V76H68ZM72 75H74V74H72ZM104 75H105V74H104ZM111 75H109L108 78H110ZM118 75H119V74H118ZM118 75H115V76H116L117 78H119ZM124 75H125V74H124ZM132 75H133V74H132ZM194 75H195V74H194ZM203 75H204V73H203ZM242 75H243V74H242ZM242 75H240V76H242ZM245 75H246V74H245ZM248 75H249V74H248ZM250 75H251V73H250ZM250 75H249V76H250ZM254 75H255V74H254ZM254 75H253V77H254ZM256 75H258V74H256ZM7 76H8V74H7ZM54 76H56V75H54ZM83 76H85V75H83ZM83 76H82V78H83ZM129 76H131V75H129ZM134 76H135V74H134ZM140 76H141V78H142L143 75L141 74ZM197 76H199V75H197ZM200 76H201V75H200ZM225 76H226V75H225ZM234 76H236V75H234ZM240 76L238 75V76L235 77V78L237 79V78H239ZM246 76H247V75H246ZM246 76H245V77H246ZM258 76H259V75H258ZM9 77H10V76H9ZM20 77H21V75H20ZM20 77H19V78H20ZM29 77H30V76H29ZM33 77H34V73H33ZM45 77H46V76H45ZM57 77H58V76H57ZM72 77H73V76H72ZM85 77H86V76H85ZM113 77H114V76H113ZM135 77H136V76H135ZM178 77H181V76H178ZM228 77H229V76H228ZM232 77H233V76H232ZM60 78H61V77H60ZM100 78H101V77H100ZM104 78H106V77H104ZM125 78H128V77H125ZM136 78H137V77H136ZM188 78H189V77H188ZM242 78H243V77H242ZM255 78H257V76H256ZM262 78H263V76H261V78H259V79L262 80ZM11 79H13V78H11ZM21 79H22V78H21ZM27 79H28V78H27ZM31 79H32V77H31ZM31 79H28V80H31ZM39 79H40V78H39ZM65 79H66V78H65ZM87 79H88V78H87ZM96 79H97V78H96ZM102 79H103V78H102ZM111 79H112V78H111ZM115 79H116V78H115ZM129 79H130V78H129ZM143 79H144V78H143ZM147 79H148V78H147ZM151 79H152V78H151ZM151 79H150V80H151ZM170 79H171V78H170ZM249 79H251V78H248V80H249ZM252 79H254V78H252ZM14 80H16V79H14ZM40 80H41V79H40ZM55 80H56V79L51 80V81H55ZM58 80H60V79L58 78V79H57V82H58ZM62 80H63V79H62ZM73 80H74V79H73ZM75 80H76V79H75ZM75 80H74V81H75ZM83 80H84V79H83ZM92 80H95V79H93V77H92ZM97 80H99V79H97ZM100 80H101V79H100ZM126 80H127V79H126ZM132 80H133V79H132ZM229 80H230V79H229ZM242 80H243V79H242ZM256 80H257V79H256ZM1 81H2V80H1ZM6 81H7V77H6ZM18 81H19V80H18ZM21 81H22V80H21ZM26 81H27V80H26ZM33 81H34V80H33ZM35 81H36V78H35ZM37 81H38V80H37ZM37 81H36V82H37ZM71 81H72V80H71ZM104 81H105V80H104ZM109 81L111 82L112 80L109 79L108 82H109ZM171 81H172V79H171ZM171 81H170V82H171ZM179 81H180V80H179ZM227 81H228V80H227ZM232 81H233V80H232ZM250 81L252 82V80H250ZM259 81H260V80H259ZM263 81H264V79H263ZM7 82H8V81H7ZM40 82H41V81H40ZM48 82H49V81H48ZM55 82H56V81H55ZM75 82H76V81H75ZM78 82H79V81H78ZM82 82H83V81H82ZM87 82H88V81H87ZM98 82H99V81H98ZM101 82H102V80H101ZM114 82H115V81H114ZM123 82H124V81H123ZM151 82H153V80H152ZM170 82H169V83H170ZM177 82H178V81H177ZM190 82H191V81H190ZM197 82H198V81H197ZM214 82L216 83V81H214ZM246 82H247V81H245V83H246ZM248 82H249V81H248ZM248 82H247V83H248ZM251 82H249V83H251ZM253 82H254V81H253ZM14 83H15V85L17 84V86H19L18 83H16V82H13L12 84H14ZM20 83H21V82H20ZM25 83H26V82H25ZM38 83H39V82H38ZM41 83H42V82H41ZM46 83H47V82H46ZM46 83H45V84H46ZM90 83L92 84V82H89V84H90ZM95 83H96V81H95ZM106 83H107V82H106ZM117 83H118V82H117ZM119 83H122V82H119ZM119 83H118V84H119ZM125 83H127V81L124 82V84H125ZM128 83H129V82H128ZM188 83H189V82H188ZM191 83H192V82H191ZM229 83H231V82H229ZM258 83H260V82H258ZM9 84H10V83H9ZM21 84H22V83H21ZM45 84H44V86H45ZM49 84L52 85V83H49ZM49 84H48V85H49ZM57 84H58V83H57ZM68 84H69V82H68ZM71 84H72V82H71ZM107 84H109V83H107ZM112 84H113V83H112ZM139 84H141V83H139ZM165 84H166V83H165ZM185 84H186V83H185ZM233 84H234V83H233ZM254 84H255V83H254ZM263 84H264V83H263ZM3 85H4V84H3ZM10 85H11V84H10ZM10 85H9V86H10ZM15 85H12V86H15ZM40 85H41V84H40ZM48 85H47V88H45V90H46V89L48 90V88H49ZM58 85H60V84H58ZM84 85H85V84H84ZM87 85H88V83H87ZM97 85H98V84H97ZM105 85H106V84H105ZM109 85H110V84H109ZM130 85H131V84H129L128 86H130ZM132 85H133V84H132ZM144 85H146V83H144ZM150 85H151V84H150ZM181 85H183V84H181ZM194 85H195V84H194ZM215 85L217 86V84H215ZM215 85H213V88H214V89L212 88L213 90H215V87H214ZM235 85H236V84H235ZM235 85H234V86H235ZM238 85H239V83H238ZM238 85H237V87L239 88ZM240 85H241V84H240ZM250 85H253V84H250ZM4 86H5V85H4ZM6 86H8V84H7ZM9 86H8V87H9ZM17 86H16V87H17ZM21 86H23V85H20V88H21V89L25 88V85H24L23 88H22ZM35 86H36V85H35ZM52 86H53V85H52ZM52 86H51V89L55 88L54 86H53V87H52ZM63 86H64V85H63ZM72 86H73V84H72ZM85 86H86V85H85ZM91 86H92V85H90V87H91ZM107 86H108V85H107ZM126 86H127V85H126ZM128 86H127V88H129ZM146 86H147V85H146ZM175 86H176V85H175ZM209 86H210V85H209ZM258 86H261V84L258 85ZM16 87H15V88H16ZM41 87H43V86H41ZM41 87H40V88H41ZM81 87H82V86H81ZM86 87H87V86H86ZM93 87H94V85H93ZM93 87H91V88H92V89L96 88V87H94V88H93ZM97 87H98V86H97ZM104 87H105V86H104ZM108 87H109V86H108ZM138 87H139V86H138ZM142 87H143V86H142ZM148 87H149V86H148ZM170 87H171V86H170ZM183 87H184V85H183ZM194 87H195V86H194ZM198 87H200V86L198 85ZM198 87H197V88H198ZM204 87H205V86H204ZM222 87H223V86H222ZM237 87H236V88H237ZM242 87H243V86H242ZM246 87H247V85H246ZM263 87H264V86H263ZM6 88H7V87H6ZM11 88H12V87H10V89H11ZM17 88H18V87H17ZM36 88H37V87H36ZM59 88H60V87H59ZM63 88H64V87H63ZM66 88H67V87H66ZM66 88H64V90H66ZM83 88H84V86H83ZM87 88H89V87H87ZM87 88L85 89V91L87 90ZM140 88H141V86H140ZM144 88H147V87L144 86ZM151 88H153V87L151 86ZM174 88H175V87H174ZM184 88H185V87H184ZM190 88H191V87H190ZM197 88H195V89H197ZM226 88H227V87H226ZM254 88H255V86H254ZM256 88H258V87H256ZM261 88H262V87H261ZM261 88H260V89H261ZM89 89H90V88H89ZM96 89H97V88H96ZM99 89H100V88H99ZM99 89H98V93H99ZM106 89H107V88H106ZM121 89H122V88H121ZM141 89H142V88H141ZM164 89H165V88H164ZM164 89H162V91H163ZM166 89H169V88H166ZM166 89H165V92L168 91V90H166ZM202 89H203V88H202ZM202 89H201V90H202ZM222 89H223V88H222ZM224 89H225V88H224ZM252 89H253V87H252ZM258 89H259V88H258ZM7 90H8V89H6V91H7ZM14 90H15V89H14ZM19 90H20V89H19ZM32 90H33V89H32ZM35 90H36V89H35ZM40 90H42V89H40ZM47 90H46V91H47ZM49 90H50V89H49ZM62 90H63V89H62ZM64 90H63V91H64ZM103 90H104V88H101V91H103ZM128 90L130 91V89H128ZM170 90H171V88H170ZM175 90H176V89H175ZM190 90H191V89H190ZM198 90H200V88H198ZM207 90H209V89H207ZM207 90L205 89V92H207ZM213 90H212V91H213ZM237 90H238V89H236V91H237ZM241 90H242V89H241ZM243 90H244V88H243ZM249 90H250V92L252 93V90H251V89H249ZM262 90H263V89H261V91H262ZM3 91H5V89H4ZM11 91H12V90H11ZM22 91H23V90H22ZM30 91H31V89H30ZM53 91H54V90H53ZM53 91L51 90L50 92H53ZM55 91H56V90H55ZM55 91H54V93H55ZM57 91H58V90H57ZM72 91H74V90H72ZM82 91H83V90H82ZM92 91H93V90H92ZM95 91H96V90L94 89V92H95ZM106 91H107V90H106ZM194 91H195V90H193V92H194ZM210 91H211V90H210ZM230 91H231V90H230ZM239 91H240V90H239ZM256 91H257V89H256ZM256 91H255V89H254V93H255ZM9 92H10V91H9ZM9 92H8V93H9ZM13 92H14V91H13ZM16 92H17V91H16ZM16 92H14V93H16ZM18 92H20V91H18ZM24 92H25V91H24ZM36 92H37V91H36ZM38 92H39V91H38ZM42 92H43V91H41V93H42ZM50 92H49V94H50ZM74 92H75V91H74ZM74 92H73V93H74ZM89 92H90V91H89ZM112 92H113V91H112ZM114 92H115V90H114ZM114 92H113V94H114ZM116 92H117V91H116ZM116 92H115V94H116ZM144 92H145V91H144ZM172 92H174V90H172ZM183 92H184V91H183ZM190 92H191V91H190ZM193 92H192V93H193ZM199 92L202 94V93L204 92V90H203V92H201V91H199ZM199 92H198V93H199ZM205 92H204V93H205ZM224 92H225V91H224ZM243 92H244V91H243ZM257 92H258V91H257ZM3 93H4V95H5V92H3ZM3 93H2V94H3ZM6 93H7V92H6ZM28 93L31 94L30 92H28ZM33 93H34V91H33ZM45 93H47V92H45ZM57 93H58V92H57ZM178 93H179V92H178ZM185 93H186V92H185ZM195 93L197 94V92H195ZM207 93H210V95L212 94V96H216V97H217V95H216V94L214 95L213 92H212V93H211V92H207ZM219 93H221V92H219ZM219 93H217V94H219ZM2 94H0V95L2 96ZM9 94H10V93H9ZM9 94H8V95H9ZM35 94H36V93H35ZM35 94H34V95H35ZM47 94H48V93H47ZM55 94H56V93H55ZM55 94H54V95H55ZM85 94L87 95V94H89V93L86 92ZM90 94H91V93H90ZM92 94H93V93H92ZM95 94H96V93H95ZM95 94H93V96H94ZM103 94H104V93H103ZM132 94H133V93H132ZM139 94H140V93H138V95H139ZM236 94H239V93H236ZM240 94H241V93H240ZM242 94L244 95V93H242ZM255 94H256V93H255ZM8 95H7V96H8ZM10 95H11V94H10ZM25 95H26V93H25ZM27 95H28V94H27ZM42 95H43V94H42ZM44 95H46V94H44ZM44 95H43V96H44ZM97 95H98V94H97ZM101 95H102V93H101ZM104 95H105V94H104ZM170 95H171V93H170ZM172 95H173V93H172ZM192 95H193V94H192ZM220 95H221V94H220ZM222 95H223V94H222ZM13 96H14V95H13ZM22 96L24 97L23 94H22ZM32 96H33V95H32ZM36 96H37V95H36ZM43 96H42V97H43ZM49 96H51V95H49ZM61 96H62V94H61ZM61 96H60V97H61ZM88 96H89V95H88ZM88 96H87V98H88ZM108 96H109V95H108ZM123 96H125V95H123ZM136 96H137V95H136ZM139 96H140V95H139ZM178 96H179V95H178ZM195 96H196V95H195ZM198 96H200V95H198ZM218 96H219V95H218ZM223 96H224V95H223ZM230 96H232V95H230ZM238 96H239V95H238ZM241 96H242V95H241ZM9 97H10V96H9ZM20 97H21V92H20ZM42 97H41V98H42ZM44 97H45V96H44ZM53 97L55 98L56 95L53 96ZM84 97H85V95H84ZM89 97H90V96H89ZM91 97H92V96H91ZM96 97H97V96H96ZM186 97H187V96H186ZM193 97H194V96H193ZM193 97H192V99H193ZM216 97H215V99H217ZM236 97H237V96H236ZM245 97H246V96H245ZM2 98H3V97H2ZM24 98H25V97H24ZM79 98H80V97H79ZM85 98H86V97H85ZM87 98H86V99H87ZM98 98H100V97L98 96ZM98 98H95V99H98ZM105 98H106V97H105ZM108 98H109V97H108ZM182 98H184V97H182ZM239 98H240V97H239ZM239 98L237 97V99H239ZM241 98H244V96L241 97ZM241 98H240V99H241ZM4 99H5V98H4ZM14 99H15V96H14ZM20 99H21V98H20ZM25 99H27V97H26ZM36 99H37V98H36ZM36 99H34V101H36ZM38 99H40V98L38 97ZM38 99H37V101H38ZM44 99H45V98H44ZM46 99H47V97H46ZM67 99H68V98H67ZM92 99H94V97H93ZM101 99L103 100V98H101ZM177 99H178V98H176L175 100H177ZM192 99H191V100H192ZM58 100H59V99H58ZM88 100H89V99H88ZM125 100H126V99H125ZM127 100H128V99H127ZM175 100H174V101H175ZM183 100H184V99H183ZM205 100H206V99H204V102H206ZM217 100H218V99H217ZM217 100H215V101L218 102ZM225 100H226V99H225ZM0 101H1V99H0ZM3 101H4V100H3ZM5 101H6V100H5ZM26 101H28V99L25 100L24 103H25ZM31 101H32V100H31ZM46 101H47V100H46ZM46 101H43V102H46ZM54 101H55V99H54ZM61 101H62V100H61ZM71 101H72V100H71ZM73 101H74V100H73ZM79 101H80V100H79ZM104 101H105V99H104ZM136 101H137V100H136ZM145 101H146V100H145ZM167 101H168V100H167ZM181 101H182V100H181ZM192 101H193V100H192ZM192 101H191V103L193 104ZM231 101H232V100H231ZM245 101H247V100H245ZM7 102H8V101H7ZM7 102H6V103H7ZM21 102H22V101H21ZM38 102H39V101H38ZM43 102H42V103H43ZM57 102H58V101H57ZM128 102H129V100H128ZM128 102H127V103H128ZM132 102H133V101H132ZM204 102L202 101V103H204ZM216 102H214V103H216ZM226 102H228V100H226ZM234 102H235V101H234ZM240 102H241V101H240ZM242 102H244V101H242ZM250 102H251V101H250ZM0 103H1V102H0ZM77 103H78V102H77ZM77 103H76V104H77ZM81 103H82V102H81ZM81 103H80V104H81ZM87 103H88V102H87ZM87 103H86V106H89V107H90V105H87ZM94 103H96V100H94ZM115 103H116V102H115ZM117 103H119V102L117 101ZM129 103H130V102H129ZM129 103H128V104H129ZM141 103H142V102H140L139 104H140V105H143V104H141ZM147 103H148V102H147ZM158 103H159V102H158ZM168 103H169V102H168ZM200 103H201V102H200ZM202 103H201V104H202ZM208 103H209V102H208ZM229 103L231 104L232 102H229ZM229 103H228V104H229ZM244 103H245V102H244ZM36 104H37V103H36ZM40 104H41V102H40ZM59 104H61V103H59ZM69 104H71V103H69ZM83 104H84V103H83ZM83 104H82V105H83ZM100 104H101V103H100ZM130 104H131V103H130ZM135 104H137V103H135ZM151 104H152V103H151ZM177 104H178V103H177ZM192 104H189V105H192ZM194 104H195V103H194ZM196 104L198 105V103H196ZM228 104H226V105L228 106ZM237 104H238V103H237ZM247 104H248V103H247ZM249 104H250V103H249ZM7 105H8V104H7ZM19 105H20V103H19ZM23 105H25V104H23ZM23 105H22V107H23ZM42 105H43V104H42ZM46 105H47V104H45V106H46ZM55 105H56V104H55ZM95 105H96V104H95ZM156 105H157V104H156ZM171 105H172V103H171ZM174 105H176V103H174ZM174 105H173V107H174L175 109H177V108H176L177 106L179 107V105H177L176 107H175ZM199 105H200V104H199ZM199 105H198V107H200ZM209 105H211V102H210ZM219 105H220V104H219ZM263 105H264V103H263ZM263 105H262V106H263ZM26 106H27V105H26ZM34 106H35V105H34ZM39 106H40V105H39ZM53 106H54V105H53ZM53 106H52V107H53ZM56 106H57V105H56ZM59 106H60V105H59ZM72 106H73V105H72ZM72 106H71V107H72ZM83 106H84V105H83ZM102 106H103V105H102ZM102 106H101V107H102ZM131 106H132V105H131ZM165 106H166V105H165ZM168 106H169V105H168ZM194 106H195V105H194ZM194 106H193V108H194ZM227 106H226V107H227ZM229 106H230V105H229ZM229 106H228V107H229ZM245 106H246V105H245ZM1 107H2V106H1ZM1 107H0V108H1ZM84 107H85V106H84ZM114 107H115V106H114ZM132 107H133V106H132ZM169 107H171V106H169ZM186 107H187V106H186ZM190 107H191V106H190ZM231 107H232V106H231ZM246 107H247V106H246ZM260 107H261V106H260ZM4 108H5V106H4ZM34 108H35V107H34ZM41 108H42V107H41ZM73 108L75 109L76 107H73ZM81 108H82V106H81ZM86 108H88V107H85V109H86ZM90 108H91V107H90ZM103 108H104V107H103ZM111 108H112V107H111ZM111 108H110V109H111ZM157 108H158V107H157ZM166 108H167V106H166L164 109H166ZM191 108H192V107H191ZM210 108H212V106H210L209 109H210ZM214 108H215V107H214ZM232 108H233V107H232ZM232 108H230V109L232 110L231 112L236 113V111L234 112ZM248 108H249V107H248ZM262 108H264V106H263ZM262 108H261V109H262ZM1 109H2V108H1ZM6 109H7V107H6ZM26 109H27V108H26ZM37 109H38V108H37ZM52 109H54V107H53ZM52 109H51V110H52ZM76 109H77V108H76ZM78 109H79V108H78ZM108 109H109V107H108ZM112 109H113V108H112ZM112 109H111V110H112ZM128 109H129V106H128ZM167 109H168V108H167ZM175 109H173V111H174ZM180 109H181V108H180ZM182 109H183V108H182ZM189 109H190V108H189ZM206 109H208V108H206ZM219 109H221V107H219ZM219 109H218V110H219ZM234 109H236V108H234ZM240 109H241V108H240ZM253 109L255 110L256 108L253 107ZM261 109H260V110H261ZM4 110H5V109H4ZM30 110H31V109H30ZM30 110H29V111H30ZM35 110H36V108H35ZM38 110H39V109H38ZM40 110H41V109H40ZM42 110H45V109H42ZM67 110H68V109H67ZM87 110H88V109H87ZM111 110H109V112H110ZM118 110H119V109H117L116 111H115V110H114V111L112 110L111 112H118ZM129 110H132V109H129ZM134 110H135V107H134ZM138 110H139V109H138ZM170 110H171V109H170ZM190 110H191V109H190ZM193 110H194V109H193ZM193 110H192V112H193ZM196 110H197V109H196ZM211 110H212V109H211ZM228 110H229V108H228ZM241 110H242V109H241ZM247 110H248V109H247ZM2 111H3V109H2ZM27 111H28V109H27ZM32 111H34V110L32 109ZM32 111H31V114L33 113ZM48 111H50V110L47 109V113H48ZM78 111H79V110H78ZM119 111H120V110H119ZM121 111H122V110H121ZM177 111H178V109H177ZM197 111H198V110H197ZM197 111H196V112H197ZM203 111L205 112V109H204ZM203 111H202V112H203ZM207 111H208V110H207ZM207 111H206V112H207ZM209 111H210V110H209ZM209 111H208V113H209ZM225 111H226V108H225ZM238 111H239V110H237V113H238ZM255 111H256V110H255ZM262 111H263V110H262ZM37 112H38V111H37ZM54 112H55V111H54ZM80 112H81V110H80ZM83 112H84V109H83ZM85 112H86V111H85ZM146 112H147V111H146ZM165 112H166V111H165ZM167 112H168V111H167ZM187 112H188V111H187ZM189 112H190V113H189ZM189 112H188V114H191V111H189ZM199 112H200V111H199ZM204 112H203V113H204ZM210 112H211V111H210ZM222 112H224V111H222ZM257 112H258V111H256V113H257ZM55 113H56V112H55ZM71 113H72V112H71ZM77 113H78V112H77ZM87 113H88V115H89V110H88ZM100 113H101V111H100ZM121 113H122V112H121ZM121 113H120V114H121ZM124 113H125V112H124ZM134 113H136V111H134L133 114H134ZM160 113H161V112H160ZM160 113H158V114H160ZM170 113H171V112H170ZM175 113H176V115H177V112H175ZM181 113H182V112H181ZM193 113H194V112H193ZM193 113H192V114H193ZM197 113H198V112H197ZM228 113L230 114V111H229ZM228 113H227V114H228ZM241 113H242V112H241ZM258 113H259V112H258ZM24 114H25V112H24ZM27 114H28V113H27ZM35 114H36V112H35ZM41 114H42V113H41ZM43 114H44V113H43ZM62 114H63V112H62ZM62 114H61V116H62ZM108 114H109V113H108ZM126 114H127V113H126ZM126 114H125V115H126ZM161 114H163V112H162ZM164 114H167V113H164ZM164 114H163V116H164ZM188 114L185 112V115H186V116H187ZM192 114H191V115H192ZM217 114H218V113H217ZM263 114H264V112H263ZM0 115H2V114H0ZM4 115H6V114H4ZM37 115H38V113H37ZM48 115H49V114H48ZM48 115H47V117H48ZM51 115H53V114L51 113ZM65 115H66V114H65ZM65 115H64V116H65ZM81 115H82V113H81ZM83 115L86 117L85 113H84ZM99 115H100V114H99ZM125 115H124V116H125ZM142 115H143V114H142ZM146 115H148V112H147ZM146 115H145V116H146ZM185 115H182V116H185ZM198 115H199V114H197V117L200 119L201 114H200L199 116H198ZM203 115H204V114H202V116H201L202 118H203ZM222 115H223V114H222ZM225 115H226V114H225ZM234 115L236 116V114H234ZM237 115H238V114H237ZM6 116H7V115H6ZM13 116H14V115H13ZM13 116H12V117H13ZM28 116H29V114H28ZM31 116H32V115H31ZM31 116H30V117H31ZM42 116H43V115H42ZM56 116H57V115H55V117H56ZM58 116H59V115H58ZM58 116H57V117H58ZM68 116H69V115H68ZM101 116H102V115H101ZM106 116H108V115H106ZM109 116H110V115H109ZM130 116H132V114H131ZM134 116H135V115H134ZM145 116H144V118L147 119V117H145ZM149 116H151V115H149ZM158 116H159V119H160V115H158ZM161 116H162V115H161ZM166 116H167V115H166ZM208 116L210 117V115H208ZM214 116H216V114H215ZM227 116H228V115H227ZM235 116H233V117H235ZM239 116H240V115H239ZM244 116H245V115H244ZM247 116H248V115H247ZM256 116H258V115H256ZM260 116H261V115H259V118H260ZM263 116H264V115H263ZM35 117H36V116H35ZM37 117H38V116H37ZM37 117H36V118H37ZM51 117H52V116H51ZM55 117H54V119H57V118H55ZM69 117H70V116H69ZM78 117H79V116H78ZM126 117H127V116H126ZM128 117H129V116H128ZM138 117H139V116H138ZM167 117L169 118V117H173V116H169V113H168V116H167ZM167 117L164 116V119L167 118ZM193 117H194V116H193ZM222 117H223V116H222ZM230 117H232V116H229V118H230ZM236 117H237V116H236ZM7 118H8V117H7ZM9 118H10V117H9ZM19 118H20V117H19ZM19 118H18V119H19ZM38 118H39V117H38ZM42 118H43V117H42ZM59 118H60V117H59ZM61 118H62V117H61ZM66 118H67V117H66ZM80 118H81L82 120L84 119V118H82V117H80ZM92 118H93V117H92ZM92 118H90V119L92 120ZM99 118H100V117H99ZM115 118L117 119L116 116H115ZM115 118H114V120H115ZM132 118H133V117H132ZM132 118H131V119H132ZM135 118H137V117L135 116ZM148 118H149V117H148ZM186 118H188V117H186ZM189 118H190V117H189ZM212 118H214V117H212ZM227 118H228V117H227ZM257 118H258V117H257ZM259 118H258V119H259ZM5 119H6V117H5ZM21 119H22V118H21ZM23 119H24V117H23ZM25 119H26V118H25ZM33 119H34V118H33ZM40 119H41V118H40ZM48 119H49V118H48ZM67 119H68V118H67ZM88 119H89V118H88ZM88 119H87V120H88ZM94 119H95V118H94ZM94 119H93L92 122H95ZM118 119H121V120H122L123 118H118ZM124 119H125V118H124ZM156 119H157V118H156ZM170 119H172V118H170ZM173 119H174V118H173ZM217 119H218V117H217ZM235 119H236V118H235ZM253 119H254V118H253ZM261 119H262V118H261ZM261 119H260V120H261ZM2 120H3V119H2ZM6 120L8 121V119H6ZM6 120H5V121H6ZM10 120H12V119H10ZM10 120H9V121H10ZM34 120H36V119H34ZM38 120H39V119H38ZM85 120H86V119H85ZM128 120H129V119H128ZM143 120H144V119H143ZM168 120H169V119H168ZM186 120H187V119H186ZM186 120H185V121H186ZM200 120H201V119H200ZM209 120H210V119H209ZM228 120H230V119H228ZM228 120H226V121H228ZM17 121H18V120H17ZM21 121H22V120H21ZM28 121H29V120H28ZM28 121H27V122H28ZM31 121H32V120H31ZM45 121H46V120H45ZM56 121H57V120H56ZM62 121H63V120H62ZM62 121H61L60 125L62 124ZM78 121H79V120H78ZM106 121H107V117H106ZM115 121H116V120H115ZM115 121H114V122H115ZM129 121H130V120H129ZM144 121H145V120H144ZM147 121H148V120H147ZM147 121H146V122H147ZM160 121H161V120H160ZM189 121H190V120H189ZM221 121H222V120H221ZM223 121L225 122V120H223ZM242 121H243V120H242ZM262 121H264V120H263V119L261 120V124L263 125L264 123H262ZM2 122H4V120H3ZM42 122H43V121H42ZM66 122H67V120H65V122H64L65 125L67 126V124H69V123H66ZM70 122H72V121H70ZM114 122H112V123H114ZM146 122H144V123H146ZM154 122L157 123L156 121H154ZM167 122H168V121H167ZM170 122H171V121H170ZM174 122H175V120H174ZM174 122H173V123H174ZM187 122H188V121H187ZM190 122H191V123H194V124L196 123V121L194 122L192 119H191ZM190 122H188V123H190ZM200 122H201V121H200ZM203 122H205V121H203ZM209 122H210V121H209ZM224 122H223V123H224ZM22 123H23V122H22ZM22 123H21V124H22ZM29 123H30V122H28V125H29ZM43 123H45V122H43ZM53 123H54V122H53ZM83 123H85V122H83ZM90 123H91V122H90ZM100 123H101V121H100ZM139 123H140V122H139ZM139 123H138V124H139ZM149 123H150V122H149ZM158 123H159V122H158ZM211 123H212V122H211ZM214 123H215V122H214ZM240 123H241V122H240ZM9 124H10V123H9ZM9 124H8V125H9ZM32 124H33V123H32ZM32 124L30 123V125H32ZM40 124H41V123H40ZM71 124H73V123H71ZM71 124H70V125H71ZM103 124H104V123H103ZM138 124H137V127H138ZM141 124H142V123H141ZM160 124H161V123H160ZM170 124H171V123H170ZM175 124H176V122H175ZM204 124H205V123H204ZM225 124H226V122L224 123V125H225ZM246 124H247V123H246ZM22 125H23V124H22ZM30 125H29V126H30ZM34 125H35V123H34ZM42 125H43V124H41V126H42ZM49 125H50V124H49ZM51 125H52V124H51ZM51 125H50V126H51ZM55 125H57V124L55 123ZM60 125H59V127H60ZM92 125H93V124H92ZM168 125H169V124H168ZM172 125H173V124H172ZM172 125H170V126H172ZM192 125H193V124H192ZM195 125H196V124H195ZM202 125H203V123L201 124V126H202ZM216 125H217V124H216ZM219 125H221V124H219ZM230 125H232V124H230ZM230 125H229V126H230ZM247 125H248V124H247ZM0 126H1V124H0ZM5 126H6V125H5ZM5 126H4V127H5ZM50 126H49V128H50ZM57 126H58V125H57ZM80 126H81V125H80ZM85 126H89V125H86V124H85ZM94 126L96 127V125H94ZM148 126H149V124L147 125V127H148ZM150 126H151V123H150ZM158 126H159V125H158ZM163 126H164V125H163ZM221 126H222V125H221ZM226 126H227V125H226ZM251 126H253V125H251ZM1 127H2V126H1ZM6 127H7V126H6ZM30 127H31V126H30ZM36 127H37V126H36ZM36 127L34 128V131L37 130ZM62 127H63V126H62ZM68 127H69V126H68ZM71 127H74V126L71 125ZM71 127H70V128H71ZM153 127H156V126H153ZM153 127H152V128H153ZM160 127H161V126H160ZM172 127H173V126H172ZM204 127H205V126H204ZM254 127H255V125H254ZM20 128H22V127L20 126ZM31 128H32V127H31ZM37 128H38V127H37ZM49 128H48V129H49ZM55 128H56V126H55ZM83 128H84V127H83ZM89 128H90V127H89ZM92 128H93V126H92ZM140 128H141V127H140ZM149 128H151V127H149ZM149 128H148V129L146 128V129L149 130ZM157 128H158V127H157ZM191 128H192V127H191ZM202 128H203V126H202ZM205 128H208V126L205 127ZM205 128H203V129H205ZM217 128H218V125H217ZM217 128H215V129H217ZM219 128H221V127H219ZM226 128H227V127H226ZM6 129H9V128H6ZM14 129H15V128H14ZM18 129H19V128H18ZM18 129H17V130H18ZM38 129H39V128H38ZM41 129H42V128H41ZM48 129H47V130H48ZM52 129L54 130L53 127H52ZM52 129H49V130L52 131ZM59 129H60V128H59ZM61 129H62V128H61ZM61 129H60V130H61ZM63 129L67 131V129H65V128H63ZM74 129H76V128H74ZM77 129H78V128H77ZM95 129H97V128H95ZM155 129H156V128H155ZM194 129H195V128H193L192 130L194 131ZM200 129H201V127H200ZM210 129H213V128L210 127ZM210 129H209V130H210ZM222 129H223V127H222ZM227 129H228V128H227ZM235 129H236V128H235ZM22 130H24V129H22ZM22 130H21V131H22ZM28 130H29V129H28ZM30 130H31V129H30ZM57 130H58V128H57ZM147 130H146V131H147ZM152 130H154V128H153ZM156 130H157V129H156ZM164 130H165V128H163L162 132H164ZM168 130H172V129L167 128L166 131H168ZM184 130H185V127H184ZM184 130H183V131H184ZM228 130H229V129H228ZM236 130H237V129H236ZM19 131H20V130H19ZM19 131H18V132H19ZM54 131H56V129H55ZM76 131H78V130H76ZM76 131H75V132L73 131L74 133L72 132L73 135H75ZM94 131H95V130H94ZM94 131H93V129H92V132H94ZM146 131H143V132H146ZM202 131H203V130L201 129L200 132H202ZM206 131H207V130H206ZM211 131H212V130H211ZM211 131H209V132H211ZM225 131H226V130H225ZM225 131H223V132H225ZM1 132H2V131H1ZM37 132H38V130H37ZM42 132H43V131H40V133H42ZM45 132H46V131H45ZM69 132H70V131H67V133H69ZM141 132H142V130H141ZM141 132H140V133H141ZM157 132H158V131H157ZM185 132H186V131H185ZM194 132H196V129H195ZM197 132H198V130H197ZM200 132H199V135H200ZM217 132H219V131H217ZM220 132H221V131H220ZM5 133H6V132H5ZM7 133H8V132H7ZM11 133H12V132H11ZM11 133H10V135H11ZM23 133H24V132H23ZM32 133H33V131H32ZM32 133H31V136H32ZM34 133H35V132H34ZM34 133H33V135L36 134V133H35V134H34ZM48 133H49V132H48ZM70 133H71V132H70ZM146 133H147V132H146ZM148 133H149V132H148ZM170 133H171V132H170ZM183 133H184V132H183ZM190 133H192V132H190ZM202 133H204V132H202ZM213 133L215 134V132H213ZM213 133H211V134H213ZM228 133H229V132L226 131L225 135L228 134ZM8 134H9V133H8ZM12 134H13V133H12ZM37 134H38V133H37ZM37 134H36V135H37ZM45 134H46V133H45ZM77 134H78V133H77ZM80 134H82V133L80 132ZM152 134H153V131H152ZM163 134H164V133H163ZM173 134H175V132H174ZM180 134H181V133H180ZM180 134H179V135H180ZM193 134L199 136L198 133H197V134L193 133ZM214 134H213V136L211 137V139H212V138H213V139H216V138H217V137H216V136H217V133H216L215 137H214ZM239 134H241V133H239ZM239 134H238V135H239ZM10 135H9V137H10ZM84 135H85V134H84ZM140 135L142 136V134H140ZM154 135L156 136V134H154ZM164 135H165V134H164ZM169 135H170V134L168 133V136H169ZM179 135H178V136H179ZM204 135H205V134H204ZM207 135H208V134H207ZM221 135H222V134H221ZM254 135H255V134H254ZM2 136H3V135H2ZM2 136H1V137H2ZM11 136H12V135H11ZM14 136H16V135H13V137H14ZM20 136L23 137V135H20ZM25 136H26V135H25ZM39 136H40V134L38 135L37 138H39ZM41 136H42V134H41ZM49 136H50V135H49ZM51 136H52V135H51ZM82 136H83V134L81 135L80 139L82 138ZM85 136H86V135H85ZM143 136H144V133H143ZM145 136L148 138L147 135H145ZM158 136H160V135H158ZM165 136H166V135H165ZM174 136H175V135H174ZM178 136H177V137H178ZM180 136H181V135H180ZM180 136H179V139H180ZM184 136H187V133H186V135L184 134L183 137H184ZM201 136H203V135H201ZM201 136H200V137H201ZM208 136H210V133H209ZM233 136H234V135H233ZM239 136H240V135H239ZM13 137H12V138H13ZM16 137H17V136H16ZM26 137H28V134H27ZM29 137H30V136H29ZM29 137H28L27 139H29ZM43 137H44V136H43ZM45 137H46V138H45ZM45 137H44V138H45L46 142H48V141H47V136H45ZM73 137H75V136H73ZM76 137H77V136H76ZM151 137H152V136H151ZM161 137H162V135H161ZM166 137H167V136H166ZM171 137H172V135H171ZM181 137H182V136H181ZM188 137H189V136H188ZM219 137H220V135H219V133H218V139H219ZM224 137H225V136H224ZM228 137H229V136H228ZM6 138H7V137H6ZM14 138H15V137H14ZM23 138H24V137H23ZM31 138H32V137H31ZM35 138H36V137H35ZM52 138H53V137H52ZM141 138H142V137H141ZM156 138H157V137H156ZM159 138H160V137H158L157 140H159ZM169 138H170V137H169ZM169 138H168V139H169ZM202 138H203V137H202ZM205 138H206V137H205ZM209 138H210V137H209ZM209 138H207V140H209ZM229 138H231V137H229ZM33 139H34V138H33ZM39 139H40V138H39ZM41 139H42V138H41ZM137 139H139V138H137ZM154 139H155V138H154ZM164 139H165V138L162 139L163 142H164ZM173 139H174V138H173ZM173 139L170 138V140H172V141H173ZM177 139H178V138H177ZM190 139H191V138H190ZM193 139H194V138H192L191 140L193 141ZM211 139H210V140H211ZM213 139H212V140H213ZM225 139H228V138H225ZM245 139H246V138H245ZM4 140L7 141L6 139H4ZM9 140H10V138H9ZM11 140H13V139H11ZM19 140H21V139H19ZM35 140H36V139H35ZM35 140H34V142H33L34 144H35V142L37 141V140H36V141H35ZM51 140H53V139H51ZM57 140H58V139H57ZM57 140H55V141H57ZM67 140H68V139H67ZM75 140H77V138H76ZM75 140H74V141H75ZM83 140H84V139H83ZM143 140H146V139H143ZM149 140H150V139H149ZM160 140H161V139H160ZM162 140H161V141H162ZM181 140H182V139H181ZM194 140H195V139H194ZM219 140H220V139H219ZM229 140H230V139H229ZM237 140H238V138H237ZM246 140H247V139H246ZM15 141L17 142V139H16ZM24 141H27V140H24ZM68 141H69V140H68ZM135 141H136V140H134V142H135ZM140 141H141V140H140ZM140 141H139V143H140ZM151 141H152V140H150V142H148L147 144H149V143H150V144L153 143V142H151ZM166 141H167V140H166ZM168 141H169V140H168ZM172 141H170L171 144H170V143H167V144H168V145L170 144V145L172 146V148L174 149V147H173V145H172ZM176 141H177V140H176ZM184 141H185V139H184ZM184 141H183V143H184ZM187 141H188V140H187ZM192 141L186 142L185 145H187L188 143H190V142H192ZM196 141H197V143H198V140H196ZM213 141H214V140H213ZM221 141H222V138H221ZM221 141H220V142H221ZM243 141H245V140H243ZM7 142H8V141H7ZM7 142H6V143H7ZM20 142H21V141H20ZM22 142H23V141H22ZM30 142H31V141H30ZM39 142H40V140H39ZM39 142H38V143H39ZM70 142H71V141H70ZM70 142H69V143H70ZM72 142H73V141H72ZM136 142H138V141H136ZM155 142H156V141H155ZM178 142H179V140H178ZM193 142H194V141H193ZM200 142H202V141H199V143H200ZM204 142H205V139H204ZM204 142H202V144H204ZM220 142H219V143H220ZM225 142H226V141H225ZM227 142H228V141H227ZM262 142H263V141H262ZM6 143H4V144H6ZM9 143H10V142H9ZM12 143L15 144L14 142H12ZM40 143H41V142H40ZM49 143H50V140H49L48 144H49ZM51 143H52V142H51ZM51 143H50V144H51ZM78 143H79V142H78ZM105 143H107V142H105ZM130 143H131V142H130ZM158 143L160 144V142H158ZM165 143H166V142H165ZM199 143L196 144V145L198 146ZM206 143H207V142H206ZM213 143H214V142H213ZM215 143L217 144V146H219V145L221 146V145L223 144V143H222V144H219V143H218V140H217V142H215ZM243 143H244V142H242V144H243ZM246 143H247V142H246ZM10 144H11V143H10ZM18 144H19V143H18ZM23 144H24V142H23ZM23 144H22V145H23ZM25 144H26V143H25ZM27 144H28V143H27ZM50 144H49V145H50ZM72 144H73V143H71V145H72ZM75 144H76V143H75ZM118 144H119V143H118ZM121 144L123 145V143H121ZM147 144H146V145H147ZM150 144H149V145H150ZM159 144H158V145H159ZM162 144H163L164 147H165V144H164V143H162ZM176 144L178 145V148H179L180 144L177 143V142H176ZM202 144H201V145H202ZM207 144H208V143H207ZM209 144H211V143L209 142ZM218 144H219V145H218ZM253 144H254V143H253ZM20 145H21V144H20ZM40 145H41V144H40ZM114 145H115V144H114ZM119 145H120V144H119ZM124 145H125V143H124ZM168 145H166L167 148H169ZM170 145H169V146H170ZM174 145H175V144H174ZM192 145H193V147H195L194 144H192ZM214 145H215V144H214ZM223 145L225 146V144H223ZM223 145H222V146H223ZM244 145H245V144H244ZM30 146H32L31 143H30ZM35 146H36V145H35ZM41 146H42V145H41ZM53 146H54V145H53ZM53 146H52V147H53ZM60 146H61V145H60ZM99 146H100V145H99ZM111 146H113V145H111ZM115 146H117V145H115ZM127 146H128V145H127ZM130 146H133V145L131 144ZM130 146H129V147H130ZM151 146H152V145H151ZM171 146H170V147H171ZM175 146H176V145H175ZM183 146H184V145H183ZM183 146L181 145V148H182ZM197 146H196V147H197ZM202 146H203V145H202ZM239 146H241V145H239ZM242 146H243V145H242ZM4 147H5V146H4ZM4 147H3V148H4ZM17 147H18V146H17ZM27 147H28V145H27ZM37 147H38L37 149H41V150H42L41 147H39V146H37ZM48 147H51V146H48ZM52 147H51V148H52ZM56 147H57V146H56ZM100 147H101V146H100ZM109 147H110V146H109ZM136 147H137V146H136ZM160 147H161V144H160ZM176 147H177V146H176ZM187 147H191V148H192L191 145H188ZM199 147H201V146H199ZM215 147H216V146H215ZM243 147H244V146H243ZM246 147H247V146H246ZM246 147H245V148H246ZM248 147H249V146H248ZM6 148H8V147L6 146ZM18 148H19V147H18ZM23 148H24V147H23ZM29 148H30V147H29ZM29 148H26V152H27V149L29 150ZM54 148H55V147H54ZM107 148H108V147H107ZM107 148H106V150L108 151L109 148H108V149H107ZM115 148H117V147H114V149H115ZM122 148H123V147H122ZM147 148H148V146H147ZM162 148H163V146H162ZM165 148H166V147H165ZM181 148H180V149H181ZM183 148H184V147H183ZM185 148H186V146H185ZM197 148H198V147H197ZM202 148H203V147H202ZM202 148H201V149H202ZM205 148H206V147H204V149H205ZM210 148H211V146H210ZM213 148H214V146H213ZM220 148H221V147H220ZM220 148H219V149H220ZM237 148H238V147H237ZM251 148H253V147H251ZM14 149H15V148H14ZM14 149H12V150H14ZM16 149H17V148H16ZM20 149H22V148L20 147ZM33 149H35V151H36V148L33 147V148L30 149L31 152H32ZM48 149H49V148H48ZM55 149H56V148H55ZM62 149H63V148H62ZM96 149H97V147H96ZM98 149H99V148H98ZM102 149H103V148H102ZM111 149H113V147H112ZM114 149H113L112 151H117L119 148H118L117 150H116V149L114 150ZM129 149H130V148H128V150H126V151H129ZM137 149H138V148H137ZM148 149H149V148H148ZM148 149H147V150H148ZM153 149H154V148H153ZM193 149H194V148H193ZM198 149H199V148H198ZM207 149H208V148H207ZM211 149H212V148H211ZM229 149H230V148H229ZM241 149H242V147H241ZM253 149H254V148H253ZM1 150H2V149H1ZM8 150L10 151L11 149L9 148ZM49 150H50V149H49ZM63 150H64V149H63ZM123 150H124V148H123ZM138 150L140 151V149H138ZM147 150H145V151H146L145 153H147ZM158 150H161V149L158 147ZM165 150H167V149H165ZM169 150H170V149H169ZM175 150H176V149H175ZM175 150H173V152H174ZM183 150H185V149H183ZM191 150H192V149H191ZM191 150H189V154L191 153V152H190ZM205 150H206V149H205ZM222 150H223V148H222ZM246 150H247V149H246ZM251 150H252V149H251ZM258 150H259V149H258ZM260 150H261V149H260ZM17 151H18V149L16 150V152H17ZM33 151H34V150H33ZM35 151H34V152H35ZM42 151H43V150H42ZM51 151H52V149H51ZM51 151H50V152H51ZM53 151H54V153H55V150H54V149H53ZM60 151H62V150L60 149ZM94 151H95V149H94ZM96 151H98V150H96ZM103 151H105V150H103ZM118 151H119V150H118ZM120 151H121V149H120ZM126 151H124L123 153L125 154ZM132 151H133V150L131 149L129 152H132ZM134 151H135V149H134ZM139 151H138V152H139ZM141 151H142V149H141ZM141 151H140V152H141ZM148 151H149V153H150V149H149ZM161 151H164V150H161ZM161 151H159V153H160ZM179 151H180V150H178V152H179ZM185 151H186V150H185ZM195 151H197V150L194 149V152H195ZM202 151H203V150H202ZM209 151H211V150L209 149L208 152H209ZM217 151H218V149H217ZM225 151H226V148H225ZM225 151H223V152H225ZM254 151L257 152V150H253V152H254ZM4 152H5V151H4ZM16 152H15V153H16ZM22 152H23V151H22ZM31 152H29V153H31ZM37 152H38V151H36V153H37ZM58 152H59V151H58ZM58 152H57V153H58ZM91 152H92V151H91ZM129 152H127V153H129ZM170 152H171V150H170ZM178 152H177V154H178ZM180 152L182 153L183 151H180ZM187 152H188V148H187ZM208 152H207V153H208ZM232 152H233V151H232ZM232 152H231V154H229V155H232L231 157H234V154H232ZM237 152H238V150H237ZM248 152L251 153V151H248ZM259 152H260V153H259ZM259 152H258V154H261V151H259ZM262 152H263V151H262ZM1 153H3V152H1ZM18 153H19V152H18ZM20 153H21V151H20ZM44 153H45V151H44ZM44 153H42V154H44ZM93 153H94V152H93ZM101 153H102V152H101ZM108 153H109V152H108ZM111 153H112V152H111ZM134 153H135V152H134ZM136 153H137V152H136ZM163 153H164V152H163ZM202 153H203V152H202ZM204 153H205V151H204ZM209 153H210V152H209ZM211 153H213V152H211ZM218 153H221V152H218ZM225 153H226V152H225ZM225 153H224V154H225ZM244 153L247 154L246 156H250V155H248L247 151L244 152ZM244 153H243V154H244ZM250 153H249V154H250ZM6 154H8L7 157H9V153H6ZM34 154H35V153H34ZM34 154H32V156H34ZM37 154H39V153H37ZM37 154H35V155H37ZM45 154H46V153H45ZM98 154H99V153H98ZM105 154H106V153H105ZM115 154H116V153H115ZM121 154H122V152H121ZM121 154H120V155H121ZM141 154H144V153L141 152ZM150 154L153 155V153H150ZM170 154H171V153H170ZM183 154H184V153H183ZM195 154H196V153H195ZM195 154H194V155H195ZM226 154H227V153H226ZM226 154H225L224 156H226ZM253 154H254V153H253ZM262 154L264 155V153H262ZM3 155L5 156V154H3ZM21 155H22V154H21ZM27 155H28V154H27ZM39 155L42 156L41 154H39ZM39 155H37V156H39ZM62 155H64V154H62ZM89 155H90V154H89ZM106 155H107V154H106ZM112 155H113V154H112ZM118 155H119V154H118ZM120 155H119V157H121ZM174 155H175V154H174ZM185 155H186V157L189 159L190 156H187L188 154H186V153H185ZM185 155H184V157H185ZM192 155H193V154H192ZM194 155L192 156V158L194 157ZM201 155H202V154H201ZM205 155H208V154H205ZM205 155H202L201 157L204 156L203 158H204V159H207V158H205ZM220 155H221V154H220ZM222 155H223V154H222ZM241 155H242V154H241ZM244 155H245V154H244ZM255 155H256V154H254L253 157H254ZM263 155H261V156H263ZM4 156H3V157H4ZM11 156L13 157V155H11ZM11 156H10V157H11ZM22 156H23V155H22ZM28 156H29V155H28ZM32 156H30V157H32ZM45 156H46V155H45ZM94 156H95V155H94ZM98 156H101V155H98ZM110 156H111V155H110ZM114 156H115V155H114ZM125 156H126V155H125ZM125 156H124V157H125ZM162 156H163V155H162ZM166 156H167V155H166ZM180 156H181V155H180ZM180 156H179V157H180ZM195 156H196V155H195ZM209 156H210V155H208V158H210ZM213 156H214V154H213ZM216 156H217V155H216ZM224 156H221L220 160H223L222 157H224ZM251 156H252V154H251ZM88 157H89V156H88ZM115 157H116V156H115ZM115 157H113L112 159H116ZM119 157L117 156L118 159H119ZM124 157H123V158H124ZM129 157H131L132 159L134 158V157H132L131 155H129ZM139 157H140V156H139ZM145 157L147 158V156H145ZM148 157H151V156L148 155ZM171 157H173V156H171ZM184 157H183V158H184ZM214 157H215V156H214ZM241 157H242V156H240V158H241ZM243 157H245V156H243ZM256 157H257V155H256ZM16 158H18V156H17ZM24 158H25V157H24ZM24 158H20V159H24ZM82 158H83V157H82ZM92 158H94V157L92 156V157H91V160H92ZM97 158H98V157H97ZM97 158H96V159H97ZM107 158H108V157H107ZM109 158H110V157H109ZM123 158H121V159H123ZM125 158H126V157H125ZM155 158H156V157H155ZM161 158H163V157H161ZM165 158H166V157H165ZM175 158H176V156H175ZM199 158H200V157H199ZM226 158H227V157H226ZM236 158H237V157H236ZM250 158H252V157H250ZM250 158H249V159H250ZM258 158H261L260 155H259ZM4 159H5V157H4ZM4 159H3V161H6V160L9 161V160H10V159H7V158H6V160H4ZM13 159H15V158L13 157ZM26 159H27V158H26ZM26 159L24 160V162L27 161ZM45 159H46V158H45ZM53 159H54V158H53ZM55 159H56V158H55ZM101 159H102V158H101ZM126 159H128V155H127V158H126ZM132 159H131V160H132ZM137 159H138V158H137ZM148 159L151 160V158H148ZM148 159H147V160H148ZM169 159H170V157H169ZM169 159H168V160L164 159V160H165L166 162H167V161H168V162L173 161V160L170 161ZM171 159H172V158H171ZM181 159H182V158H181ZM218 159H219V157H218ZM238 159H239V157H238ZM242 159H243V158H242ZM242 159H241V160H242ZM30 160H32V159L30 158ZM38 160H39V157H38ZM47 160H48V159H47ZM49 160H50V159H49ZM83 160H84V159H83ZM89 160H90V157H89ZM91 160H90V161H91ZM94 160H95V159H94ZM108 160H109V159H108ZM134 160H135V159H134ZM134 160H132V161H134ZM139 160H140V159H139ZM156 160H158V158H157ZM160 160H161V159H160ZM160 160H159V161H160ZM162 160H163V159H162ZM178 160H179V159H178ZM183 160H185V159H183ZM198 160H199V159H198ZM207 160H210V159H207ZM214 160H216V159L214 158ZM224 160H226V159H224ZM234 160H235V159H234ZM245 160H248V159L245 158ZM245 160H243V161H245ZM253 160H254V158H253ZM253 160H251V161H253ZM255 160H256V159H255ZM3 161L0 162V163H3V164H4ZM8 161H7L8 164H7V163L5 164V165H7V166L10 165V163H9ZM11 161H12V160H11ZM16 161H17V159H16ZM16 161H15V162H16ZM32 161H33V160H32ZM32 161H30V162H32ZM34 161H35V160H34ZM39 161H40V160H39ZM53 161H54V160H53ZM98 161H99V160H98ZM111 161H112V160H111ZM114 161H115V160H114ZM116 161H117V160H116ZM125 161H126V160L124 159V162H125ZM137 161H138V160H137ZM137 161H136V163H137ZM145 161H146V160H145ZM174 161H175V160H174ZM181 161H182V160H181ZM181 161H179V162H181ZM189 161H190V159H189ZM228 161H229V160H228ZM228 161H227V162H228ZM235 161H236V160H235ZM237 161H238V160H237ZM13 162H14V160H13ZM17 162H18V161H17ZM35 162H36V161H35ZM35 162H34V163H35ZM46 162H49V161H46ZM87 162H89V161H87ZM112 162H113V161H112ZM112 162H111V163H112ZM119 162H122V160H121V161L119 160ZM124 162H122V163L124 164ZM146 162H147V161H146ZM179 162H178V163H179ZM198 162H199V161H198ZM198 162H197V163H198ZM202 162H203V161H202ZM206 162H208V161H206ZM206 162L203 163V164H205V165H202V163H201V161H200L201 166H203V168H206V167H207L206 165H207L208 163L206 164ZM219 162H220V161H219ZM223 162H225V161H223ZM223 162L221 161V165H224ZM239 162H240V160H239ZM259 162H260V160H259ZM21 163H22V162H21ZM27 163H28L27 165H29V162H27ZM36 163H37V162H36ZM53 163H54V162H53ZM53 163H51L52 166H53ZM58 163H59V162H58ZM74 163H76V161H75ZM122 163H121V164H122ZM132 163H133V162H131V164H132ZM134 163H135V161H134ZM136 163H135L134 165H136ZM147 163H149V161H148ZM155 163H156V162H155ZM161 163H163V162H161ZM171 163H172V162H171ZM171 163H168V164H171ZM181 163H182V162H181ZM181 163H180V164H181ZM184 163L186 164L187 162H184ZM184 163H182V164H184ZM191 163H193V162H191ZM194 163H195V162H194ZM197 163H196V164H197ZM216 163H217V162L215 161V165H217ZM237 163H238V162H237ZM241 163H242V161H241ZM241 163H240V166L243 164V163H242V164H241ZM246 163H247V162H246ZM248 163H249V162H248ZM248 163H247V166H248ZM252 163H253V162H252ZM3 164L1 165L2 168H4V167H3ZM41 164H46V163H41ZM41 164H39V165H41ZM77 164H78V163H77ZM85 164H86V162H85ZM93 164H94V163H93ZM100 164H101V163H100ZM137 164H138V163H137ZM150 164H151V163H150ZM150 164H148V165L151 166ZM157 164H158V161H157ZM182 164H181V166H182ZM212 164H213V163H212ZM218 164H219V163H218ZM225 164H228V163H225ZM229 164H230V162H229ZM250 164H251V163H250ZM259 164H260V163H259ZM16 165H18V164L16 163ZM16 165H15V167H16ZM25 165H26V163H25ZM74 165H75V164H74ZM87 165H88V163H87ZM106 165H107V164H106ZM106 165H105V163H104V166H106ZM109 165H110V164H109ZM119 165H120V163H119ZM119 165H118V166H119ZM125 165H126V164H125ZM148 165H146V167H147ZM161 165H162V164H161ZM188 165H189V164H188ZM215 165H214V166H215ZM230 165H231V164H230ZM260 165H261V164H260ZM52 166H51V167H52ZM90 166H91V164H90ZM101 166H102V165H101ZM101 166H100V167H101ZM111 166H112V164H111ZM111 166H110V167H111ZM126 166H127V165H126ZM129 166H130V165H129ZM163 166H164V163H163ZM178 166H180V165H178ZM190 166H191V164H190ZM201 166H199L200 169H201ZM205 166H206V167H205ZM208 166H209V165H208ZM210 166H211V162H210ZM242 166H243V165H242ZM255 166H256V165H255ZM25 167H26V166H25ZM44 167H45V166H44ZM44 167H43V168H44ZM51 167L49 166V168H51ZM77 167H78V165H77ZM79 167H80V169H83V168H81V166H79ZM84 167H85V166H84ZM87 167H88V166H87ZM120 167H122V166H120ZM138 167L141 168V167H140V164H139ZM138 167H137V168H138ZM151 167H152V166H151ZM151 167H150V168H151ZM156 167H157V166H156ZM158 167H159V166H158ZM158 167H157V168H158ZM160 167H161V166H160ZM171 167H172V165H171ZM175 167H176V165H175ZM188 167H189V166H188ZM218 167H219V166H218ZM221 167H222V166H221ZM226 167H229V166H226ZM226 167H224V169H225V171L227 172V171H229L230 169L228 170ZM249 167H250V166H248L247 169H250L252 166H251L250 168H249ZM257 167H258V166H257ZM259 167H260V166H259ZM5 168H6V167H5ZM18 168H19V167H18ZM20 168H21V167H20ZM41 168H42V167H41ZM49 168H48V169H49ZM97 168H98V167H97ZM101 168H102V167H101ZM116 168H117V167H116ZM118 168H119V167H118ZM157 168H156V169H157ZM162 168H163V167H162ZM165 168H166V166L164 167V169H165ZM172 168H173V167H172ZM177 168H178V167H177ZM179 168H180V167H179ZM184 168L187 169V167H184ZM216 168H217V167H216ZM219 168H220V167H219ZM219 168H217V169H219ZM230 168H231V167H230ZM260 168H261V167H260ZM22 169H26V168H24V166H23ZM33 169H34V168H33ZM76 169H77V168H76ZM109 169H110V168H109ZM109 169H108V170H109ZM119 169H120V168H119ZM125 169H126V167H125ZM135 169H136V168H135ZM135 169H134V172H135ZM151 169H152V168H151ZM160 169H161V168H160ZM186 169H185V171H186ZM191 169H192V168H190V170H191ZM213 169H214V168H213ZM213 169H212V167H211V170H213ZM221 169H222V168H221ZM231 169H232V168H231ZM238 169H239V168H238ZM251 169H252V168H251ZM262 169H264V168H262ZM7 170H9V169H7ZM27 170H29V169H27ZM31 170H32V169H31ZM37 170H38V169H37ZM44 170H45V169H44ZM44 170H43V171H44ZM110 170H111V169H110ZM126 170H127V169H126ZM130 170H131V169H130ZM140 170H141V169H140ZM148 170H149V169H148ZM162 170H163V169H162ZM170 170H173V169H170ZM178 170H179V169H178ZM180 170L183 171L182 169H180ZM203 170H204V169H203ZM207 170H209V169H207ZM211 170H210V171H211ZM219 170H220V169H219ZM243 170H244V169H243ZM252 170L254 171V168H253ZM257 170H258V169H257ZM11 171H13V170H11ZM50 171H51V169H50ZM96 171H97V170H96ZM96 171H94V173H95ZM104 171H105V170H104ZM104 171H103V173H105ZM136 171H138V170H136ZM144 171H146V170H144ZM158 171H161V170H159V168H158L157 172H158ZM176 171H177V170H176ZM176 171H173V172L176 173ZM181 171H180V172H181ZM191 171H192V170H191ZM240 171H242V169H241ZM240 171H237V173H239ZM244 171H245V170H244ZM253 171H252V172H253ZM255 171H256V170H255ZM255 171H254V172H255ZM259 171H260V170H259ZM33 172H34V171H33ZM81 172H82V171H81ZM113 172H116V171H113ZM121 172H123L122 169H121ZM139 172H140V171H139ZM139 172H138V173H139ZM146 172H147V171H146ZM161 172H162V171H161ZM171 172H172V171H171ZM193 172H194V171H193ZM197 172H198V171H197ZM213 172H214V170L211 171L209 175H211V173H213ZM220 172H221V171H220ZM230 172H231V170L229 171V173H230ZM242 172H243V171H242ZM256 172H257V171H256ZM17 173H18V172H16V174H17ZM42 173H43V172H41V174H42ZM51 173H52V172H51ZM77 173H78V172H77ZM88 173H89V172H88ZM91 173H92V172H91ZM118 173H119V172H118ZM131 173H132V172H131ZM138 173H137V174H138ZM142 173H143V172H142ZM148 173H150V172H148ZM148 173H147L146 176H148ZM153 173H154V172H153ZM159 173H160V172H159ZM159 173H158V174H159ZM188 173H189L190 175L192 174V173L189 172V170H188ZM195 173H196V172H195ZM205 173H207V171L204 172V175H206ZM218 173H219V171H218ZM218 173H216V175H217ZM223 173H224V171H223ZM229 173H228V174H229ZM231 173H233V172H231ZM231 173H230L229 175H232ZM36 174H38V173H36ZM47 174H48V173H47ZM47 174H46V175H47ZM78 174H79V173H78ZM122 174H123V173H122ZM125 174H126V173H125ZM134 174H135V173H134ZM134 174H133V175H134ZM139 174H141V173H139ZM160 174H161V173H160ZM162 174H163V173H162ZM162 174L159 175V176L161 177ZM179 174H180V173H179ZM182 174H184V173H182ZM185 174H186V172H185ZM185 174H184V176H185ZM189 174H188V175H189ZM196 174H197V173H196ZM198 174L201 175L200 172H199ZM235 174H236V173H235ZM235 174H233V175L235 176ZM243 174H244V173H243ZM251 174L254 175L253 173H251ZM255 174H256V173H255ZM263 174H264V173H263ZM32 175H33V174H32ZM43 175H45V174H43ZM43 175H42V176H43ZM82 175H83V174H82ZM82 175H81V176H82ZM89 175H90V174H89ZM93 175H94V174H93ZM98 175H99V174H98ZM98 175H97V176H98ZM123 175H124V174H123ZM141 175H142V174H141ZM143 175H144V177H145V173H144ZM150 175H151V174H150ZM152 175H153V174H152ZM168 175H169V174H168ZM174 175H175V177H177L176 174H174ZM186 175H187V174H186ZM190 175L187 176L185 179L189 178ZM236 175H237V174H236ZM244 175H245V174H244ZM244 175H243V177H244ZM252 175H251V178H252ZM260 175H261V171H260ZM260 175H259V177H260ZM26 176H27V175H26ZM26 176H25V177H26ZM36 176H37V175H36ZM87 176H88V175H87ZM124 176H125V175H124ZM128 176H129V175H128ZM156 176H157V175H156ZM163 176H164V174H163ZM170 176H171V174H170ZM172 176H173V175H172ZM172 176H171V177H172ZM197 176H198V175H197ZM223 176H224V175H223ZM234 176H233V177H234ZM238 176H239V174H238ZM240 176H241V175H240ZM263 176H264V175H263ZM45 177H46V176H45ZM75 177H76V175L74 176V179H75ZM125 177H126V176H125ZM130 177H131V176H130ZM133 177H134V176H132V178H133ZM137 177L139 178V177H142V176H140V175L138 176V175H137ZM152 177H153V176H152ZM157 177H158V176H157ZM164 177H165V176H164ZM164 177H163V178H164ZM171 177H170V179H171ZM173 177H174V176H173ZM192 177H193V175L191 176V178H192ZM205 177H207V178L209 179L208 176H205ZM212 177H213V176H212ZM217 177H218V175H217ZM226 177H227V176H226ZM229 177H230V176H229ZM229 177H227V178H229ZM236 177H237V176H236ZM236 177H234V178H236ZM247 177H248V176H247ZM249 177H250V176H249ZM28 178H29V177H28ZM43 178H44V177H43ZM43 178H42V179H43ZM66 178H67V177H66ZM76 178H77V177H76ZM80 178H81V177H80ZM83 178H84V176H83ZM89 178H90V180H92V179H91V176H90ZM107 178H108V177H107ZM111 178H112V177H110V179H111ZM117 178H119L118 175H117ZM123 178H124V177H123ZM123 178H122V179H123ZM126 178H127V177H126ZM178 178H179V177H178ZM194 178H196V177H194ZM200 178H201V177H200ZM200 178H199V179H200ZM207 178H206V179H207ZM241 178H242V177H241ZM257 178H258V176H257ZM260 178H261L260 180L263 179L262 176H261ZM24 179H26V178H24ZM33 179H34V178H33ZM81 179H82V178H81ZM87 179H88V178H87ZM103 179H104V178H103ZM115 179H116V178H115ZM149 179H150V178H149ZM153 179H154V178H153ZM158 179H159V178H158ZM176 179H177V178H176ZM179 179L182 181L183 184H185V183H184L185 179H183V175H182V177L179 178ZM182 179H183V180H182ZM202 179L205 180L204 178H202ZM236 179H237V178H236ZM238 179H240V178L238 177ZM248 179H249V178H248ZM252 179H253V178H252ZM31 180H32V179H31ZM85 180H86V179H85ZM118 180H119V179H118ZM118 180H117V181H118ZM126 180H127V179H126ZM136 180H137V179H136ZM139 180H140V178H139ZM174 180H175V178H174ZM177 180H178V179H177ZM189 180H190V179H189ZM189 180H188V181H189ZM200 180H201V179H200ZM244 180H245V179H244ZM244 180H243V181H244ZM250 180H251V179H250ZM255 180H256V179H255ZM258 180H259V179H258ZM24 181H25V180H24ZM64 181H67V180H64ZM80 181H81V180H80ZM120 181H121V179H120ZM120 181H119V182H120ZM123 181H124V179H123ZM134 181H135V180H134ZM148 181H149V180H148ZM158 181L161 182V180H158ZM171 181H173V180H171ZM178 181H179V180H178ZM193 181H194V180H193ZM197 181H199V180H197ZM211 181H212V180H211ZM224 181H225V180H224ZM240 181H241V180H240ZM246 181H247V179H246ZM246 181H245V182H246ZM251 181H252V180H251ZM27 182H28V181H27ZM40 182H41V180H40ZM76 182H77V180H76ZM83 182H85V181H83ZM83 182H82V183H83ZM93 182H94V179H93ZM103 182H104V181H103ZM107 182H108V181H107ZM113 182H114V181H113ZM113 182L110 181V185H111V183H113ZM121 182H122V181H121ZM126 182H128V181H126ZM136 182H137V181H136ZM136 182H135V184H136ZM169 182H170V180H169ZM186 182H187V180H186ZM202 182H203V181H202ZM204 182H205V181H204ZM204 182H203V183H204ZM206 182H207V186H208V181H206ZM206 182H205V183H206ZM221 182H222V181H221ZM221 182H220V184H222ZM228 182H230V179L228 180ZM253 182H254V181H252V183H253ZM259 182H260V181H259ZM263 182H264V181H263ZM20 183H21V182H20ZM32 183H33V182H32ZM78 183H79V180H78ZM78 183H75V184H77V186H79ZM115 183H116V182H115ZM150 183H152V182L149 181V187H150ZM165 183H166V182H165ZM173 183H174V185H175V182H173ZM176 183H177V181H176ZM178 183H179V182H178ZM180 183H181V182H180ZM195 183H196V180H195ZM200 183H201V182H200ZM203 183H202V185H203ZM213 183L215 184V180H213ZM217 183H218V182H217ZM241 183H244V182H241ZM247 183H248V182H247ZM40 184H41V183H40ZM79 184L82 186L81 182H80ZM89 184H90V183H88V185H89ZM104 184H105V183H104ZM113 184H114V183H113ZM113 184H112V185H113ZM119 184H120V183H119ZM119 184H115V185L118 186ZM121 184H122V183H121ZM128 184H129V182H128ZM130 184H131V182H130ZM130 184H129V185H130ZM135 184H134V185H135ZM161 184H162V182H161ZM163 184H164V183H163ZM163 184H162V185H163ZM187 184L190 185L189 183H187ZM192 184H193V183H191V186H192ZM225 184L228 185L227 183H225ZM229 184H230V183H229ZM233 184H234V183H233ZM255 184H256V183H253V185H255ZM258 184H259V183H258ZM20 185H21V184H20ZM37 185H38V184H37ZM72 185H73V184H72ZM85 185H86V184H85ZM108 185H109V184H108ZM115 185H114V186H115ZM125 185H127V184H125ZM125 185L123 184V185H121L120 187L125 186ZM129 185H128V186H129ZM140 185H141V184H140ZM146 185H147V184H146ZM153 185H154V183L152 184V187L155 186V185H154V186H153ZM156 185H157V183H156ZM168 185H171V184L169 183ZM194 185H195V184H193V186H194ZM196 185H197V184H196ZM239 185H240V183L238 184V186H239ZM262 185H263V184H262ZM64 186H65V185H64ZM64 186H62V188H63ZM67 186H68V185H67ZM102 186H103V185H102ZM147 186H148V185H147ZM157 186H158V185H157ZM157 186H155V187H157ZM159 186H161V185H159ZM199 186H200V185H199ZM210 186H212V185H210ZM260 186H261V182H260ZM35 187H36V186H35ZM39 187H40V185H39ZM90 187H94V186H93V185H90ZM99 187H100V186H99ZM112 187H113V186H112ZM112 187H111V188H112ZM118 187H119V186H118ZM133 187H134V186H133ZM136 187H137V186H136ZM175 187H176V186H173V188H175ZM195 187H196V186H195ZM195 187H194V188H195ZM217 187H218V186H217ZM217 187H216V188H217ZM229 187L231 188V186H229ZM234 187H235V186H234ZM234 187H232V189H236V188H234ZM236 187H237V185H236ZM239 187H240V186H239ZM256 187H257V186H254V190L257 191V188H256ZM258 187H259V186H258ZM84 188H85V187H84ZM101 188H102V187H101ZM150 188H151V187H150ZM168 188H169V187H167V189H168ZM171 188H172V187H171ZM183 188H184V187H183ZM203 188H207L206 185H205V187H203ZM225 188H227V187L225 186ZM67 189H68V187L66 188V190H67ZM69 189H70V187H69ZM69 189H68V190H69ZM76 189H77V188H76ZM82 189H83V188H82ZM95 189H96V188H95ZM107 189H108V187H107ZM113 189H114V188H113ZM115 189H116V186H115ZM126 189H127V187H126ZM157 189H160V188H157ZM161 189H162V192H164L163 194L167 193V192L163 191V188H161ZM180 189H182V188H180ZM200 189H201V188H200ZM200 189H198V191L201 192ZM222 189H223V188H222ZM227 189H229V188H227ZM232 189H230V190H232ZM237 189H238V187H237ZM237 189H236V191H237ZM239 189H240V188H239ZM250 189H251V188H250ZM252 189H253V188H252ZM258 189H259V188H258ZM260 189H262V188H260ZM263 189H264V188H263ZM37 190H39V189H37ZM62 190H63V189H62ZM66 190H65V191H66ZM68 190H67V191H68ZM70 190H71V189H70ZM70 190H69V191H70ZM83 190H84V189H83ZM89 190H90V189H89ZM91 190H92V189H91ZM134 190H135V188H134ZM139 190H140V189H139ZM164 190H165V189H164ZM168 190H169V189H168ZM176 190H177V189H176ZM184 190L186 191V188H185ZM187 190H188V189H187ZM191 190H192V189H191ZM212 190H213V188H212ZM243 190H244V189H242V192L239 191V190H238L239 192L237 191V192H238V196H239V193L242 194L246 189H245L244 191H243ZM254 190H252V191H254ZM12 191H13V190H12ZM63 191H64V190H63ZM63 191H62V192H63ZM107 191H108V190H107ZM112 191H113V190H112ZM121 191H122V189H121ZM158 191H159V193H160V190H157V192H158ZM169 191H170V193L172 192L171 189H170ZM195 191H196V190H195ZM207 191H208V190H207ZM207 191H206L205 193H207ZM213 191H214V190H213ZM213 191H212V192H213ZM232 191H233V190H232ZM232 191H231V192H232ZM249 191H250V190H249ZM259 191H260V190H259ZM16 192H17V191H16ZM58 192H59V191H58ZM70 192H71V191H70ZM74 192H75V191H74ZM116 192H117V190H116ZM127 192H128V191H127ZM131 192H132V191H131ZM140 192H142V191H140ZM148 192H149V190H148ZM151 192L154 193L153 190H152ZM215 192H216V190H215ZM217 192H218V191H217ZM219 192H220V191H219ZM219 192H218V194H219ZM223 192H224V191H223ZM226 192H228V191H226ZM237 192H236V193H237ZM64 193H66V192H64ZM81 193L83 194V195H82V194H81V195L84 196V198H85V195H86V194L83 193V192H81ZM91 193H92V192H91ZM98 193H99V192H98ZM106 193H107V192H106ZM106 193H105V194H106ZM119 193H120L119 195H121V197L125 199L124 201H128V200H129V199H128V195H127L126 193H124V191H123V192H119ZM186 193H187V192H186ZM189 193H190V192H189ZM189 193H188V194H189ZM201 193H202V192H201ZM221 193H222V192H221ZM228 193H229V192H228ZM233 193H234V191H233ZM236 193H234V194H236ZM247 193H248V192H247ZM249 193H250V192H249ZM254 193H255V192H254ZM258 193H259V192H258ZM262 193H263V191L261 192L260 195H262ZM47 194H48V193H47ZM47 194H46V195H47ZM67 194H68V192H67ZM67 194H66V195H67ZM69 194H70V193H69ZM79 194H80V193H79ZM84 194H85V195H84ZM100 194H101V193H100ZM107 194H108V193H107ZM111 194H112V193H111ZM111 194H110V196H114V197H115V195H111ZM115 194H116V193H115ZM134 194H135V191H134ZM140 194H142V193H140ZM148 194H150V193H148ZM176 194H177V192H176ZM190 194H191V193H190ZM194 194H195V193H194ZM199 194H200V193H199ZM214 194H215V193H214ZM234 194H233V195H234ZM244 194H245V193H244ZM244 194H242L243 197L245 196ZM251 194H252V195H255L256 193H255V194L251 193ZM251 194H250V195H251ZM6 195H7V194H6ZM54 195H55V194H54ZM58 195H59V194H58ZM93 195H94V194H93ZM96 195H97V194H96ZM153 195H154V194H153ZM169 195H170V194H169ZM172 195H173V193L171 194V196H169V198H170L169 201H170V202L173 200V199H171V198H172ZM192 195H193V194H192ZM197 195H198V194H197ZM200 195H201V194H200ZM200 195H199V196H200ZM216 195H217V194H215V196H216ZM224 195H225V193H224ZM227 195H228V194H227ZM252 195H251V196H252ZM17 196H18V195H17ZM36 196H37V195H36ZM62 196H63V194H62ZM62 196H61V197H62ZM79 196H80V195H79ZM108 196H109V195H108ZM130 196H131V195H130ZM135 196H136V195H135ZM137 196L140 197L139 194H138ZM141 196H142V195H141ZM146 196H147V195H146ZM150 196H152V195L150 194L149 197H150ZM154 196L156 197V194H155ZM166 196H167V194H166L164 197H166ZM202 196H203V194H202ZM210 196L212 197V194H211ZM218 196H219V195H218ZM225 196H226V195H225ZM255 196H256V195H255ZM50 197H51V196H50ZM65 197H67V196H65ZM71 197H72V196H71ZM91 197H92V196H91ZM95 197H96V196H95ZM116 197H117V196H116ZM119 197H120V196H119ZM119 197H118V199H120ZM152 197H153V196H152ZM160 197H161V196H160ZM204 197H205V196H204ZM231 197H232V195H231ZM231 197H230V194H229V198H231ZM248 197H249V196H248ZM44 198H46V197H44ZM44 198H42V199H44ZM57 198H58V197H57ZM81 198H82V201H83V197H81ZM92 198H93V197H92ZM131 198H132V196H131ZM158 198H159V197H158ZM182 198H183V197H182ZM189 198H191V197H189ZM198 198H200V197H198ZM208 198H209V197H208ZM213 198H214V197H213ZM240 198L242 199V197H240ZM245 198H247V197L245 196ZM58 199H59V198H58ZM63 199H64V196H63ZM78 199H79V198H78ZM93 199H94V198H93ZM97 199H99V198H97ZM105 199H106V198H105ZM127 199H128V200H127ZM135 199H137V198H135ZM135 199L133 198V200H135ZM140 199H141V198H140ZM140 199L138 198V200H140ZM142 199H143V198H142ZM159 199H160V198H159ZM159 199H158V200H159ZM161 199H162V197H161ZM165 199H166V198H165ZM174 199H176V202L178 203L177 199H179V198H178V197H174ZM183 199H184V198H183ZM192 199H193V198H192ZM219 199H220V198H219ZM219 199H217L216 201L218 202ZM247 199H248V198H247ZM254 199H255V198H253V200H254ZM1 200H2V199H1ZM86 200H87V199H86ZM86 200H85V202H86ZM89 200H90V199H89ZM89 200H88V201H89ZM101 200H102V199H101ZM112 200H113V199H112ZM120 200H121V199H120ZM130 200H131V199H130ZM138 200H137V202H138ZM148 200H149V199H148ZM153 200H155V198H154ZM163 200H164V199H163ZM163 200H161V201H163ZM205 200H208V199H205ZM205 200H204V201H205ZM222 200H223V198H222ZM222 200H221V201H222ZM227 200H228V199H227ZM235 200H236V198H234V201H235ZM245 200H246V199H245ZM4 201L6 202V200H4ZM55 201H56V199H55ZM55 201H54V202H55ZM61 201H62V199H61ZM95 201H96V200H95ZM114 201H115V199H114ZM122 201H123V200H122ZM131 201H132V200H131ZM140 201H141V200H140ZM140 201H139V202H140ZM167 201H168V196H167ZM194 201H195V200H194ZM204 201H203L202 203H204ZM213 201H214V200H212V202H213ZM224 201H226L225 198H224ZM229 201H230V200H229ZM247 201H249V200H247ZM1 202H2V201H1ZM16 202H17V201H16ZM40 202H41V201H40ZM78 202H80V201L78 200ZM90 202H91V201H89V203H90ZM109 202H110V201H109ZM116 202H117V201H116ZM129 202H130V201H129ZM135 202H136V200H135ZM135 202L133 201V203H135ZM174 202H175V200H174ZM182 202H183V205L186 204V202H185V203H184V201H182ZM189 202H191V201H189ZM196 202H197V201H196ZM206 202H207V201H206ZM208 202H210V201L208 200ZM222 202H223V201H222ZM222 202H221V203H222ZM231 202H232V201H231ZM244 202H245V201H244ZM244 202L242 201V203H244ZM11 203H12V202H11ZM63 203H64V202H63ZM63 203H62V204H63ZM65 203H66V202H65ZM68 203H70V202H68ZM82 203H83V202H82ZM117 203H118V202H117ZM120 203H121V202H120ZM122 203H123V202H122ZM124 203H125V202H124ZM131 203H132V202H131ZM131 203H130V204H131ZM156 203H158V202H156ZM167 203H168V202H167ZM177 203H176V204H177ZM193 203H194V202L192 201V204H193ZM197 203L201 204L199 201H198ZM214 203H215V201H214ZM223 203H224V202H223ZM239 203H241V202H239ZM257 203H258V202H257ZM6 204H7V203H5V205H6ZM52 204H53V202H52ZM56 204H57V202H56ZM56 204L54 203V204L52 205V207H53L54 205H56ZM84 204H85V203H84ZM103 204H104V203L102 202V205H103ZM105 204H106V203H105ZM105 204H104V205H105ZM128 204H129V203L127 202V205H128ZM136 204H137V203H136ZM141 204H142V203H141ZM149 204H151V203H150V200H149ZM152 204H154L153 201H152ZM159 204H161V203H159ZM164 204H165V203H164ZM164 204H163V202H162V206H163ZM194 204H195V203H194ZM194 204H193V205H194ZM206 204H207V203H206ZM219 204H220V203H219ZM219 204H218V205H219ZM228 204H229V203H228ZM231 204H234V203H231ZM231 204H230V205H231ZM246 204L248 205V202H246ZM246 204H244V205L246 206ZM253 204H254V202H253ZM85 205H86V204H85ZM98 205H99V204H98ZM132 205H133V204H132ZM137 205H139V204H137ZM137 205L134 204V206H137ZM143 205H144V204H143ZM154 205H155V204H154ZM197 205H198V204H197ZM209 205H210V204H209ZM230 205H229V209H230ZM235 205H236V204H235ZM241 205H242V204H241ZM251 205H252V204H251ZM251 205H250V206H251ZM255 205H256V204H255ZM255 205H254V207H255ZM58 206H59V205H58ZM61 206H62V205H61ZM69 206H71V204H70ZM91 206H92V205H91ZM95 206H97V204H96ZM116 206H117V205H116ZM125 206H126V205H125ZM130 206H131V205H130ZM130 206H126V207L131 208ZM140 206H141V205H139V207H140ZM144 206H145V205H144ZM172 206H173V204H172ZM172 206L169 205V207H172ZM174 206H175V205H174ZM188 206H189V205H188ZM188 206H187V207L184 206V208L186 207V208L188 209V211H190V209H192V208L189 209ZM190 206H191V205H190ZM195 206H196V205H195ZM203 206H205V205H203ZM206 206H207V205H206ZM224 206H225V205H224ZM227 206H228V205H227ZM231 206H234V205H231ZM245 206H244V207H245ZM2 207H3V205H2ZM63 207L65 208V207H67V206H65V204H64ZM78 207H79V206H78ZM85 207H86V206H85ZM89 207H90V206H89ZM97 207L99 208V206H97ZM101 207H102V206H101ZM117 207H118V206H117ZM121 207H122V206H121ZM126 207H125V208H126ZM142 207H143V206H142ZM148 207H149V206H148ZM159 207H161V205H159ZM169 207H168V209H169ZM177 207H178V206H177ZM200 207H201V206H200ZM207 207H208V206H207ZM207 207H206V208H207ZM211 207H212V205H211ZM216 207L218 208V206H216ZM222 207H223V206H222ZM242 207H243V206H242ZM246 207H247V206H246ZM246 207H245V208H246ZM258 207H259V206H258ZM3 208H4V207H3ZM3 208H2V209H3ZM13 208H14V207H13ZM53 208H56V207H53ZM61 208H62V207H61ZM114 208H116V207H114ZM119 208H120V207H119ZM129 208H128V210H130ZM132 208H134V207H132ZM132 208H131V209H132ZM143 208H144V207H143ZM154 208H155V206H154ZM156 208H157V207H156ZM162 208L164 209V206H163ZM206 208L204 207L203 209H206ZM212 208H213V207H212ZM234 208H235V207H234ZM234 208H233V209H234ZM245 208H244V209H245ZM251 208H252V207H251ZM2 209H1V210H2ZM51 209H52V208H51ZM65 209H66V208H65ZM65 209H64V210H65ZM85 209H86V208H85ZM87 209H88V208H87ZM92 209H94V208H92ZM95 209H96V208H95ZM95 209L93 210L94 212L91 211V213H95ZM117 209H118V208H117ZM120 209L123 210L124 208H120ZM138 209H139V208H138ZM166 209H167V207H166ZM168 209H167V211H169ZM194 209H195V208H194V206H193V209H192V210H194ZM208 209L212 210L211 208H208ZM214 209H215V208H214ZM233 209H232V207H231V210H233ZM236 209H237V206H236V208H235V212L239 210V209H237V210H236ZM241 209H242V208H241ZM249 209H250V208H249ZM249 209H248V210H249ZM252 209H253V208H252ZM259 209H260V208H259ZM14 210H15V208H14ZM54 210H55V209H54ZM54 210H53V211H54ZM60 210H62V209H60ZM74 210H75V209H74ZM78 210H79V209H78ZM78 210H77V211H78ZM81 210H82V209H81ZM90 210H91V209H90ZM90 210H89V211H90ZM122 210H121V211H122ZM155 210H156V209H155ZM159 210H160V208H159ZM179 210H181L180 207H179ZM200 210H202V208H201ZM200 210H199V212H200ZM219 210H220V213H221V210L224 211L225 208H224V210H223L222 208H221V209L219 208ZM219 210H218V211H219ZM245 210H246V209H245ZM55 211H56V210H55ZM69 211H71V210H69ZM113 211H114V210H113ZM131 211H132V210H131ZM133 211H134V210H133ZM148 211H151V210L149 209ZM148 211H147V212H148ZM164 211H165V209H164ZM175 211H176V207H175ZM202 211H203V210H202ZM202 211H201V212H202ZM204 211H205V210H204ZM216 211H217V209H216ZM249 211H250V210H249ZM261 211H262V209H261ZM1 212H2V211H1ZM49 212H50V211H49ZM104 212H105V211H104ZM111 212H112V211H110V213H111ZM116 212H117V210H116ZM119 212H120V211H119ZM119 212H117V213H119ZM126 212H127V211H126ZM151 212H152V211H151ZM169 212H170V211H169ZM172 212H174V211L171 210L170 213H172ZM176 212H177V211H176ZM185 212H186V211H185ZM197 212H198V211H197ZM201 212L199 213L200 215H201ZM206 212H208V211H206ZM206 212H205V213H206ZM210 212H211V211H210ZM224 212H225V211H224ZM226 212H227V211H226ZM246 212H247V210H246ZM252 212H253V211H252ZM256 212H257V211H256ZM256 212H255V214H256ZM56 213H58V212H56ZM61 213H62V211H61ZM63 213H65V212H63ZM69 213H70V212H69ZM69 213H65V214H69ZM81 213H82V212H81ZM121 213H123V211H122ZM121 213H119L118 216H119ZM128 213H129V211H128ZM132 213H134V212H132ZM139 213H141V211H140ZM139 213H138V214H139ZM149 213H150V212H149ZM154 213H155V212H154ZM159 213H160V212H159ZM162 213H163V210H162ZM186 213L189 214V212H186ZM190 213H191V211H190ZM202 213H203V212H202ZM215 213H216V212H215ZM215 213H214V214H215ZM220 213H219V214H220ZM228 213H229V212H228ZM233 213H234V212H233ZM233 213H232V214H233ZM237 213H239V212H237ZM241 213H243V212H241ZM244 213H245V211H244ZM9 214H10V212H9ZM89 214H90V213H89ZM124 214H126V213H125V210H124ZM124 214H123V215H124ZM164 214H166V212H165ZM164 214H160V215H164ZM168 214H169V213H168ZM173 214L175 215V213H173ZM177 214H178V213H177ZM203 214H204V213H203ZM203 214H202V215H203ZM222 214H223V213H222ZM222 214H221V215H222ZM245 214H246V213H245ZM247 214H250V213H247ZM251 214H252V213H251ZM251 214H250V215H251ZM257 214H259V212H258ZM257 214H256V215H257ZM263 214H264V212H263ZM263 214H262V215H263ZM3 215H5V214H3ZM43 215H44V214H43ZM52 215H53V214H52ZM56 215H57V214H56ZM74 215H75V214H74ZM93 215H94V214H93ZM126 215H127V214H126ZM129 215H130V213H129ZM134 215H135V213H134ZM139 215H140V214H139ZM150 215H151V214H150ZM179 215H180V214H179ZM186 215H187V214H186ZM194 215L197 216V214H194ZM200 215H199V216H200ZM209 215H210V214H209ZM209 215H204V216H205V217H206V216L210 217ZM211 215H212V214H211ZM215 215H216V214H215ZM223 215H224V214H223ZM223 215H222V216H223ZM253 215H254V214H253ZM253 215H252V216H253ZM260 215H261V214H260ZM262 215H261V216H262ZM12 216H13V215H12ZM45 216H46V214H45ZM59 216H60V215H59ZM64 216H65V215H64ZM69 216H70V215H68V217H69ZM81 216H82V215H81ZM87 216H88V215H87ZM121 216H122V214H121ZM130 216H131V215H130ZM136 216H137V215H136ZM136 216H135V217H136ZM142 216H143V215H141L140 218H141ZM148 216H149V214H148ZM148 216L146 215V217H148ZM212 216H213V215H212ZM216 216H217V215H216ZM233 216H234V215H233ZM236 216L239 217V216H240V213H239V215L237 214ZM246 216H248V215H246ZM252 216H251V217H252ZM14 217H15V216H14ZM43 217H44V216H43ZM56 217H57V216H56ZM56 217H55V218H56ZM68 217H66V219H67ZM70 217H71V216H70ZM72 217H74V216L72 215ZM72 217H71V218H72ZM97 217H98V215H97ZM112 217H113V216H112ZM119 217H120V216H119ZM122 217H123V216H122ZM122 217H121V218H122ZM124 217H125V219H126V216H125V215H124ZM128 217H129V216H128ZM131 217H133V215H132ZM152 217H153V216H152ZM160 217H161V216H160ZM162 217L164 218L165 216H162ZM182 217H183V215H182ZM192 217L194 218V216H192ZM197 217H198V216H197ZM197 217H195V218H197ZM202 217H203V216H202ZM214 217H215V216H214ZM224 217H226V216H224ZM248 217H249V216H248ZM254 217H258V215H257V216H254ZM254 217H253V220H254ZM262 217H264V216H262ZM7 218H8V215H7ZM7 218H6V219H7ZM20 218H21V217H20ZM20 218H19V219H20ZM41 218H42V216H41ZM44 218H45V217H44ZM58 218H59V217H58ZM79 218H80V217H79ZM82 218H83V217H82ZM89 218H91V216H90ZM99 218H100V215H99ZM129 218H130V217H129ZM129 218H128V220H129ZM138 218H139V217H136L135 220L138 219ZM143 218H144V219H143ZM154 218H155V216H154ZM163 218H161V219L164 220ZM178 218H179V217H178ZM195 218H194V219H195ZM198 218H200V217H198ZM241 218L243 219L242 216H241ZM244 218H245V217H244ZM258 218H260V217H258ZM4 219H5V217H4ZM4 219H3V220H4ZM15 219H16V217H15ZM15 219L13 218V222L15 221ZM19 219H18V220H19ZM48 219H49V218H48ZM50 219H51V218H50ZM73 219H76V217L73 218ZM91 219H92V218H91ZM109 219H110V218H109ZM115 219H116V218H115ZM141 219H143V220L145 221V217H144V216H143ZM141 219H140V220H141ZM149 219H150V217H149ZM176 219H177V218H176ZM180 219H181V217H180ZM180 219H179V220H180ZM185 219H186V217H185ZM185 219H184V220H185ZM219 219H220V218H219ZM224 219H226V218H224ZM251 219H252V218H251ZM260 219H261V218H260ZM11 220H12V219H11ZM39 220H40L39 218H38V220L35 219V221H39ZM51 220H52V219H51ZM53 220H54V219H53ZM68 220H69V219H68ZM77 220H78V221H81L82 219H81V220L78 219V216H77ZM96 220H97V219H96ZM103 220H104V218H103ZM113 220H114V219H113ZM119 220H120V218H119ZM126 220H127V219H126ZM128 220H127V221H128ZM135 220H134V221H135ZM146 220L148 221V219H146ZM153 220H154V219H153ZM162 220H161V221H162ZM169 220H170V219H169ZM169 220H167V222L170 223L171 220H170V221H169ZM182 220H183V219H181V222H182ZM186 220H188V216H187V219H186ZM192 220H193V219H192ZM199 220H200V219H199ZM204 220H205V219H204ZM216 220H218V219H216ZM220 220H221V219H220ZM237 220H238V219H237ZM237 220H236V221H237ZM239 220H241V219L239 218ZM258 220H259V219H258ZM263 220H264V219H263ZM4 221H5V220H4ZM46 221H47V220H46ZM48 221H49V220H48ZM58 221H59V219H58ZM73 221H74V220H73ZM75 221H76V220H75ZM78 221H77V222H78ZM97 221H100V220H97ZM104 221L106 222L107 220H104ZM108 221H109V220H108ZM120 221H121V220H120ZM122 221H123V220H122ZM122 221H121V222H122ZM137 221H138V220H137ZM141 221H142V220H141ZM154 221H155V220H154ZM158 221H160V219H158ZM158 221H155L156 224H155V223H154V224H155V226L158 227V225H159V227H160L161 224H158V223H159ZM175 221H177V220H175ZM175 221H174V220L172 221V223H171L172 226H175V224L173 225V222H175ZM193 221H196V220H193ZM193 221H192V222H193ZM222 221H224V220H222ZM236 221H235V222H236ZM251 221H252V220H250L249 222H251ZM9 222H10V221H9ZM59 222H60V221H59ZM59 222H58V223H59ZM70 222H71V221H70ZM100 222L102 223V221H100ZM109 222H110V221H109ZM109 222H108V223H109ZM113 222H114V221H112V223H113ZM131 222H133V221H131ZM177 222H179V221H177ZM205 222H206V220H205ZM211 222H212V221H208V224L211 223ZM256 222H258V221H255L254 224H255ZM2 223H3V222H2ZM5 223H6V222H5ZM47 223H48V222H47ZM47 223L45 224L46 226L49 224V223H48V224H47ZM51 223H52V222L50 221V224H51ZM71 223H73V222H71ZM71 223H70V224H71ZM84 223H85V222H84ZM88 223H89V222H88ZM96 223H98V222H96ZM128 223H129V221H128ZM135 223H136V222H135ZM143 223H144V222H142V224H143ZM160 223H161V222H160ZM179 223H180V222H179ZM188 223H190L189 220H188ZM193 223H195V222H193ZM199 223H200V221H199ZM201 223H202V221H201ZM213 223H215V222H213ZM243 223L245 224V222H243ZM252 223H253V222H252ZM258 223H259V222H258ZM34 224H35V223H34ZM39 224H40V223H39ZM39 224H37V225L39 226ZM80 224H81V223H80ZM109 224H111V223H109ZM117 224H119L118 221H116L115 225H117ZM132 224H134V223H132ZM145 224H147V223H145ZM145 224H144V226H142V227L146 228L145 226H147V225H145ZM157 224H158V225H157ZM171 224H170V225H171ZM181 224H183V226H185V227L189 225V224H188V225H187V224L184 225V221H183V223H181ZM208 224H207V225H208ZM215 224H216V223H215ZM215 224H214V225H215ZM219 224H220V223H219ZM256 224H257V223H256ZM256 224H255V226H256ZM260 224H262V222H261ZM13 225H14V224H13ZM13 225H12V226H13ZM31 225H32V224H31ZM35 225H36V224H35ZM53 225H54V224H53ZM61 225H62V224H61ZM85 225H86V224H85ZM98 225H100V224L98 223L97 226H98ZM103 225H104V223H103ZM112 225H113V224H112ZM119 225H122V224H119ZM123 225H124V223H123ZM129 225H130V224H129ZM138 225H139V224H138ZM138 225H137V226H138ZM149 225H151V223H150ZM149 225H148L147 227H149ZM179 225H180V224H179ZM196 225H197V224H196ZM202 225L204 226V224H202ZM205 225H206V224H205ZM216 225H218V224H216ZM234 225H235V224H234ZM240 225H241V224H240ZM249 225H251V224H249ZM252 225H253V224H252ZM258 225H259V224H258ZM0 226H1V225H0ZM3 226H4V225H3ZM49 226H50V225H49ZM54 226H55V225H54ZM59 226H60V225H59ZM117 226H118V225H117ZM117 226H114V227H117ZM126 226H127V225H126ZM126 226H125V227H126ZM151 226H152V225H151ZM190 226H191V225H190ZM193 226H194V225H193ZM193 226H192V228H193ZM203 226H202V227H203ZM210 226H212V223H211ZM227 226H228V225H227ZM229 226H230V225H229ZM236 226H237V225H236ZM244 226H245V225H244ZM246 226H248V224H247ZM253 226H254V225H253ZM260 226H261V225H260ZM262 226L264 227V224H262ZM4 227H5V226H4ZM33 227H34V226H33ZM39 227H40V226H39ZM43 227H44V226H43ZM60 227H61V226H60ZM64 227H65V225H64ZM81 227H84V225L81 226ZM85 227H86V226H85ZM90 227H92V226H90ZM98 227H99V229H100V226H98ZM111 227H112V226H111ZM114 227H112V228H114ZM131 227H132V226H131ZM135 227H136V226H135ZM140 227H141V226H140ZM163 227H164V226H163ZM163 227H162V228H163ZM175 227L177 228V223H176V226H175ZM180 227H181V226H180ZM199 227H201V225H200ZM217 227H218V226H217ZM217 227H215V228H217ZM221 227H222V226H221ZM224 227H225V226H224ZM232 227H233V226H232ZM232 227H231V229H233ZM36 228H37V227H36ZM44 228H45V227H44ZM86 228H87V227H86ZM117 228H118V227H117ZM127 228L130 230L129 226H127ZM127 228H126V230H127ZM132 228H133V227H132ZM132 228H131V229H132ZM173 228H174V227H173ZM178 228H179V227H178ZM182 228H184V227H182ZM186 228H187V227H186ZM192 228L190 227L191 230H192ZM195 228H198V226H196ZM208 228H209V227H208ZM222 228H223V227H222ZM244 228H246V230H247V227H244ZM249 228H250V226H249ZM254 228H255V227H254ZM259 228H260V227H259ZM261 228H262V227H261ZM261 228H260V229H261ZM6 229H7V228H6ZM11 229H12V228H11ZM11 229L9 228V232H10ZM37 229H38V228H37ZM55 229H56V228H55ZM59 229H60V228H59ZM92 229H93V228H92ZM115 229H116V228H115ZM115 229H114V230H115ZM146 229H147V228H146ZM148 229H149V228H148ZM163 229H164V228H163ZM180 229H181V228H180ZM198 229H199V228H198ZM204 229H205V227H203V230H204ZM212 229H214V227H213ZM212 229H210L211 231L208 229V231L211 232L210 234H215V233H216L215 229H214V231H215L214 233H212ZM219 229H221V228H219ZM223 229H224V228H223ZM225 229H226V228H225ZM227 229L229 230V228H227ZM3 230H5V229H3ZM29 230H30V229H29ZM32 230H33V228H32ZM60 230H62V229H60ZM89 230L91 231L90 228H89ZM89 230L87 229V231H89ZM101 230H102V228H101ZM114 230H113V231H114ZM122 230H123V229H122ZM149 230H150V229H149ZM183 230H184V231H187V230H185V228H184ZM191 230H188V231H191ZM199 230H200V229H199ZM203 230H202V231H203ZM206 230H207V228H206ZM233 230H235V229H233ZM240 230H241V229H240ZM242 230H243V229H242ZM248 230H249V229H248ZM251 230H253V229H251ZM34 231H36V230L34 229ZM37 231H38V230H37ZM53 231H54V230H53ZM85 231H86V230H85ZM90 231H89V232H90ZM94 231L97 232V230H95V229H94ZM94 231H92V232L94 233ZM115 231H116V232H119V230H117V229H116ZM120 231H121V230H120ZM139 231H140V229L138 230V233H139ZM157 231H159V230H157ZM188 231H187V233H188ZM194 231H195V230H193V232H194ZM196 231H197V230H196ZM217 231L219 232V230H217ZM229 231H231V230H229ZM236 231H237V230H236ZM253 231H254V230H253ZM61 232H62V231H60V233H61ZM92 232H90V233H92ZM101 232H102V231H101ZM147 232H148V231H147ZM159 232H160V231H159ZM182 232H183V231H182V229H181V233H182ZM197 232H198V231H197ZM200 232H201V230H200ZM203 232H204V231H203ZM203 232H202V233H203ZM225 232H226V230H225ZM225 232H224V234H225ZM227 232H228V231H227ZM248 232H250V231H248ZM248 232L246 231V233H248ZM256 232H257V231H256ZM32 233H33V232H32ZM32 233H31V234H32ZM49 233H50V232H49ZM52 233H53V232H52ZM56 233H59V232L56 231ZM68 233H69V232H68ZM83 233H84V231H83ZM97 233H98V232H97ZM104 233H105V232H104ZM113 233H115V232H113ZM129 233H130V232H129ZM154 233H155V232H154ZM154 233H153V234H154ZM181 233H179V234H181ZM194 233H195V232H194ZM204 233H205V232H204ZM236 233H237V232H236ZM239 233H240V232H239ZM244 233H245V232H244ZM246 233H245V234H246ZM254 233H255V231H254ZM258 233H259V232H258ZM258 233H256V234H258ZM7 234H8V233H7ZM47 234H48V233H47ZM50 234H51V233H50ZM106 234H108V232H107ZM109 234H110V233H109ZM117 234H118V235H117ZM117 234H116V235L120 237L119 233H117ZM125 234H126V233H125ZM130 234H131V233H130ZM183 234H184V232H183ZM185 234H186V233H185ZM198 234H199V233H198ZM206 234H207V233H206ZM216 234H217V233H216ZM261 234H262V233H261ZM33 235H35V234H33ZM36 235H37V234H36ZM48 235H49V234H48ZM48 235H47V236H48ZM69 235H70V234H69ZM84 235H85V233H84ZM126 235H128V234H126ZM126 235H125V238L127 237L126 239H128V236H126ZM132 235H133V234H132ZM132 235H129V237L132 236ZM147 235H148V233H147ZM151 235H152V234H151ZM151 235H150V236H151ZM192 235H193V234H192ZM218 235H219V234H218ZM218 235H217V236H218ZM226 235H229V234L227 233ZM226 235H225V237H226ZM230 235H231V237H233V236L235 235V232H234L233 234H230ZM232 235H233V236H232ZM237 235H239V234H237ZM240 235H241V234H240ZM240 235H239V237H240ZM243 235H244V234H242V236H243ZM40 236H43V235L41 234ZM52 236H53V234H52ZM62 236H63V234H62ZM62 236H61V237H62ZM67 236H68V235H67ZM86 236H88V234H86ZM112 236H113V235H112ZM123 236H124V233H123ZM133 236H134V235H133ZM153 236L155 237L156 235H153ZM179 236H180V235H179ZM188 236H189V235H187V237H188ZM202 236H203V235H202ZM207 236H209V235L207 234ZM207 236H206V237H207ZM210 236H211V235H210ZM222 236H224V235L222 234ZM244 236H245V235H244ZM259 236H260V235H259ZM261 236H262V235H261ZM261 236H260V237H261ZM0 237H2V236H0ZM57 237H58V235H57ZM134 237H135V236H134ZM165 237H166V236H165ZM165 237H164V238H165ZM180 237H181V236H180ZM192 237H193V236H192ZM199 237H200V236H199ZM199 237H198V238H199ZM213 237H214V235H213ZM215 237H216V235H215ZM225 237H224V238H225ZM234 237H235V236H234ZM26 238H27V237H26ZM35 238H37V237L35 236ZM53 238H55V237H53ZM64 238H65V237H64ZM109 238H110V237H109ZM111 238H112V237H111ZM111 238H110V240H112V239H116V238H114V237H113L112 239H111ZM121 238L123 239V237H120L119 239H121ZM149 238H150V237H149ZM152 238H153V237H151V240H152ZM155 238H156V237H155ZM155 238H154V239H155ZM183 238H184V237H183ZM228 238H230V237H228ZM236 238H237V237H236ZM236 238H235V239H236ZM254 238H255V237H254ZM257 238H258V237H257ZM263 238H264V237H263ZM1 239H5V238L2 237ZM28 239H29V236H28ZM38 239H40V238H38ZM46 239H47V238H46ZM59 239H61V238H59ZM95 239H96V238L94 237V242H95ZM105 239H106V238H105ZM156 239H157V238H156ZM156 239H155V241H156ZM167 239H169V238L166 237V240H167ZM185 239H186V238H185ZM188 239H189V238H187L186 240H188ZM192 239H193V238H192ZM213 239H214V238H213ZM220 239H221V238H220ZM235 239H234V241H235ZM250 239H252V238H250ZM255 239H256V238H255ZM21 240H22V239H21ZM54 240H55V239H54ZM62 240H63V239H62ZM62 240H61V241H62ZM123 240H124V239H123ZM134 240H135V239H134ZM149 240H150V239H149ZM151 240H150V241H151ZM171 240H172V239H171ZM171 240H170V241H171ZM189 240H190V239H189ZM203 240H204V239H203ZM216 240H218V239H216ZM221 240L224 241L225 243H226L227 241H229V240H227V239H226L227 241H225V240H223V239H221ZM230 240H233V238H230ZM253 240H254V239H253ZM0 241H1V240H0ZM5 241H6V240H5ZM29 241H31V240H29ZM34 241H35V240H34ZM34 241H33V242H34ZM39 241H40V240H39ZM57 241H60V240H57ZM57 241H56V242H57ZM64 241H65V240H64ZM101 241H102V240H101ZM103 241H104V239H103ZM176 241H177V240H176ZM184 241H185V240H184ZM208 241H209V240H208ZM214 241H215V240H214ZM237 241H238V239H237ZM237 241H236V242H237ZM249 241H250V240H249ZM20 242H22V241H20ZM41 242H42V241H41ZM44 242H45V241H44ZM62 242H63V241H62ZM66 242H67V241H66ZM77 242H78V241H77ZM88 242H89V241H88ZM91 242H92V241H91ZM94 242H93V243H94ZM97 242H98V241H97ZM105 242H106V241H105ZM105 242H104V243H105ZM136 242H137V241H136ZM140 242H141V241H140ZM142 242H144V241L142 240ZM145 242H146V240H145ZM145 242L143 243V245L145 244ZM166 242H168V241H166ZM189 242H190V241H189ZM206 242H207V241H206ZM209 242H210V241H209ZM209 242H207V243H209ZM215 242H216V241H215ZM215 242L212 241V244H214ZM217 242H218V241H217ZM219 242H220V241H219ZM229 242H230V241H229ZM238 242H239V241H238ZM238 242H237V243H238ZM251 242H252V241H251ZM13 243H14V242H13ZM29 243H30V242H29ZM78 243H79V242H78ZM80 243H81V242H80ZM102 243H103V242H102ZM113 243L116 244L117 242H114V241H113ZM125 243H126V242H125ZM125 243H121L120 245L123 246V244H125ZM130 243H131V242H130ZM133 243H134V242H133ZM177 243H179V242H177ZM198 243H199V242H198ZM207 243H206V246L208 245ZM221 243H222V242H221ZM27 244H28V243H27ZM44 244H45V243H44ZM46 244H47V242H46ZM63 244L66 245V243H63ZM81 244H82V243H81ZM81 244H80V245H81ZM98 244H99V243H98ZM106 244H107V243H106ZM135 244H137V243H135ZM141 244H142V243H140V246H141ZM166 244H167V243H166ZM166 244H165V246H166ZM168 244H169V243H168ZM171 244H173V243H171ZM189 244H190V243H189ZM203 244H204V243H203ZM209 244H210V243H209ZM216 244H217V243H216ZM218 244H220V243H218ZM226 244H228V243H226ZM234 244H235V243H234ZM234 244H233V246H234ZM250 244H251V243H250ZM261 244H262V242H261ZM8 245H9V244H8ZM8 245H7V246H8ZM13 245H14V244H13ZM35 245H37V244H35ZM78 245H79V244H78ZM80 245H79V246H80ZM100 245H101V244H100ZM104 245H105V244H104ZM104 245L102 244L101 246H104ZM107 245H109V244H107ZM117 245H118V244H117ZM137 245H138V244H137ZM146 245H147V244H146ZM146 245H144V246H146ZM150 245H152V244H150ZM160 245H162V244H160ZM169 245H170V244H169ZM169 245H168V246H169ZM186 245H188V243H187ZM210 245H211V244H210ZM214 245H215V244H214ZM235 245L238 246V244H235ZM252 245H253V244H252ZM258 245H259V244H258ZM262 245H263V244H262ZM38 246H40V245L38 244ZM42 246H43V245H41L40 248H41ZM79 246L76 245L75 247H74V246H73V247H74L75 250H76V248L79 247ZM89 246H90V245H89ZM97 246H98V245H97ZM154 246H155V245H154ZM154 246L152 245V246L150 247V249L153 248ZM162 246H163V245H162ZM168 246H166V247H164V248H167ZM181 246H182V245H181ZM199 246H200V245H199ZM204 246H205V245H204ZM230 246H231V244H230ZM239 246H240V245H239ZM241 246H242V245H241ZM245 246H246V245H245ZM254 246H256V243L254 244ZM4 247H5V246H4ZM10 247H11V246H10ZM10 247H9V248H10ZM34 247H37V246H34ZM94 247H95V245H94ZM110 247H111V246H110ZM110 247H107V248H109V249H110L109 251L111 252V248H110ZM115 247H116V245H115ZM123 247H124V246H123ZM142 247H143V246H142ZM142 247H140V248L138 247V248L141 250V249H143ZM146 247L148 248V245H147ZM171 247H172L171 250L175 249V248H173V246H171ZM171 247L169 246L168 249L171 248ZM174 247H175V246H174ZM210 247H212V246H210ZM214 247L217 248L218 245H217V246H214ZM219 247H220V250L222 251V249H221L222 245L219 246ZM252 247H253V246H252ZM252 247H251V248H252ZM258 247H259V246H258ZM263 247H264V246H263ZM42 248H43V247H42ZM42 248H41V250H42ZM44 248H45V247H44ZM90 248H92V247H90ZM121 248H122V247L120 246V248H119L118 250H119L120 252H123V251L120 250ZM124 248H126V247H124ZM124 248H123V249H124ZM129 248H130V247H129ZM138 248H137V250H139ZM158 248H160V251H161V248H162V247H157V249H158ZM189 248H191V247L189 246ZM216 248H215V249H216ZM223 248H224V247H223ZM234 248H235V246H234ZM237 248L240 249L239 247H237ZM243 248H244V245H243ZM246 248H248V247H245V249H246ZM251 248H250V249H251ZM2 249H3V247H2ZM12 249H13V248H12ZM23 249H24V248H23ZM29 249H31V246H30ZM37 249H38V248H37ZM79 249H80V247H79ZM95 249H96V248H95ZM104 249H105V248H104ZM130 249H131V248H130ZM150 249H149V250H150ZM153 249H155V247H154ZM176 249H177V248H176ZM198 249H199V248H198ZM207 249H208V248H207ZM238 249H237V250H238ZM254 249H255V248H254ZM254 249L252 248V252H253ZM261 249H262V248H261ZM3 250H4V249H3ZM19 250H20V249H19ZM26 250L28 251V248H27V247H26ZM26 250H25V251H26ZM32 250H33V249H32ZM80 250H81V249H80ZM118 250H117V251H118ZM137 250H136L135 252H140V251H137ZM145 250H146V249H145ZM155 250H156V249H155ZM177 250H178V249H177ZM180 250H181V249H180ZM203 250H204V249H202V251H203ZM217 250H218V249H217ZM224 250H225V248H224ZM247 250H248V249H247ZM255 250H256V249H255ZM257 250H258V248H257ZM0 251H1V250H0ZM6 251H7V250H6ZM21 251H22V250H21ZM23 251H24V250H23ZM23 251H22V252H23ZM37 251H38V250H37ZM44 251H45V250H44ZM77 251H79V250L77 249ZM89 251H90V250H89ZM91 251H92V249H91ZM100 251H101V250H100ZM113 251H115V250H113ZM117 251H115V252L118 254L119 252H117ZM133 251H134V250H133ZM141 251H142V250H141ZM153 251H154V250H153ZM156 251H157V250H156ZM160 251H159V252H160ZM164 251H166V249H165ZM175 251H176V250H175ZM181 251H182V250H181ZM181 251H180V252H181ZM184 251H185V250H184ZM184 251L181 252V253L184 254ZM197 251H198V250H197ZM197 251H195V253H196ZM200 251H201V250H200ZM231 251H232V249L230 250V252H231ZM234 251H236V249H234ZM241 251H242V250H241ZM243 251H244V250H243ZM11 252H12V251H11ZM16 252H17V250H16ZM29 252H32V251L29 250ZM34 252H35V250H34ZM81 252H82V253H81L80 255L78 254L79 257H81V255L83 254V250H82ZM115 252H114V253H115ZM135 252H134V253H135ZM148 252H149V251H148ZM168 252H169V251H167L166 254H168ZM176 252H177V251H176ZM176 252H173V254L176 253ZM203 252H204V251H203ZM219 252H220V251H219ZM224 252H225V251H223V252H221V253L224 254ZM230 252H229V254H230ZM246 252H247V251H245V253H246ZM41 253H42V252H41ZM45 253H46V252H45ZM48 253H49V252H48ZM51 253H52V252H51ZM56 253H57V252H56ZM79 253H80V251H79ZM94 253H95V250H94ZM124 253H125V251H124ZM131 253H132V252H131ZM156 253H157V252H156ZM164 253H165V252H164ZM189 253H190V251H189ZM207 253H208V251H207ZM216 253L218 254V251H217ZM239 253H240V252H239ZM239 253H238V254H239ZM18 254H20V253H18ZM21 254H22V253H21ZM34 254H35V253H34ZM38 254L40 255V253H38ZM46 254H47V253H46ZM88 254H89V253H88ZM96 254H97V253H96ZM96 254H95V255H96ZM102 254H103V253H102ZM112 254H113V252H111V255H112ZM119 254H121V253H119ZM119 254H118V256H119ZM122 254H123V253H122ZM159 254H161V253H159ZM176 254H177V253H176ZM192 254H193V251H192ZM210 254H211V253H210ZM217 254H216V255H217ZM227 254H228V253H227ZM227 254H226V257L228 256ZM247 254H248V253H247ZM10 255L12 256V254H10ZM32 255H33V254H32ZM36 255H37V254H36ZM51 255H52V254H51ZM57 255H58V254H57ZM59 255H60V254H59ZM85 255H86V253H85ZM95 255H94V256H95ZM103 255H104L103 257H105L106 254L104 253ZM107 255H108V251H107ZM107 255H106V256H107ZM146 255H147V257L149 258L148 254H146ZM146 255H145V256H146ZM174 255H175V254H174ZM174 255H171V256H174ZM196 255L198 256V253H197ZM200 255H201V253H200ZM205 255H207V254H206V251H205ZM233 255H234V253L232 254V257H233V258L236 257V256H238L237 253L235 254L236 256H233ZM239 255H240V254H239ZM248 255H249V254H248ZM248 255H247V256H248ZM17 256H18V255H17ZM23 256L25 257V255H23ZM30 256H31V255H30ZM75 256H76V255H75ZM87 256H89V255H87ZM94 256H93V257L91 256L92 259L94 258ZM109 256H110V255H109ZM115 256H116V255H115ZM120 256H121V255H120ZM159 256H161V255H159ZM159 256H158V257H159ZM163 256H164V255L162 254L161 258H162V259H165V258H167L168 255H167V256L165 255L166 257H164V258H163ZM187 256H188V255H187ZM190 256H191V255H190ZM210 256H211V255H210ZM213 256H214V255H213ZM217 256H219V255H217ZM245 256H246V255H244L243 257H245ZM252 256H253V255H252ZM39 257H41V256H39ZM43 257H44V256H43ZM47 257H49V256H47ZM57 257H58V256H57ZM67 257H68V256H67ZM91 257H89V258L91 259ZM121 257H124V256H121ZM180 257H182L181 254H180ZM184 257H185V256H184ZM184 257H183V258H184ZM188 257H189V256H188ZM203 257H204V256H203ZM203 257H202V259H203ZM206 257H208V255H207ZM219 257H220V256H219ZM223 257H224V256H223ZM248 257H249V256H248ZM248 257H247V258H248ZM255 257H256V256H255ZM20 258H21V257H20ZM36 258L38 259L37 256H36ZM41 258H42V257H41ZM49 258H50V257H49ZM51 258H52V257H51ZM75 258H76V257H75ZM113 258H114V256H111V259H113ZM192 258H193V257H192ZM198 258H199V256H198ZM200 258H201V257H200ZM227 258H228V257H227ZM236 258H237V257H236ZM236 258H235V259H236ZM253 258H254V257H253ZM259 258H260V257H259ZM11 259H12V258H11ZM16 259H17V258H16ZM16 259H15V260H16ZM31 259H32V258H31ZM45 259H47V258L45 257ZM53 259H56V258L53 257ZM79 259H81V258H79ZM92 259H91V260H92ZM107 259H110V257L107 258ZM127 259H128V258H127ZM141 259H143V258H141ZM157 259H158V258L156 257L155 262L157 261ZM169 259H170V257H169ZM180 259H181V258H180ZM205 259L207 260V258H205ZM208 259H209V257H208ZM219 259H220V258H219ZM222 259H223V258H222ZM222 259H221V260H222ZM20 260H22V259H20ZM39 260H40V259H39ZM68 260H69V258H68ZM75 260H77V259H75ZM82 260H84V258H83ZM82 260H80V261L83 263ZM93 260H94V259H93ZM93 260H92V261H93ZM95 260H96V259H95ZM101 260H102V262H103V259H101ZM104 260H105V258H104ZM125 260H126V259H125ZM129 260H130V259H129ZM132 260H134V258H132ZM167 260H168V259H167ZM171 260H172V258H171ZM186 260H187V258L185 259V261H186ZM190 260H191V259H190ZM193 260H195V259L193 258ZM211 260H212V259H211ZM228 260H229V258H228ZM236 260H237V259H236ZM254 260H255V259H253L252 261L254 262ZM7 261H8V260H7ZM12 261H13V260H12ZM22 261H23V260H22ZM32 261H33L32 264H34V259H33ZM37 261H38V260H37ZM37 261L35 260V262H37ZM50 261H51V260H50ZM113 261H114V260H113ZM113 261H112V262H113ZM116 261H117V260H116ZM116 261H115V262H116ZM118 261H119V260H118ZM135 261H136V260H135ZM142 261H144V260H142ZM160 261H161V260H160ZM164 261H166V259H165ZM214 261H215V260H214ZM219 261H220V260H219ZM226 261H227V260H226ZM226 261H225V262H226ZM231 261H232V259H231ZM256 261H257V260H256ZM20 262H21V261H20ZM28 262H29V260H28ZM30 262H31V261H30ZM76 262H77V261H76ZM98 262H99V259H98L97 263H98ZM100 262H101V261H100ZM105 262H106V261H105ZM107 262H110V260L107 261ZM139 262H140V261H139ZM145 262H146V261H144V262H142V263L144 264ZM155 262H154V264H156ZM166 262H167V261H166ZM169 262H170V261H169ZM169 262H167V263H169ZM197 262H198V260H197ZM220 262H221V261H220ZM223 262H224V261H223ZM229 262H230V261H229ZM259 262H260V260H259ZM17 263H18V262H17ZM44 263H45V262H44ZM51 263H52V262H51ZM51 263H50V264H51ZM97 263H96V264H97ZM113 263H114V262H113ZM121 263H122V261H121ZM121 263H120V264H121ZM133 263H135V262L133 261ZM136 263H137V262H136ZM160 263H164V262H160ZM177 263H178V262H177ZM208 263H209V262L207 261V264H208ZM210 263H212V262H210ZM231 263H232V262H231ZM257 263H258V261H257ZM8 264H9V263H8ZM14 264H16V263H14ZM19 264H20V263H19ZM37 264H38V263H37ZM69 264H70V263H69ZM71 264H72V263H71ZM73 264H74V263H73ZM79 264H81V263H79ZM94 264H95V263H94ZM98 264H99V263H98ZM105 264H107V263H105ZM124 264H126V263H124ZM130 264H131V262H130ZM138 264H139V263H138ZM140 264H141V263H140ZM145 264H146V263H145ZM151 264H153V263H151ZM157 264H159V263L157 262ZM169 264H173V263L170 262ZM174 264H176V262H174ZM184 264H186V263L184 262ZM189 264H191V261H190ZM195 264H196V263H195ZM212 264H214V263H212ZM223 264H224V263H223ZM226 264H228V263L226 262ZM229 264H230V263H229ZM235 264H236V263H235Z\"/></svg>","mask_w":264,"mask_h":264}]
</instances>
